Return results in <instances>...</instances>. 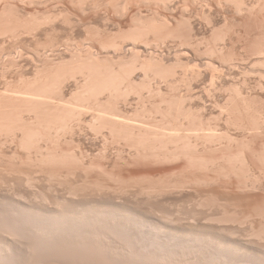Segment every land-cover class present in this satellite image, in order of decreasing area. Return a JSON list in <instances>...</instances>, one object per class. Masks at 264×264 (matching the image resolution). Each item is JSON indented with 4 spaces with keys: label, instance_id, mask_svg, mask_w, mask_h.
<instances>
[{
    "label": "rangeland",
    "instance_id": "1",
    "mask_svg": "<svg viewBox=\"0 0 264 264\" xmlns=\"http://www.w3.org/2000/svg\"><path fill=\"white\" fill-rule=\"evenodd\" d=\"M30 1H32V2H29V0H20V2L18 1V0H0V26H2L0 29H2L3 28V31H6V33H10V30L9 29H12L13 27H16L18 24L19 25H21V27L25 30V27H24V24H23V26H22V23L24 22H26V21H28V24H27V22H26V24H25V26H28L29 27V25H33V23H34V25L37 23V21H39V19H41L37 24H36V26L38 27L39 25H40V27H41V25H43V27H39V28H37V27H31L30 26V28L28 29V30H26V31H24L22 28H20V30H19V27L20 26H17L16 28L17 29H12L13 31L15 30V32H18L17 30H19V32L18 33H15V34H17V35H15L14 33L12 34V36H11V33H12V30H11V33L9 34H6L7 35V37L5 36V35H1V34H3L4 32L2 31V30H0L1 32H0V79L2 80V81H0V94L1 93H3V95L5 96L6 94L4 93V92H9V93H11V92H13V94L15 93L16 95V97H21L20 95H23L21 98H23V97H26V95L25 94H21V93H23V91L26 89V86H28V84L30 85V83L32 82V81H35L37 78H39V76L40 75H42V73H44L43 74V76L44 75H46V73L45 72H43V70L44 71H46L47 72V74L48 73H50L51 72V70L53 69L52 67H53V65L55 66L54 67V69L52 70V72L50 73V74H53V73H55V70L57 71L58 69H60L61 70V68L63 69V67H65L66 66V63L68 64L69 62L71 63V62H73V61H76V60H82V61H86L87 59L88 60H90L92 57H94L93 59H97L96 60V63H102V65L103 64H105V65H113L114 67H115V65H116V69H119V66H123V65H125V67H129V66H131L132 65V67H133V70H135L136 69V71H135V74H133V76H135V77H133V76H131L132 77V79H130L131 77H129V79L130 80H132V82H134L135 80L136 81H141V80H143V82H144V79L146 78V74L144 73V75H143V72L145 71L146 72V68H144L145 70L143 71V66H142V64H144V62H145V64H148V62L150 63V61H152V63H151V65H153L154 66V64H156V62H157V64H156V66H154V69H152V67L153 66H151V69L152 70H150V68H148L150 71H148L149 73V78H146L145 79V81L147 82V85H141L140 83L142 82H136V84H133L132 86H133V90L134 89H136V87L139 89L140 87V89L142 90V91H140V90H138V89H136V92H137V94H136V92H135V90L133 91L132 89H130V91H127V92H129V94H131V91H133L132 92V95H130V97H128L129 95H125V97L127 96L128 98H125V97H122L124 100H121L122 98H120V95H119V99L116 101L115 100V96L116 95H113V96H111V98H106V95L107 96H109L107 93H105V95L104 94H101L100 96H99V100H101L100 101V103L101 104H103L102 105V108H103V106H109L110 104H112V106H113V104H114V102L115 103H117L116 104V107L117 106H119L120 104V106L122 107H118L120 110L122 109L123 111L124 110H126V112L124 111H122L123 112V114H125L124 116H126V118L128 119H130V118H132V119H128V122H130V121H132V120H134L135 122H133V124L135 123V125H136V127L138 126V125H141V126H138V128L139 129H141V127L143 126L144 127V125H142V124H147V125H149V123H150V126L152 125L154 128H157V130H158V127H159V125H158V123H160V125L161 124H163L164 123V125L162 126V127H164L165 125H167L166 127H169L170 126V124H169V126H168V123H169V121L171 120V121H174L175 120V122H173V123H177V125L176 124H174L173 126L176 128V126H179V127H177L179 130H181L182 131V127L184 126H186V128L187 129H189V127L191 126H193L192 128L193 129H196L197 128V126H198V128L199 129H204L206 132H207V134L208 133H210L211 131H213V134H215V132L217 133L218 132V134H215V136H214V138H212L213 136H211V133H210V138H212L211 140H210V138H209V140H210V142L208 141V138H207V136H205V131H203L202 130V133H201V131H200V133H198L199 131H189L190 133H192L191 135H190V133L188 134L189 135V138H191L193 141H191V139L189 140V141H191L192 143H193V145H194V148L191 150L192 152L194 151V153H196L197 152V150L195 149V143H197L196 144V147H197V149L198 150H200V151H198L199 152V154H198V152L196 153V155H204L205 157H209V155H210V157H211V159L212 160H216V162L217 163H215V162H213V163H215V165H212L213 163H210V157H209V163H210V165H212V166H208L209 168L207 169L206 167L207 166H205L206 165V163H203V164H205L204 166L205 167H203V168H205V169H202L201 167H202V165L203 164H201V163H198V161H196L197 163H198V165L200 164V166L201 167H199L198 168V166L195 164V162H193L195 165H196V167L194 166H192V163L190 164L191 166H188L189 164V161H188V159H185V156L183 157V160H187L188 162H186V161H183L182 160V156H178L179 157V159H178V157H177V159H173L172 158V160H173V162H172V160L170 161V159H167L168 161H165V160H160V162H157L156 160L157 159H154L153 157V160L152 159H149L150 157H148V160L147 159H145V161H144V158H147V157H145V156H139L138 155V157L136 156L137 154H135V153H133V155H132V152H134L133 150L131 151V149L128 147V145H125L126 144V142H127V140L125 141V144H124V141H121L120 140V145H119V143H118V141L117 140H119V139H117L116 141L114 140L115 138H113V137H111L110 136V133H109V131L107 130V129H105V128H103L102 130L103 131H101L100 129L99 130H94V129H91L90 128V126H91V122H93L92 121V119L90 118V117H92L91 115H93V113H94V111L93 110H91V109H88V108H86V110H91V111H93L92 113L90 112H88V111H85V109H84V111H85V114H84V112H81V115L80 116H78V118H75L74 120H72L71 119V121H73V123H75L74 125L72 124V126L74 127V128H72V129H70V130H68V129H64V131H69V132H67V133H65L64 131H63V129H61V130H53V134H55V135H50V136H48V139H43L41 142H39V144H41V145H38V147H39V149H40V146H41V148L42 147H46V145H47V147L46 148H48L49 146V148L48 149H51L50 151L52 152V150H54V148H56L54 151L56 152V151H63L64 153H68L69 151L70 152H72V153H75V154H77L76 156H78V158L79 159H82L83 160V156H82V158H80L79 157V155H78V153H80V151L83 153V155H85L86 153H88V155L86 154L85 156V158H89L87 161H88V163L89 162H92V164L93 165H90V163L88 164L90 167H91V169H94V170H92V171H90L91 169L89 168V166L87 167L88 169H90V170H88L87 168H86V164H85V168H83L82 169V166H83V164L81 163V162H79V159L78 160H75L74 159V162L72 161V159L70 160V161H67V160H65V163H64V161H62V162H60L59 163V166L60 167H56V165L58 166V162H57V164L55 163V167L56 168H54V163H52L51 161L50 162H45V163H43V162H40L39 161V159H38V161L40 162V163H38V161L37 160H35L36 159V157H35V155L34 154H36L35 153V151H37V149H35V147L37 146H35L33 149L31 148L30 150H28L27 148H24V150H22L23 148H20L19 147V141H18V136H16V140L13 138L14 136L13 135H10V137H8V139H6L7 137V135L5 136V137H3L5 134H3V135H0V136H2V137H0V145H2L5 141H7L6 143H5V146L4 145H2V146H4V147H1L0 146V150H3V152L1 151L0 152V159H2V157H3V160L1 161L2 163V165L3 166H0V178L1 179H3L2 181H0V184H1V186H0V189H1V192H0V202H1V200H2V202L0 203V214L1 215H3V216H5L4 218H2V217H0V252L2 253V252H4L3 254H5L6 252H7V254L9 255H7V257L6 258H8L9 260L11 259H13L11 262L12 263H14V264H25V263H28V264H38L39 262H40V259H41V263L40 264H68V263H70V258H72V263H70V264H95L94 262L92 263V261L90 262V263H88L90 260L89 259H86V258H80L79 256H74L73 255V257L71 256L72 254H70L69 252H68V254H66V255H68V256H66V255H63V256H65L64 257V259H61L60 258V260H59V257L57 258L55 255L53 256V255H51L50 256V254L49 255H47L46 253L47 252H49L50 250H52V249H56V245H50L49 247H51V248H48L49 249V251L47 250V248H46V246L47 245H49V244H47V245H40L41 247H38L39 245H37L35 242L33 243V239H35V238H37L36 236L38 235V238H40L41 237V235H39V233L37 234L36 232H34V229L36 228L35 226H39V224L41 225V222L42 223H44V222H47V220L44 218L45 216H42V217H38V216H36V217H38V218H36L34 215H29V214H27L26 212H24L23 210H21V209H19V206H21V207H24L23 205H25L27 202H31L32 203V207L34 206L33 204H35V211H43L44 213H50L49 215H51V214H53V213H55V214H53V215H56L57 213H60V212H70L71 210L73 211V210H77L78 212L79 211H81L82 213H84L85 215H89L91 212H95V209H98V208H100V209H103V207H104V209H106V208H108V209H110V208H112V207H114V206H111L113 203H112V200H110V198L112 199V196H114L113 198H114V203H116V205L117 204H120L121 202H123L122 204H120L119 206L122 208V206H123V204H124V206L127 208V209H129L128 207H130V206H132V207H134V208H137V209H140V210H142L141 212H145L146 213V217L145 216H143V215H140L142 218H144V219H146V220H150L151 221V219H152V221L154 220L155 222H158V221H165L164 223H166V220L168 221V223H166L167 225L168 224H170V222L169 221H171V223H172V220H173V222H175L174 220H176L177 222H175V224L173 225V223L172 224H170V226H175L178 222H179V220H177L178 218H180L181 220H180V223H178V225H176L177 227L176 228H180V229H182V227H184V229L187 227L186 226V224L189 222V219L188 218H190V217H204V216H202V212L203 211H205L206 209H202L201 208V205H203L204 204V202H206L207 204H208V202L210 203V205L211 204H213V205H211V206H213V209L215 208V206L218 208H215L214 209V213L217 215H215V218L216 217H219L220 216V218H221V215H222V218H221V221L225 218L226 219V221L224 220V222L225 223H227V224H229V226H231V223H232V227L230 228V227H228V225L227 224H225V223H223V230L221 229V228H215V225L217 224V223H219V222H216L215 221V219L212 221V223L213 224H215L214 225V227H213V225H211L214 229H212V227H210L209 226V224H212V223H209L210 221L207 219L208 217L207 216H209V215H211L210 213H209V210L212 212L213 211V209L211 210V209H209L210 207H208L207 206V211L206 212H203V214L204 215H206V217H205V219L206 220H203V221H209V222H206V224L207 225H205V222L201 225V221H200V219L201 218H199V219H196V220H199V222L197 221L196 222V220H195V222L197 223V225H198V229H203L205 226L207 227V226H209L208 228H210L211 230H214V231H218L217 229H220V231H222V232H224L225 231V229H226V227L228 228L227 230H228V232H227V230H226V232H224V233H221V234H228V235H230V234H233L234 233V235H232V236H235V235H238L239 236V234L241 235L242 234V232L243 231H241V230H245V231H247L248 229H249V227H252V230H249V231H247V232H253V233H251V234H255L254 236H252L251 238H254L256 235H259L258 233L259 232H257L260 228V230L262 231V229L264 228V218H259V217H264V207L262 206V204L264 203V200L262 201V199H264V176L262 177V175H264V164L263 163H261V162H263V160H264V122L262 123V121H264V113H262L263 114V116L261 115V113L260 112H264V106H263V104H264V78H263V80H262V78L259 76L260 74H258V73H261V75L263 76L264 74V65H262V66H260L261 65V63H264L263 61H264V54H262V53H264V9H262V8H264V0L262 1V0H258V2H257V0L255 1V0H236V1H233V0H197V1H195V0H169V2H170V5H169V2H168V0H167V5H169V6H165V2H166V0L164 1V0H148L149 2H147V0H144V2H143V0H129V2L127 1V0H122L121 2H120V4L119 3H117V1L116 0H114V3L112 2L111 3V0H110V2H108L109 0H107V1H104V0H100V2H99V0H83L85 3H82V4H80L81 2H82V0H81V2L79 1V3H78V1L77 0H71V3H70V0H30ZM34 1H36V2H34ZM91 1H93V2H95V4H97V5H95L93 2L91 3ZM113 1V0H112ZM138 1H141V2H138ZM147 3H146V2ZM152 3H151V2ZM154 1H155V3H154ZM162 1V2H161ZM172 1V2H171ZM181 1V2H180ZM185 1V2H184ZM216 1V2H215ZM220 1V2H219ZM261 1V2H260ZM43 4H42V3ZM47 2V3H46ZM75 2H77V3H75ZM104 2V4H102V3ZM105 2H106V4H105ZM123 2H124V4H123ZM132 2V3H131ZM134 2H135V4H134ZM143 2V3H142ZM174 2V3H173ZM194 2V3H193ZM196 2V3H195ZM215 2V3H214ZM226 2V3H225ZM228 2V3H227ZM238 2H245V4H241V3H238ZM247 2V3H246ZM257 2V3H256ZM6 3V4H5ZM8 3H10V4H8ZM74 3V4H73ZM91 4V6H90V4ZM102 4L103 5V7H101L102 5H99V4ZM113 4L112 6L111 5H109V4ZM117 3V4H116ZM137 3H139V4H137ZM151 3V4H150ZM159 3V5H157ZM174 4V5H171V4ZM187 3V4H186ZM202 3V4H201ZM208 3V4H207ZM224 3V4H223ZM236 3L239 5V7L237 8L236 7ZM253 3H255V5L257 6H255ZM39 4V5H38ZM41 4V5H40ZM44 4H46V5H44ZM76 4L78 5V7L76 6ZM85 4V5H84ZM87 4V5H86ZM114 4L115 5H120V8H119V6H118V8H117V6H115L114 8L116 9H114L113 8V6H114ZM126 4V5H125ZM138 6H137V5ZM146 4V5H145ZM150 4V5H149ZM176 4H177V6H176ZM193 4V5H192ZM221 4H223V5H221ZM227 4V5H226ZM235 4V5H234ZM241 4V5H240ZM249 4V5H248ZM260 4V5H259ZM12 5H13V7H14V9L13 8H11L10 9V7H12ZM30 5V6H29ZM65 5V6H64ZM70 5V6H69ZM74 5V6H73ZM84 5V7H82ZM92 5H94V6H96L95 8H94V6H92ZM107 5H108V7H107ZM196 5V6H195ZM201 7H200V6ZM203 5V6H202ZM228 5H230L229 7H228ZM232 5V6H231ZM247 5V6H246ZM251 5H253V6H251ZM263 5V6H262ZM81 6V7H80ZM86 6V7H85ZM100 6V7H99ZM111 7V9H110V7ZM121 6H124V7H122L123 9H121ZM125 6H127V7H125ZM132 6V7H131ZM136 6V7H135ZM139 6H140V8H139ZM159 6V7H158ZM164 8H163V7ZM175 6V7H174ZM182 6V7H181ZM184 6H185V8H184ZM195 6V7H194ZM206 6V7H205ZM219 6V7H218ZM222 6V7H221ZM235 6V7H234ZM242 6L244 7L245 6V8H242ZM251 8H250V7ZM91 7H93V8H91ZM129 7V8H128ZM165 7H167V8H165ZM171 7V8H170ZM172 7L174 8V9H172ZM176 7H177V9H176ZM209 7V8H208ZM236 9L237 8V12H236V10L234 9V8ZM241 7V12H242V14L240 15L239 13V8ZM247 7V8H246ZM250 9H249V8ZM253 7V8H252ZM261 7V8H260ZM24 8V9H23ZM78 8V9H77ZM80 8V9H79ZM87 8V9H86ZM98 10H97V9ZM182 8V9H181ZM202 10H201V9ZM206 8V9H205ZM221 8V9H220ZM225 8V9H224ZM228 8V9H227ZM230 8V9H229ZM255 8V9H254ZM5 9V10H4ZM7 9H10L9 11L7 10ZM16 9V10H15ZM49 9V10H48ZM69 9V10H68ZM83 10V12L82 11H80V10ZM91 9H93V10H91ZM100 9V10H99ZM114 9V10H113ZM120 9V10H119ZM125 9V10H124ZM131 9V10H130ZM138 9V10H137ZM144 9V10H143ZM165 9V10H164ZM168 9H170V10H168ZM173 11H172V10ZM184 9V10H183ZM209 9H210V11H209ZM223 9V10H222ZM246 9V10H245ZM248 9V10H247ZM251 9H252V11H254V12H252L251 11ZM3 10H4V12H3ZM11 10H13V11H15V12H11ZM23 10V11H22ZM46 10V11H45ZM62 10V11H61ZM66 10V11H65ZM119 10V11H118ZM126 10H128V11H126ZM157 10V11H156ZM186 10V11H185ZM227 10V11H226ZM235 10V11H234ZM3 12V14H2V12ZM6 11H8V12H10V13H6ZM25 11V12H24ZM86 13H85V12ZM101 11H102V13H101ZM109 11V12H108ZM123 12V13H121V12ZM130 11V12H129ZM137 11V12H136ZM139 11V12H138ZM142 13H141V12ZM170 11V12H169ZM182 11H185V12H182ZM201 11V12H200ZM248 11L250 12L249 14H247L248 13ZM255 11H256V13H255ZM30 12H32V13H30ZM46 12V14H43V13H45ZM48 12V13H47ZM50 12V13H49ZM67 12V13H66ZM79 12H81V13H79ZM98 12V13H97ZM100 12V13H99ZM106 13V15H105V13ZM114 12V13H113ZM118 12V13H117ZM126 12V13H125ZM152 12V13H151ZM157 12V13H156ZM189 12H190V14H189ZM214 12V13H213ZM227 12V13H226ZM236 12V13H235ZM262 12V14H260V13ZM24 13H25V16H24ZM53 13H55V14H53ZM62 15H61V14ZM82 13H85V14H83L82 15ZM104 13V14H103ZM117 13V14H116ZM138 14V18H137V14ZM144 13V14H143ZM151 13V14H150ZM155 15H154V14ZM253 13V14H252ZM6 14V15H5ZM27 14V15H26ZM47 14H49L50 16L48 17L47 16ZM59 14V15H58ZM68 14H70V15H68ZM72 14V15H71ZM76 14V15H75ZM99 14V15H98ZM102 14V15H101ZM119 14V15H118ZM121 14H123V15H125V16H123V15H121ZM136 14V15H135ZM142 14H143V16H142ZM159 14V15H158ZM182 14V15H181ZM187 14H189V15H187ZM192 14V15H191ZM210 14V15H209ZM239 14V15H238ZM3 16V18H2V16ZM31 15H34V16H31ZM42 15V16H41ZM43 15L45 16V18L43 17ZM52 15V16H51ZM55 15V16H54ZM84 15H85V17H84ZM96 15V16H95ZM145 15V16H144ZM146 15H147V18H149V19H147L146 18ZM156 15H158V16H156ZM219 15V16H218ZM228 17H227V16ZM236 15V16H235ZM251 15H254V16H251ZM260 15V16H259ZM9 16V17H8ZM37 16H39V17H37ZM41 16V17H40ZM60 16H62V17H60ZM72 18H71V17ZM100 16H102V18L100 17ZM120 16V17H119ZM122 16V17H121ZM136 16V17H135ZM149 16V17H148ZM152 16V18H150ZM153 16H155L154 18H153ZM161 16V17H160ZM173 16V17H172ZM179 16H180V18H179ZM197 16V17H196ZM203 16H204V18H203ZM206 16H207V18H206ZM210 16V17H209ZM235 16V17H234ZM244 16V17H243ZM246 16V17H245ZM250 18H248V17ZM11 17V18H10ZM13 17H15L16 19H14ZM26 18L25 19V21H24V18ZM32 17V18H31ZM46 17H48V18H46ZM56 17H57V19H56ZM66 17H68L67 19H64L63 20V18H66ZM105 17V18H104ZM124 17V18H123ZM141 17L144 19V22H140V21H142L143 19H141ZM159 17V18H158ZM176 17V18H175ZM184 17H186V19L184 18ZM212 17V18H211ZM256 17H257V19H256ZM3 20H2V19ZM13 18V19H12ZM18 18H22V19H18ZM28 18H30V20L28 19ZM37 18H38V20H37ZM51 18H53V19H51ZM75 18V19H74ZM77 18H78V20H77ZM83 20H82V19ZM94 18V19H93ZM96 18V19H95ZM121 18V19H120ZM139 18L141 19L140 21H139ZM171 18V19H170ZM173 18V19H172ZM183 18V19H182ZM189 18H193L192 20L190 19L189 20ZM202 18V19H201ZM215 18V19H214ZM262 18H263V20H262ZM28 19V20H27ZM34 19V20H33ZM35 19L37 20V21H35ZM42 19H44L43 21H42ZM48 19H50V20H48ZM56 19V20H55ZM92 19L94 20L93 22H92ZM105 20L106 21V24H105V22L104 21H102V20ZM132 19H133V21H136L137 20V22L138 23H140L139 25L140 26H142V27H140L141 29H139V26H138V23L137 24H135L134 25V23H136V22H133L132 21ZM155 21H154V20ZM160 19V20H159ZM174 19H178V20H174ZM195 19V20H194ZM204 19V20H203ZM212 19V20H211ZM10 20V21H9ZM13 20H17L16 22H14ZM32 20H33V23H32ZM52 20H54V21H52ZM64 22H63V21ZM70 20H72V21H74V20H77L75 23L74 22H72V21H70ZM90 20V21H89ZM146 20H148V21H146ZM153 21L152 22V24L150 25V23H151V21ZM166 20H167V22H166ZM172 20V21H171ZM205 20H206V22H205ZM210 20V21H209ZM216 20V21H215ZM232 20V21H231ZM238 20V21H237ZM5 23H4V22ZM9 21V22H8ZM20 23H19V22ZM30 21V22H29ZM42 21V22H41ZM45 21V22H44ZM47 21H48V23H50V24H48L47 23ZM62 21V22H61ZM66 21H68V22H66ZM83 21V22H82ZM87 21V22H86ZM107 21H111V22H107ZM146 21V22H145ZM164 21V22H163ZM177 21V22H176ZM203 21V22H202ZM254 21V22H253ZM36 22V23H35ZM40 22H41V24H40ZM55 22H57V23H55ZM61 24H60V23ZM67 24H66V23ZM73 24H72V23ZM91 22V23H90ZM150 22V23H149ZM156 22V23H155ZM162 22V23H161ZM172 22H173V24H172ZM176 22V23H175ZM190 22H192V23H190ZM211 22H213V24L211 23ZM216 22V23H215ZM226 22V23H225ZM11 23H13V25H7V26H9V29L8 28H6V26H4V25H6V24H11ZM29 23H31V24H29ZM44 23V24H43ZM54 23V24H53ZM79 23H81L80 25H79ZM88 23H90L89 25H87ZM94 23V24H93ZM110 23V24H109ZM115 23V24H114ZM132 23V24H131ZM146 23V27L145 26H143L144 24ZM149 23V24H148ZM166 24V26L167 27H165V24ZM189 23V25H187ZM199 23V24H198ZM209 23V24H208ZM230 23V24H229ZM241 23V24H240ZM259 23V24H258ZM45 24H47V25H49V26H47L46 27V25ZM51 24H53V26L51 25ZM63 24L64 25H66V26H63ZM70 24V25H69ZM85 24H86V26H85ZM93 24V25H92ZM109 24V25H108ZM113 24V25H112ZM118 24V26H117V28L116 27H114V26H116ZM155 24H157V25H160V26H157V25H155ZM164 24V25H163ZM181 24V25H180ZM185 24V25H184ZM191 24H193V26L191 25ZM215 24V25H214ZM225 26H224V25ZM227 24V25H226ZM237 24V25H236ZM45 25V26H44ZM60 25V26H59ZM73 25V26H72ZM76 25V26H75ZM108 25V26H107ZM111 25V26H110ZM120 25H121V27H120ZM164 26L165 28H168L170 25V28H171V30L169 29V30H167V29H164V27L162 28V26ZM177 25V26H176ZM210 25V26H209ZM220 25H222V26H220ZM229 25H230V27H229ZM253 25V26H252ZM63 26V27H62ZM70 26V27H69ZM75 26V28H73ZM85 26V27H84ZM105 26H107V27H105ZM138 27V29L136 28V30H135V28L134 27ZM149 26L151 27V28H149ZM152 26H154V27H152ZM157 26V27H156ZM187 26V27H186ZM190 26H191V30L189 29L190 28ZM209 26V27H208ZM214 26V27H213ZM216 26V27H215ZM11 27V28H10ZM45 27V28H44ZM48 27L49 28H51V29H48ZM64 27H66V28H64ZM109 27V28H108ZM111 27H113L112 28V31H111ZM129 27H131V28H129ZM134 29H133V28ZM159 27H161V28H159ZM173 27V28H172ZM189 27V28H188ZM193 27V28H192ZM212 27V28H211ZM224 27V28H223ZM227 27V28H226ZM235 27L237 28V29H235ZM32 28V29H31ZM35 28V29H34ZM36 28L39 30V34L36 32ZM48 30H47V29ZM57 28H59V29H57ZM64 28V29H63ZM69 28H71V29H69ZM143 28L145 29V32L143 31ZM154 28L156 29V30H154ZM188 28V29H187ZM201 28V29H200ZM219 28V29H218ZM229 28V29H228ZM257 28V29H256ZM7 29H8V31H7ZM34 29V30H33ZM41 29L44 31V29H45V31L43 32V31H41ZM54 29L55 30H57L58 32H60L61 30H64V31H62V32H60V34H58V32H56V31H54ZM67 29V30H66ZM75 29V30H74ZM87 29H88V31H87ZM116 29V30H115ZM118 29V30H117ZM127 29V30H126ZM131 29H133V33H132V30ZM148 29H149V31H148ZM157 29H161V30H159V32H158V30ZM177 29H178V31H177ZM182 29V30H181ZM183 29H184V31H183ZM221 29H222V31H221ZM228 29V30H227ZM231 29V30H230ZM29 30H33V32H36L37 33V35H39V36H37V35H34V34H36V33H32L31 31H29ZM37 30V31H38ZM48 32H56L55 34H54V32L52 33V34H50V33H47V31ZM70 30V31H69ZM125 30V31H124ZM130 30H131V32H130ZM154 30V31H153ZM165 30H167L168 32L170 31V33H168L167 31H166V33H165ZM182 31V32H180V31ZM192 30H193V32H192ZM195 30H196V32H195ZM214 30V31H213ZM215 30H217V31H215ZM220 30V31H219ZM237 32H236V31ZM29 31V32H28ZM41 31V32H40ZM94 31H96V32H94ZM118 32L119 31V34L118 33H116L115 34V32ZM121 31L124 33V36H123V34L121 33ZM138 31H143L144 33H146V36H144L145 34L144 33H142V36H143V40L145 39V41L146 40H151V41H147V42H145V43H143V42H141V40H142V36H141V33H140V35H139V37L137 38L136 36L139 34H135V32H138ZM156 31H157V33H156ZM164 32L163 34H161L162 32ZM188 31V32H187ZM200 31V32H199ZM209 31V32H208ZM261 31V32H260ZM65 32V33H64ZM68 33V35H67V33ZM72 32H73V34H72ZM91 32V33H90ZM92 32L95 34H93L92 35ZM114 32V33H113ZM130 32V33H129ZM148 32V33H147ZM149 32H154V33H156V35H153L154 33H150V36H149ZM177 32H179V33H177ZM213 32V33H212ZM220 32V33H219ZM227 32H228V34H227ZM230 32V33H229ZM23 35L22 37H20L21 36V34ZM25 33H27V34H24ZM29 33H32V34H30L29 35ZM40 33H41V35H40ZM45 33H47V34H45ZM75 33V34H74ZM88 34V35H86V34ZM132 33V34H131ZM168 33V34H167ZM171 33H172V35H171ZM216 33V34H215ZM222 33H226L225 35L224 34H222ZM239 33V34H238ZM19 34V35H18ZM44 34V35H43ZM57 34V35H56ZM77 34V35H76ZM98 34V35H97ZM115 34V35H114ZM127 34V35H126ZM133 34H135V36L133 35ZM144 34V35H143ZM178 34V35H177ZM194 34H196V35H194ZM212 34H214V35H212ZM230 34V35H229ZM246 34V35H245ZM27 35V36H26ZM32 35H34V38L32 37ZM50 35V36H49ZM59 35H61V36H59ZM74 37H73V36ZM79 35V36H78ZM153 35V36H152ZM158 35V36H157ZM160 35V36H159ZM161 35H167V36H169V35H171L170 37H171V39H170V37H167L166 36V38L164 37V39H165V41L163 40V37H161ZM173 35H174V37H173ZM176 35L177 36H179V39L181 38V41L178 39L177 40V38H176ZM183 35H185V37L183 36ZM201 35V36H200ZM217 35H219V36H217ZM243 35V36H242ZM257 35V36H256ZM3 36L5 37V39L3 38ZM12 38H11V37ZM13 36H14V38H13ZM17 36V37H16ZM19 36V37H18ZM38 37V38H36V37ZM44 36V37H43ZM58 36H59V38H58ZM66 36V37H65ZM91 36V37H90ZM115 36V37H114ZM121 36V37H120ZM127 36V37H126ZM129 36H131V37H133V38H131V37H129ZM141 36V37H140ZM147 36H148V38H147ZM156 36V37H155ZM181 36V37H180ZM191 36H194L193 38H192V40H194V39H198V40H196V41H198V42H196L195 40L194 41H191L190 40V38H191ZM204 36H205V38H204ZM227 36H228V38H227ZM242 36V37H241ZM249 36V37H248ZM255 36H256V38L257 39H255ZM16 37V38H15ZM26 37H28V38H26ZM48 39H47V38ZM56 37V38H55ZM65 37V38H64ZM85 37V38H84ZM94 37V38H93ZM96 37V38H95ZM112 37H114V38H112ZM119 37V38H118ZM123 37V38H122ZM136 37V39H134ZM159 37H161L160 38V42L159 41H155V38L157 39V40H159ZM188 37V38H187ZM197 37V38H196ZM201 39H200V38ZM213 37H215L216 38V40L213 38ZM222 37V38H221ZM224 37V38H223ZM245 37V38H244ZM248 37V38H247ZM259 37H261V38H259ZM7 38H9V39H7ZM21 38V39H20ZM24 38H26V40L24 41ZM32 38V39H31ZM36 38V39H35ZM40 38V39H39ZM45 38H46V40H45ZM70 40H69V39ZM72 38V39H71ZM73 38H74V40H73ZM91 38V39H90ZM93 38V39H92ZM109 38V39H108ZM111 38V39H110ZM154 38V39H153ZM172 38H173V40H172ZM184 38H186L187 40L189 39L190 41H187L186 39H184ZM230 38V39H229ZM15 39L18 41V43H17V41H15ZM51 39V40H50ZM54 39V40H53ZM56 39V40H55ZM65 39H66V42H64L65 41ZM67 39L69 40V41H67ZM95 39V40H94ZM114 39H116V40H114ZM117 39H119V41L117 40ZM124 39H127V40H124ZM140 41H139V40ZM161 39L164 41H161ZM211 39H213V40H211ZM241 39V40H240ZM262 40V41H260V40ZM13 42H12V41ZM19 40H21V41H19ZM40 41V42H38V41ZM43 40H45V41H42ZM47 40H49L48 41V43L50 44V46H49V44L47 43ZM59 40V41H58ZM82 40V41H81ZM85 42H84V41ZM90 40V41H89ZM120 40H122V41H120ZM131 40V41H130ZM137 41L136 43H135V41ZM142 40V41H143ZM153 40H154V42H153ZM169 40H171V41H169ZM176 40V41H175ZM208 42H207V41ZM212 42H211V41ZM214 40H215V42H214ZM217 40H219L218 41V43L216 42ZM222 40V41H221ZM258 40V41H257ZM3 41V42H2ZM5 41V42H4ZM11 41V42H10ZM62 41V42H61ZM72 41H75L74 43L72 42ZM81 41V42H80ZM105 43H104V42ZM111 41H113V42H111ZM117 41V42H116ZM129 41V42H128ZM167 41V42H166ZM177 43L178 42V44H176L175 42ZM201 41H203V42H200ZM224 41V42H223ZM231 41V42H230ZM238 41V42H237ZM246 41V42H245ZM23 42V43H22ZM70 42V43H69ZM79 42H80V44H79ZM91 42H94L93 44L91 43ZM96 42V43H95ZM113 43V45H114V42H115V46H113V45H111V43ZM118 42L120 43V44H123V45H119L118 44ZM122 42V43H121ZM124 42V43H123ZM127 42V43H126ZM132 42L134 43V44H132ZM139 42H141V43H139ZM155 42H159V43H155ZM174 42V43H173ZM179 42H180V44H179ZM182 42H184V43H182ZM188 42V43H187ZM205 42V43H204ZM209 44H207V43ZM210 42V43H209ZM220 42V43H219ZM236 42V43H235ZM259 42H260V44H259ZM14 45H16V46H14ZM21 43L23 44L22 46H21ZM24 43H25V45H24ZM40 43L42 44V45H40ZM60 43V44H59ZM66 44V46H65V44ZM70 45H69V44ZM76 43H78V44H76ZM147 43V44H146ZM151 43V44H150ZM154 43V44H153ZM195 43V44H194ZM204 43V44H203ZM221 43H223V44H221ZM246 43V44H245ZM262 43V44H261ZM29 46H27V45ZM35 44V45H34ZM36 44H37V46H36ZM48 45V47H45L46 49H42V48H44V46L45 45ZM51 44H53L54 46L55 45H58V46H56V47H53ZM63 44V45H62ZM101 44V45H100ZM143 44V45H142ZM149 44V46L147 47V45ZM153 44V45H152ZM158 45V46H155V45ZM161 44V45H160ZM183 44V45H182ZM192 44V45H191ZM212 44V45H211ZM236 44V45H235ZM12 45V46H11ZM19 45V46H18ZM41 47H40V46ZM46 45V46H47ZM62 45V46H61ZM72 45H74V46H72ZM93 45V46H92ZM104 46V48H103V46ZM111 45V46H110ZM120 47V49H119V47ZM142 45V46H141ZM180 45H182V46H180ZM188 45V47H189V45H191L189 48H187L186 46ZM194 45H196V46H194ZM198 45V46H197ZM216 45V46H215ZM219 45V46H218ZM238 45V46H237ZM245 45V46H244ZM247 45V46H246ZM259 47V48H256L257 46ZM262 47H261V46ZM1 46H3V47H1ZM34 46V47H33ZM39 46V47H38ZM80 46V47H79ZM83 46V47H82ZM86 46V47H85ZM101 46V47H100ZM107 46H109V47H107ZM127 46V48L125 49V47ZM130 46V47H129ZM133 46V47H132ZM137 46V47H136ZM139 46V47H138ZM160 46V47H159ZM163 48H162V47ZM164 46H166V48H164ZM185 46V47H184ZM209 48H208V47ZM221 46V47H220ZM222 46H223V49H222ZM248 46H250V47H248ZM8 48L7 50H6V48ZM11 47H13V48H11ZM23 49H22V48ZM51 47H53V49H55V50H53V49H50ZM73 49H72V48ZM89 47V50L88 49H86V48H88ZM91 47V48H90ZM113 47H116L115 49L113 48ZM118 47V48H117ZM151 47V48H150ZM196 47V48H195ZM198 47V48H197ZM199 47H200V49H199ZM220 47V48H219ZM5 49L4 51H3V49ZM10 48V49H9ZM17 48V49H16ZM32 48H34V49H32ZM37 48V49H36ZM60 48V49H59ZM107 48V49H106ZM110 48V49H109ZM130 48V49H129ZM132 48V49H131ZM169 48H170V50H169ZM173 50H172V49ZM196 50H195V49ZM216 48V49H215ZM218 48V49H217ZM241 48H242V50H241ZM2 49V50H1ZM15 49V50H14ZM20 49V50H19ZM32 51H31V50ZM49 49L52 51H49ZM67 49H68V51H71V52H68L67 51ZM74 49H75V51L76 52H78V54H77V57H75V55L76 54H73V52H75L74 51ZM92 49V50H91ZM98 49V50H97ZM122 49V50H121ZM123 49H124V52H123ZM139 49V50H138ZM148 49V50H147ZM178 49V50H177ZM191 49H192V51H191ZM197 49L199 50V51H197ZM204 49H205V51H204ZM208 49V50H207ZM235 49V50H234ZM12 51V52H9V51ZM34 50V51H33ZM37 50H38V52H39V55H41L42 53V55H41V57H39V55H37L36 54V52H37ZM57 50V51H56ZM64 50V51H63ZM79 50V51H78ZM82 50V51H81ZM116 50V51H115ZM123 52H121V51ZM127 50H128V54H127ZM130 50V51H129ZM135 50V51H134ZM147 50V51H146ZM150 50V52H148ZM164 50V51H163ZM176 50V51H175ZM194 50V51H193ZM221 50V51H220ZM249 50V51H248ZM262 50V51H261ZM6 51V52H5ZM17 51V52H16ZM46 51V52H45ZM88 53H87V52ZM97 51V53H95ZM103 51V52H102ZM120 51V52H119ZM133 51V52H132ZM143 51H146V52H143ZM171 53H170V52ZM184 51V52H183ZM197 51V52H196ZM207 51V52H206ZM225 51H227V52H225ZM241 51V52H240ZM257 51V52H256ZM259 51H260V53H259ZM3 52V53H2ZM22 52H24V53H22ZM34 52V53H33ZM42 52V53H41ZM48 52H50L51 54H53L52 56H51V54L50 53H48ZM57 54H59V53H61V55L59 54V55H57ZM62 52H63V54H62ZM75 52V53H76ZM80 52V53H79ZM93 52H94V55H93ZM99 52V53H98ZM116 52V53H115ZM130 52V53H129ZM159 52V53H158ZM161 52V53H160ZM166 54H165V53ZM168 52V53H167ZM199 52V53H198ZM214 52H215V54H214ZM220 52V54H218ZM249 52V53H248ZM9 53V54H8ZM16 53V54H15ZM17 53H18V56H17ZM20 53H22L21 55H23V56H21L20 55ZM47 53H48V56H46L47 55ZM65 53V54H64ZM69 53V54H68ZM122 53V54H121ZM135 55H134V54ZM136 53L138 54V55H136ZM176 53V54H175ZM185 53V54H184ZM197 53V54H196ZM211 53V54H210ZM221 53H222V55H221ZM256 53V54H255ZM3 54H6V55H3ZM34 54H36L35 56H34ZM45 54V55H44ZM54 54H55V56H54ZM66 54H67V56H66ZM72 54H73V56H72ZM82 54V55H81ZM87 54L88 55H90V57L88 56L87 57ZM117 54V55H116ZM124 54V55H123ZM126 54H127V56H126ZM155 54H156V56H155ZM160 54V55H159ZM180 54V55H179ZM195 54V55H194ZM200 54H202V55H200ZM208 54V55H207ZM214 54V55H213ZM234 54V55H233ZM254 54V55H253ZM260 54H262V55H260ZM11 55V56H10ZM24 55H27L26 57L24 56ZM30 55V56H29ZM33 55V56H32ZM50 55V56H49ZM83 56L84 58H82L81 56ZM114 57H113V56ZM128 55H133L134 56V58H133V56H128ZM154 55V56H153ZM180 56V57H178V56ZM197 55V56H196ZM213 55V57L211 58V56ZM218 55V56H217ZM231 55V56H230ZM6 56V57H5ZM9 56V57H8ZM16 56V57H15ZM45 56V57H44ZM57 56H58V58H57ZM62 56V57H61ZM66 56V57H65ZM108 56V57H107ZM111 56V57H110ZM122 56H123V58H122ZM125 56V57H124ZM137 56H139L138 58H136ZM152 56V57H151ZM176 56H177V58H176ZM201 56V57H200ZM207 56V57H206ZM209 56H210V58H209ZM224 56V57H223ZM233 56V57H232ZM18 57V58H17ZM37 57H39V58H37ZM47 57V58H46ZM49 57H50V59H49ZM59 57H61V58H59ZM73 58V60H72V58ZM75 57V58H74ZM81 57V58H80ZM85 57H87V58H85ZM127 57V58H126ZM130 57V58H129ZM154 57V58H153ZM171 57V58H170ZM181 57H183V58H181ZM195 57V58H194ZM217 57V58H216ZM222 57V58H221ZM232 57V58H231ZM244 57V58H243ZM247 57H248V59H247ZM262 57V58H261ZM15 58H17V59H15ZM41 58V59H40ZM54 58V59H53ZM56 58V59H55ZM103 58V60H101ZM109 58V59H108ZM112 58V59H111ZM118 58V59H117ZM120 58H122V59H124V62H123V60H121ZM141 58H142V60H141ZM151 58V59H150ZM156 58V59H155ZM158 58V59H157ZM160 58V59H159ZM180 58V59H179ZM237 58V59H236ZM240 58V59H239ZM4 59H5V61H4ZM10 59H11V61H10ZM13 59V60H12ZM15 59V60H14ZM49 59V60H48ZM52 59H53V61H52ZM59 59L61 60L60 62H62L63 64H61L60 62H59ZM63 59H65V61H66V59H67V61L65 62ZM98 59H99V61H98ZM107 61H106V60ZM114 59V60H113ZM119 59H120V61H119ZM129 59V61L128 62H130V63H128L127 62V60ZM132 59H135V60H132ZM138 59V60H137ZM141 61H140V60ZM143 59H144V62H142L143 61ZM148 59H150V61H148ZM153 59H155L154 61H153ZM176 59H179V60H176ZM182 59V60H181ZM202 61H201V60ZM228 59H230V60H228ZM244 59V60H243ZM245 59H246V62H245ZM45 60V61H44ZM57 60V61H56ZM71 60V61H70ZM101 60V61H100ZM115 60H116V62H118V63H116L115 62ZM126 60V61H125ZM161 60V61H160ZM167 61V62H164V61ZM176 60V61H175ZM199 60V61H198ZM207 60V61H206ZM224 60L226 61V62H224ZM232 60V61H231ZM14 61H16V64H15V62ZM36 61V62H35ZM44 61V63L43 64H41L42 62ZM55 61V62H54ZM98 61V62H97ZM136 61V63L134 64V62ZM137 61H139L138 63H137ZM146 61H148L147 63H146ZM172 61V62H171ZM176 63H175V62ZM178 61V62H177ZM179 61H184L183 63H186L187 62V65L186 64H183V63H180ZM189 61V62H188ZM191 61V62H190ZM221 61V62H220ZM228 61H230V62H228ZM237 61V62H236ZM244 61V62H243ZM249 61V62H248ZM256 61V62H255ZM259 61H261V62H259ZM8 62V63H7ZM48 62V63H47ZM53 62L55 63V64H53ZM57 62H59V63H57ZM103 62H105V63H103ZM114 62V63H113ZM171 62V63H170ZM208 62V63H207ZM228 62V63H227ZM240 62V63H239ZM259 62V63H258ZM11 63H12V65H11ZM14 63V64H13ZM18 63V64H17ZM112 63V64H111ZM121 63V64H120ZM164 63V64H163ZM168 63V64H167ZM174 63V65H169V64H173ZM179 63H180V65H179ZM188 63H189V65H188ZM193 63H194V65L195 66H197V67H195L194 68V65H193ZM204 63V64H203ZM213 63H215V64H213ZM225 63V64H224ZM226 63L227 64H229L228 66L226 65ZM232 63V64H231ZM234 63V64H233ZM254 63V64H253ZM45 64V65H44ZM58 64H61V67H59L60 65H58ZM65 64V65H64ZM120 64V65H119ZM164 66V67H160V66H162V65ZM175 64H177V65H175ZM182 64V65H181ZM218 64V65H217ZM258 64V65H257ZM3 65V66H2ZM34 65H36V66H34ZM51 65V66H50ZM58 65V67H56ZM62 65H64L63 67H62ZM127 65V66H126ZM137 65V66H136ZM140 65L142 66L141 68H140ZM149 65V64H148ZM147 65V66H148ZM166 65V66H165ZM167 65L170 67H172V66H175V69L176 70H174V68H172L173 70H174V72L176 73V74H171V72H170V70L169 69H171V68H165V67H167ZM187 67H186V66ZM192 65V67L190 68V69H192V70H190L189 69V66H191ZM205 65H206V67H205ZM210 65H212L213 67H214V71H217V72H214L213 70H212V66H210ZM231 65V66H230ZM3 68H2V67ZM39 66V67H38ZM112 66V67H113ZM157 66H159V67H157ZM178 66H179V68H178ZM180 66H181V68H183L184 66H185V68H183V69H181L180 68ZM208 66H210V67H208ZM217 66V67H216ZM225 66V67H224ZM227 66V67H226ZM232 66H235V68L234 67H232ZM238 66V67H237ZM241 66V67H240ZM246 66V67H245ZM252 66H253V68H252ZM13 67V68H12ZM35 67H37V68H39V69H34ZM43 67H45V68H43ZM48 67V68H47ZM136 67H138V68H136ZM149 67V66H148ZM157 67V68H156ZM200 67V68H199ZM208 67V68H207ZM233 69H232V68ZM259 67H260V69H259ZM261 67H263V68H261ZM10 68H11V70H10ZM50 68V69H49ZM158 69V70H160V71H162V74H164V73H166L167 71H166V69L167 70H169L166 74H164V75H160L159 77H158V74H156L155 75V73L154 72H151V71H156V69ZM197 68V69H196ZM203 68H205L204 70H203ZM238 70H237V69ZM251 68H252V70H251ZM19 69V70H18ZM43 69V70H42ZM49 71H47V70ZM138 69V70H137ZM141 69V70H140ZM162 69H164V70H162ZM171 69V70H172ZM179 69V70H178ZM187 69H189V71L187 70ZM208 69V70H207ZM219 69H221L220 71H219ZM223 69V70H222ZM228 69V70H227ZM232 69V70H231ZM10 70V71H9ZM39 70V71H38ZM40 70H41V74H40ZM173 70H172V72H173ZM185 70H187L186 72H185ZM243 70V71H242ZM246 70V71H245ZM260 72H259V71ZM5 71V72H4ZM20 71V72H19ZM33 71V72H32ZM54 71V72H53ZM141 73H140V72ZM166 71V72H165ZM177 71V72H176ZM196 71H198V73H196ZM206 71V72H205ZM240 73H239V72ZM5 73V76H4V73ZM8 72V73H7ZM18 72V73H17ZM24 72V73H23ZM25 72H27V73H25ZM31 72V73H30ZM35 72L37 73V74H35ZM39 72V73H38ZM134 72V71H133ZM173 72V73H174ZM188 72V73H187ZM191 72V73H190ZM221 74H220V73ZM223 72V73H222ZM247 73V74H245V75H243L244 73ZM252 72V74L251 75H248V74H250ZM131 73V72H130ZM154 73V74H153ZM177 73H181V75H178ZM210 73L212 74L211 75V77H212V79H211V77H210ZM214 73H215V77H214ZM226 73V74H225ZM255 73V74H254ZM3 74V77L4 78H7V79H4V78H1L2 75ZM7 74V75H6ZM18 74L20 75L19 77H17L18 76ZM24 74V75H23ZM30 74V75H29ZM168 74H170V76L171 77H173V81H172V78L170 77V76H166V75H168ZM184 74V76H182ZM196 74H197V76H196ZM200 74V75H199ZM219 74H220V76H219ZM242 74V75H241ZM257 74V75H256ZM26 75H28V76H30V77H28V76H26ZM36 75H37V78H36ZM130 75V74H129ZM132 75V74H131ZM141 75V76H140ZM153 75V76H152ZM226 75H228V76H226ZM230 75V76H229ZM233 75H235V76H233ZM238 75H239V77H238ZM12 76V77H11ZM26 76V77H25ZM34 76V77H33ZM147 76V77H148ZM156 76V77H155ZM162 76H163V79L165 80L166 78H168L169 80H163L162 79ZM176 76H178V77H176ZM187 76H189V77H187ZM190 76H192V77H190ZM199 76V77H198ZM225 76V77H224ZM238 77V79H237V77ZM246 76V77H245ZM252 76V77H251ZM41 77V76H40ZM143 77H145V78H142ZM151 77V78H150ZM153 77V78H152ZM159 79H158V78ZM161 77V78H160ZM166 77V78H165ZM210 77V78H209ZM217 77V78H216ZM229 77V78H228ZM244 77V78H243ZM264 77V76H263ZM10 78H12V79H10ZM26 78V79H25ZM28 78V79H27ZM29 78H30V80H29ZM34 78H36V79H34ZM154 78H156V79H154ZM186 78V79H185ZM189 78V79H188ZM195 78V79H194ZM198 78V79H197ZM199 78H201V79H199ZM215 78V79H214ZM222 78V79H221ZM228 78V79H227ZM234 78V79H233ZM241 78V79H240ZM260 78V79H259ZM9 79V80H8ZM16 79V80H15ZM19 79V81H17ZM34 79V80H33ZM129 79H128V81H126L125 83H129L130 81H129ZM141 79V80H140ZM148 79V80H147ZM149 79H151V80H149ZM153 79V80H152ZM175 79V80H174ZM177 79V80H176ZM181 79H183V81L181 80ZM191 79V80H190ZM218 79H219V81H218ZM254 79V80H253ZM258 81H257V80ZM5 80V81H4ZM11 80V81H10ZM20 80H21V82H20ZM22 80L24 81L23 82V84H22ZM27 80H29V81H27ZM161 82H160V81ZM187 81V83H189V84H187L186 83V81ZM201 80V81H200ZM203 80V81H202ZM211 80V81H210ZM215 80V81H214ZM234 80V81H233ZM235 80H238V81H235ZM242 80H244L243 82H242ZM246 80V81H245ZM250 80V81H249ZM12 81H13V83H12ZM14 81H16L15 82V84L17 85V87L19 88H17L16 87V85L14 84ZM70 81V82H69ZM151 81H152V83L153 84H151ZM168 81V82H167ZM170 81V82H169ZM174 81H176V82H174ZM207 81V82H206ZM210 81V82H209ZM214 81V83H212L213 85H214V87L212 86V84H211V82H213ZM240 81L243 83H240ZM254 81H256V82H254ZM261 81V82H260ZM4 82V83H3ZM9 82V83H8ZM18 82H20L21 84H22V88H24L23 90H22V88L20 87L21 86V84L20 83H18ZM77 82V81H76ZM76 82H75V80L72 78V80L70 79V80H68L66 83H64V85H63V87H64V89L66 90H63V92L61 93V94H63V95H65V97L66 98H64L63 99V97L64 96H62L61 95V97H62V99H61V97H59L58 99L56 98V97H58V96H60V94L57 96L56 94H55V99H54V97L53 98H51V99H54V100H50V105L51 104H55L56 102H57V105L59 104V102H63V100L65 101V99H70V95H72L71 94V92L73 91V89H76ZM132 82H131V84H132ZM146 82H144V83H146ZM150 84H149V83ZM158 82V84L160 85H158L157 84V86H159V87H162V88H159V87H157V86H155L156 85V83ZM165 82V83H164ZM177 82L179 83V84H177ZM193 82H194V84H193ZM198 82V83H197ZM205 84H203V83ZM221 82V83H220ZM229 82V83H228ZM232 82V83H231ZM238 82V83H237ZM247 82V83H246ZM28 83V84H27ZM124 83V84H125ZM165 84V85H163L162 86V84ZM169 83H170V85H169ZM182 83H183V85H182ZM192 83V84H191ZM197 83V84H196ZM210 83V84H209ZM227 83V84H226ZM231 83V84H230ZM234 83V84H233ZM236 83V84H235ZM263 83V84H262ZM8 84V85H7ZM14 84V86H12ZM25 84V85H24ZM27 84V85H26ZM66 84H67V86H66ZM131 84L129 85V84H127L128 86H127V88L126 87H123L122 85H121V87H123V89L124 88H126V89H128V87L130 86L131 87ZM140 84V85H139ZM150 85V87L151 88H153V90L152 89H148V88H150V87H147V86H149ZM226 84V85H225ZM233 84V85H232ZM243 85V87H242V85ZM250 84V85H249ZM252 84V85H251ZM256 84V85H255ZM262 84V85H261ZM2 85H3V87H2ZM12 87H11V86ZM24 85V86H23ZM134 85H135V87H134ZM137 85V86H136ZM151 85H153V87L151 86ZM172 85H174V86H176L177 88H174V86L173 87H171ZM178 85V86H177ZM180 85V86H179ZM193 86V87H190V86ZM210 85H211V87H210ZM224 87H223V86ZM233 86V89H232V87H230V86ZM240 86V87H238V86ZM256 86L257 87V89H256V87H254V86ZM126 86V85H125ZM143 86H145V89H144V87ZM166 86H169V87H166ZM187 86H189V87H187ZM201 86V87H200ZM218 86V87H217ZM222 86V88L221 89H219V87H221ZM226 86H228L227 87V90H225L224 88L226 87ZM261 86H262V88H261ZM9 87H10V89H9ZM16 89H15V88ZM69 87V89L67 90V88ZM164 87H166V88H164ZM187 87V88H186ZM203 87V88H202ZM230 87V90L228 89ZM235 87V88H234ZM237 87H238V91H240L239 93H238V91H236V90H234V89H237ZM258 87H259V89H258ZM28 88V87H27ZM71 88V89H70ZM132 88V87H131ZM172 88H174L175 90H173ZM192 88V89H191ZM202 88V89H201ZM206 88H209V89H206ZM217 88V89H216ZM255 88V89H254ZM9 89V90H8ZM13 89V90H12ZM155 89H157V91L155 90ZM158 89L160 90V91H162L161 92V97H160V91L158 92ZM161 89H164V90H161ZM172 90V91H174L175 92V94H176V92L178 93V94H176V96H184V97H187V95H189V97L186 99V98H184V99H186V100H181V97L179 96L178 98L175 96V94H174V92H172V91H170V90ZM180 89V90H179ZM185 89V90H184ZM232 89V90H231ZM250 89H254V90H250ZM3 90H6V91H3ZM22 90V91H21ZM72 90V91H71ZM144 90V91H143ZM178 90V91H177ZM187 90V91H186ZM190 90H192V93H191V91ZM197 90V91H196ZM216 90V91H215ZM218 90H221V91H218ZM222 90H224V91H222ZM246 90V91H245ZM259 90V91H258ZM21 91V92H20ZM25 91H29V88H28V90H25ZM124 91H125V89H124ZM139 91H140V94L138 95V93H139ZM150 91V92H149ZM152 91H153V93H155L156 94V96L153 94L152 95ZM157 93H156V92ZM163 91H164V93H163ZM180 91V92H179ZM182 91L183 92H185V93H182ZM188 91L190 92V93H188ZM201 91H202V94H201ZM205 91V92H204ZM208 91H212V95H211V93L209 94V92ZM230 93L231 91V93L229 94L228 92ZM250 91H253V92H251L250 93ZM17 92V93H16ZM74 92V91H73ZM149 92V93H148ZM167 92V93H166ZM197 94H196V93ZM213 92H214V94L216 95V97H214V94H213ZM216 92V93H215ZM225 92H226V94H225ZM238 93V95L240 96H238V97H236L237 96V93ZM256 92H258V93H256ZM7 94L9 97H10V94ZM126 93V92H125ZM141 93H143V94H141ZM159 93V94H158ZM173 95H172V94ZM259 93H261V94H259ZM20 94V95H19ZM116 94V93H115ZM126 94H128V93H126ZM149 94V95H148ZM165 95V97L167 96V98H169V100L167 99V101L166 100H164L165 98L163 97L164 95ZM182 94V95H181ZM186 94V95H185ZM200 94H201V96H200ZM204 94V95H203ZM206 94V95H205ZM208 94L210 95V96H208ZM236 94V95H235ZM244 94H246V95H244ZM249 94H250V97H249ZM254 94H255V96L257 97H255L254 96ZM2 95V94H1ZM6 95V96H7ZM19 95V96H18ZM25 95V96H24ZM103 95V96H102ZM118 95V94H117ZM135 95H137V96H135ZM159 95V96H158ZM169 95H171V96H169ZM198 96V98H199V96H200V98L199 99H197L196 97ZM232 96V97H230V96ZM244 95V96H243ZM259 95V96H258ZM263 95V96H262ZM3 96V97H4ZM7 96V97H8ZM14 96V95H13ZM69 96V97H68ZM139 96H141V97H139ZM149 96H150V98H149ZM153 98H152V97ZM169 96V97H168ZM173 96H175L177 99H175L176 101H178L177 103H176V101L173 99L174 97ZM194 96V97H193ZM230 98H229V97ZM235 96V97H234ZM242 96V97H241ZM103 97V98H102ZM110 97V96H109ZM113 97V98H112ZM117 97H116V99H117ZM145 97H147V99L149 100L150 99V101L148 102V100L146 99H142V98H145ZM163 97V98H162ZM203 97V98H202ZM211 99H210V98ZM229 98V101H228V99H226V98ZM247 97H248V99H249V101H248V99H247ZM253 99H252V98ZM258 97H262L261 99L260 98H258ZM6 98V97H5ZM50 98V97H49ZM138 98V99H137ZM141 98V99H140ZM155 98H156V100H155ZM163 99V100H161L160 102H159V100L158 99ZM171 98V99H170ZM191 98V99H190ZM192 98H194L195 99V101H194V99H192ZM234 98H236L235 100H234ZM238 98V99H237ZM245 98V99H244ZM255 98V99H254ZM1 99H2V97H1ZM0 99V101H2ZM8 99L9 98H7V100L6 99H4V100H6V101H8ZM103 99V100H102ZM109 99H113L112 101L111 100H109ZM130 99H132V100H130ZM173 99V100H172ZM202 99H204V101L206 102H204ZM215 99V100H214ZM223 99V100H222ZM3 100V101H4ZM58 100V101H57ZM59 100H61V101H59ZM104 100H105V102H104ZM106 100L107 101H109V102H106ZM128 102H127V101ZM129 100L131 101V102H129ZM134 100V101H133ZM135 100H136V102H135ZM137 100H138V102H137ZM139 100L141 101H143L147 106H145V104H143V102L141 103V102H139ZM153 100V101H152ZM202 100V101H201ZM212 100V101H211ZM214 100V101H213ZM227 100V101H226ZM232 100H234V102L232 101ZM242 100L243 101V103L245 104H243L242 103V101L240 102V101ZM246 100V101H245ZM254 100H256V101H254ZM97 101V100H96ZM103 101V102H102ZM133 101V102H132ZM146 101V102H145ZM155 101H158V102H155ZM168 103H166V102ZM170 103H169V102ZM180 101H183L182 103L180 102ZM184 101L185 102H187V103H184ZM190 101V102H189ZM192 101V102H191ZM194 101V102H193ZM200 101H201V103H200ZM231 101V102H230ZM240 102V103H238V102ZM248 101V102H247ZM250 101H251V103H250ZM256 103V106H254L255 105V103ZM52 102V103H51ZM111 102V103H110ZM120 102V103H119ZM127 104H126V103ZM152 102H154V103H152ZM162 102H164L163 104H162ZM173 104H172V103ZM180 102V103H179ZM203 102V103H202ZM217 102V103H216ZM225 102H229V103H231V105L229 104V103H225ZM237 102V103H236ZM259 102V103H258ZM8 103H10L9 101H8ZM48 103H49V101H47V107H49V108H53V106H55V105H51L52 107H50L49 105H48ZM64 103H67L66 101L65 102H63V104ZM107 103H110L109 105H107ZM124 103V104H123ZM131 103V104H130ZM139 103V104H138ZM141 103V104H140ZM158 103L159 104H162L161 106H162V108L163 107H165L166 108V110L168 109V108H173V106L174 105H176V106H174V109L177 107V105H179V109L181 108V109H183V107L186 105V104H188V105H186L185 106V108H187V109H183V110H181V112H180V114L182 113L183 114V116H182V114L180 115V114H178V116L179 117H177L176 116V114L177 113H179V112H176V113H174L175 111L173 110V112H171L170 114H171V116H170V114H169V117L168 118H165V117H167V112H165L166 110H165V108H164V113H166V114H164L163 113V111H162V109H161V106L160 105H158ZM176 103V104H175ZM190 103V104H189ZM192 103V104H191ZM205 103V104H204ZM261 103V104H260ZM45 104L43 103V105H44V107H46L45 106ZM96 104H97V102H96ZM106 104V105H105ZM123 104V105H122ZM158 106H157V105ZM164 104H166V105H164ZM171 104V105H170ZM199 104V105H198ZM212 104V105H211ZM217 104H219V105H217ZM221 104H224V105H226V106H224V105H221ZM229 104V105H228ZM234 104V105H233ZM243 104V105H242ZM249 104H252V106L254 107V110H253V107L251 106V105H249ZM259 104L260 105H262V106H259ZM65 105V104H64ZM126 105V106H125ZM131 106V107H128V106ZM139 106V108H138V106ZM142 105V106H141ZM155 106V108H157V109H155L153 106ZM173 105V106H172ZM191 105V107H189ZM193 105V106H192ZM213 105H215V106H213ZM238 105H240L239 107H238ZM59 106H61V103H60V105ZM63 106V105H62ZM135 106V107H134ZM145 106V107H144ZM166 106H168V107H166ZM169 106H172V107H169ZM194 106L196 107V108H194ZM203 106V107H202ZM205 106V107H204ZM207 106V107H206ZM210 106V107H209ZM212 106V107H211ZM232 106V107H231ZM234 106V107H233ZM236 106V107H235ZM258 106V107H257ZM43 107V106H42ZM56 107V106H55ZM98 107V106H97ZM133 107V108H132ZM144 107V109H149L150 110V107L152 108L150 111L149 110H147L148 112H150V113H148L147 111V113L148 114H150V115H148L145 111H143V110H141L140 108H143ZM148 107V108H147ZM190 109H192L193 108V110H191V111H189V108ZM209 107V108H208ZM213 107H215L214 108V110H216V111H214L213 110ZM219 109V111H218V109ZM222 107H224L223 109H225L224 111L223 110H220ZM246 107V108H245ZM248 107V108H247ZM255 107H257V108H255ZM131 108H132V110H131ZM138 108V109H137ZM178 108H176V111H179V109ZM200 108V109H199ZM204 109V110H202V109ZM231 110H230V109ZM252 108V110H250V109ZM259 108H261V111H260V109ZM20 109V108H19ZM99 109H100V107H99ZM135 109V110H134ZM160 110V112H159V110ZM206 109V110H205ZM226 109H228V110H226ZM234 109L236 110L237 109V111H234ZM239 109V110H238ZM247 109V110H246ZM138 110H140V111H138ZM157 110H158V112H157ZM196 110V111H195ZM200 110H202V112L200 111ZM240 110H241V112H243V114H241V112H240ZM244 110H245V114H244ZM250 110V112H248ZM263 110V111H262ZM47 111V110H46ZM53 111V110H52ZM130 112V114H128L129 112ZM132 111V112H131ZM133 111H134V113H133ZM143 111V112H142ZM155 113H157V115L155 114L154 115V112ZM172 111V110H171ZM183 111V112H182ZM184 111L187 113L188 111H189V113L191 114V116H190V114L189 113H184ZM195 111V112H194ZM199 111V115L200 116H198V112ZM212 111V112H211ZM221 111L222 112H225L224 114L223 113H221ZM230 111V112H229ZM234 111V112H233ZM253 111H255L256 113H254ZM49 112V111H48ZM137 112H139V113H137ZM152 112V113H151ZM204 112V113H203ZM208 112V113H207ZM223 114V116L220 114ZM232 112V113H231ZM133 113V114H132ZM141 113H143V116H139L138 114H140V115H142ZM161 113V114H160ZM172 113H174L175 114V116L177 117V119L176 118H172ZM197 115H196V114ZM201 113V114H200ZM213 113V114H212ZM220 115H219V114ZM237 114V113H239L242 117H240L239 116V114H237V115H235V114ZM248 113H250V114H248ZM251 113H253V115H256L257 114V116H259L258 118L259 119H257V116H253ZM25 114V113H24ZM23 114V115H24ZM87 114V115H86ZM133 116H132V115ZM153 114V115H152ZM215 114H216V117H215ZM229 114H232V115H229ZM247 114L248 115H251V116H247ZM30 115H32V117L35 115H33V112L32 113H26L25 115H24V117H30ZM43 115V114H42ZM127 115H129L130 117H128ZM137 115V116H136ZM159 115V116H158ZM161 115V116H160ZM166 115V116H165ZM184 115H185V117H184ZM189 117H187V116ZM212 115H213V117H215L214 119L217 121H214V119H213V117H212ZM233 115H235V116H233ZM135 116V117H134ZM140 118H139V117ZM148 116V117H147ZM180 116H182V117H180ZM192 116H194V117H192ZM204 116V117H203ZM219 116V117H218ZM225 116V117H224ZM243 116H244V118H243ZM263 118H262V117ZM26 117V118H27ZM80 117V118H79ZM143 117V118H142ZM144 117L145 118H147V119H144ZM150 117H151V119H150ZM155 119L153 122L151 121V120H153V118ZM157 117H159V120H161L162 122H160L159 120H158V118ZM162 117V118H161ZM164 117V118H163ZM171 117V118H170ZM186 117H187V120H186ZM197 117V119L195 120L194 118H196ZM249 117H251V118H249ZM256 117V118H255ZM262 119H261V118ZM137 120H136V119ZM157 118V119H156ZM161 118V119H160ZM182 118V119H181ZM200 118V119H199ZM205 118V119H204ZM207 118V119H206ZM209 118H211L212 120H210ZM218 118V119H217ZM221 118V122H220V124L218 123ZM223 118V119H222ZM226 118H228V120L226 121L225 119ZM230 118V119H229ZM240 118H243L242 120H244V122H245V124H243L244 122H241L242 124H240V121H242V120H240V121H238V119ZM248 118V119H247ZM138 119H140V120H138ZM169 121H168V120ZM174 119V120H173ZM179 119H181V120H179ZM191 119L193 120L192 122H190L191 121ZM235 119V120H234ZM237 119V120H236ZM251 119H252V121H253V119H254V123L251 121ZM79 120H82V122H80ZM84 120V121H83ZM87 120H90L89 122L87 121ZM143 120V121H142ZM146 122H145V121ZM159 122H158V121ZM177 120H179V121H177ZM205 122H208V124L206 123H204V121ZM219 120V121H218ZM225 120V121H224ZM232 120V121H231ZM247 120H249V122H247ZM28 121V120H27ZM29 121H31L30 119H29ZM75 121V122H74ZM78 121V122H77ZM90 124V126L88 125H86V124H88L87 122ZM149 121V122H148ZM157 121V122H156ZM177 121V122H176ZM183 123H182V122ZM199 121V122H198ZM203 121V122H202ZM212 121H214V122H212ZM222 121H224V123L222 122ZM228 121H230L229 123H228ZM235 121V124L233 123ZM237 121H238V123H237ZM261 122V123H259V122ZM79 122L80 123H82V124H79ZM84 122V123H83ZM86 122V123H85ZM137 122V123H136ZM138 122H140V123H138ZM168 122V123H167ZM178 122H179V124H178ZM198 124H197V123ZM257 122V123H256ZM132 123V122H131ZM155 123L157 124V127H155L156 125H155ZM188 123H189V126H188ZM190 123H191V125H190ZM194 123V124H193ZM200 123V124H199ZM205 125H204V124ZM209 123H211V125H209ZM218 124V129H217V124ZM232 123H233V125H232ZM236 123H237V125H239L238 127H237V125H236ZM252 123L254 124V125H252ZM258 123H259V126H258ZM181 124V125H180ZM182 124H184L183 126H182ZM204 125V126H206V127H201V125ZM214 124H216L215 126H214ZM227 124V125H226ZM250 124V125H249ZM257 124V125H256ZM147 125H145L146 126V129H145V127H144V130L147 132V130H149L150 131V126H148L147 127ZM197 125V126H196ZM202 125V126H203ZM208 125L209 126H213V127H208ZM220 125V126H219ZM222 125H223V127H222ZM229 125H231L230 127H229ZM235 125V126H234ZM260 125H262V126H260ZM80 126V128L82 129H80L79 128V130L77 129L78 127ZM182 126V127H181ZM188 126V127H187ZM233 126H234V128L236 129H234L233 128ZM243 126H245V127H242ZM248 126V127H247ZM257 126V130L256 129H254L255 127ZM84 127V128H83ZM92 127V126H91ZM142 127V128H143ZM153 127L151 128V132L152 131H155L154 129H153ZM162 127H159V129L160 128H162ZM219 127H220V129H219ZM259 127L262 129H259ZM87 128V129H86ZM89 128H90V131H89ZM137 128V129H138ZM148 128V129H147ZM185 128V129H186ZM207 130H206V129ZM213 128H215V129H213ZM241 128V129H240ZM245 128V129H244ZM247 128H249V129H247ZM105 129V130H104ZM134 129H136V128H134ZM138 129V130H139ZM186 129V130H187ZM191 129V128H190ZM212 129V130H211ZM217 129V131H215L214 132V130H216ZM226 129L228 130V131H226ZM238 129V130H237ZM244 129V130H243ZM247 129V130H246ZM78 130V131H77ZM87 130V131H86ZM138 130H134L136 133H138V132H142L143 131V129L141 130V131H138ZM210 130V131H209ZM221 132H220V131ZM229 130H230V132H229ZM243 130V131H242ZM59 131V132H58ZM64 133H63V132ZM72 131V132H71ZM76 133H74V132ZM82 131H84V132H86V133H84L83 132V134L85 135H83L82 134ZM92 131V132H91ZM99 131V132H98ZM133 131V130H132ZM145 131H143V132H145ZM180 131V132H181ZM209 131V132H208ZM234 131V132H233ZM56 132L58 133V134H60L61 132V134L60 135H58V134H56ZM81 132V133H80ZM187 132H188V130H187ZM196 132V133H195ZM242 132H243V134H242ZM258 132V133H257ZM262 132V133H261ZM101 133V134H100ZM105 134V136L107 137H105V136H103L104 134ZM148 133V132H147ZM183 133H184V131H182V135H183ZM185 133H186V131H185ZM184 133V134H185ZM198 133V134H197ZM222 133V135H221V137L220 136H218V135H220V134ZM228 134V135H225V134ZM233 133V134H232ZM236 133H237V135H236ZM65 134H66V137H65ZM94 134V135H93ZM197 135L198 137H202V135H203V137L201 138V139H199L198 141H197V136H194V135ZM201 136H200V135ZM83 135V136H82ZM209 135V134H208ZM232 136V138H231V136ZM8 136H9V134H8ZM13 136V137H12ZM19 136H21L20 135V133H19ZM54 136H56V137H54ZM59 136V137H58ZM61 136V137H60ZM62 136H64V137H62ZM81 136V137H80ZM87 136H88V138H89V140L91 139V138H93V139H91V143L93 144H91V143H87ZM101 136H103L102 137V139H101ZM110 136V137H109ZM191 136V137H190ZM205 136V137H204ZM218 138H217V137ZM223 136H224V138H223ZM226 136V137H225ZM18 137V138H17ZM50 137V138H49ZM51 137L53 138V139H51ZM58 137V141L56 140V138ZM71 139H70V138ZM74 137V138H73ZM99 137V138H98ZM195 137V140H196V142H195V140L193 139ZM209 137V136H208ZM234 137V138H233ZM238 139H237V138ZM247 137V138H246ZM1 138H3V139H5V141L4 140H2ZM13 139L12 141L10 140V139ZM60 138V139H59ZM61 138H62V140H61ZM67 138V139H66ZM72 138L74 139V140H72ZM79 138V139H78ZM84 138V139H83ZM87 138V139H86ZM188 138V139H189ZM205 138V139H204ZM219 138H221V140L219 139ZM223 138V139H222ZM228 138V139H227ZM242 138V140H240V139ZM245 138V139H244ZM51 139V140H50ZM55 139V140H54ZM65 139V141H67L68 139V141L70 142V146L67 144V142H64L63 140ZM77 139V140H76ZM100 141H99V140ZM107 139V140H106ZM181 139V138H180ZM182 139H184L183 140V142H186L187 140H185V138H182ZM181 139V140H182ZM187 139V138H186ZM203 139L206 141V139H207V141L205 142H203ZM213 139H217L218 140V142L215 140H213ZM231 141H230V140ZM234 139H235V141H234ZM239 140V142H236L237 140ZM15 140V141H14ZM45 140H47V142L45 141ZM55 141L54 143H56L55 145L57 146H55L52 142H50L49 143V141ZM61 140V141H60ZM73 142H72V141ZM79 140V141H78ZM86 140V141H85ZM93 140V141H92ZM110 140V141H109ZM180 140V142L182 143V141ZM213 140V141H212ZM222 140L224 141V142H222ZM233 140V141H232ZM249 140V141H248ZM3 141V142H2ZM13 142V143H11V142ZM60 141V142H59ZM77 141V142H76ZM84 141V142H83ZM109 141V143H107L106 144V142H108ZM118 143L117 145H116V143ZM211 141H212V143H211ZM243 141V142H242ZM251 141H252V143H251ZM9 142V143H8ZM59 142V143H58ZM68 142V143H69ZM80 144H79V143ZM179 142V143H180ZM204 144H203V143ZM231 142V143H230ZM246 142H249V143H246ZM254 142V143H253ZM10 143H11V145H13V146H11L10 145ZM48 143V144H47ZM53 145H52V144ZM57 143H58V145H57ZM64 143V144H63ZM65 143L67 144V145H65ZM74 143V144H73ZM76 143V144H75ZM103 143V144H102ZM176 143H178V140H177V142ZM179 143H178V146H180L179 145ZM180 143V144H181ZM201 144L200 146H199V148H198V145L199 144ZM206 143H208V145H212V144H214V145H212V146H214V147H212L211 145L210 146H206ZM218 143V144H217ZM229 145H227V144ZM235 143H239V144H237L238 146H237V148H236V144ZM244 143V144H243ZM251 143V144H250ZM17 144V145H16ZM49 144H51V145H49ZM77 144H78V146H77ZM84 144V145H83ZM98 144V145H97ZM102 144V145H101ZM113 144V145H112ZM173 146L175 145H177V144H174V143H171ZM183 144V143H182ZM181 144V145H182ZM216 144H217V146H216ZM226 145V146H222V145ZM232 144V145H231ZM245 144L246 145H251L250 147H252V148H250V147H247V146H245ZM253 144V145H252ZM9 145V146H8ZM62 147H61V146ZM103 145L105 146V147H103ZM122 145V146H121ZM172 145H170L169 144V146L171 147ZM204 145H205V147H204ZM240 145H242V147L240 146ZM243 145L246 147L245 148V150H243L244 149V147H243ZM260 145V146H259ZM53 146H55V147H53ZM68 146V147H67ZM101 146V147H100ZM113 148H112V147ZM124 146V147H123ZM172 146V147H173ZM174 146V147H175ZM204 147V149H202L203 147ZM231 146H233V147H231ZM261 146H263V147H261ZM8 147V148H7ZM16 149H15V148ZM59 147H61L60 149H58ZM70 147V148H69ZM76 147H78L77 149H76ZM90 147H91V149H90ZM119 147V148H118ZM123 147V148H122ZM126 147V148H125ZM193 147V146H192ZM211 147V148H210ZM219 147H220V149H219ZM241 147V148H240ZM5 148V149H4ZM12 149L13 148V150H10V149ZM44 148H43V153H47L49 150L48 149H45L47 152H45V150H44ZM72 148V149H71ZM86 148V149H85ZM93 148V149H92ZM99 148H101L100 150H99ZM106 148V149H105ZM112 148V149H111ZM117 150H116V149ZM127 148H129V149H127ZM212 150V152H211V150ZM212 148H215V149H217V150H219V151H217V150H215L216 152H219V153H213V149ZM229 148H231V149H229ZM234 148V149H233ZM248 148L250 149L249 150V152L247 151L248 150ZM8 149V150H7ZM20 149V150H19ZM28 150L27 152L25 151V150ZM81 149V150H80ZM90 149V150H89ZM119 149H120V151L121 150H123V151H121L120 153H119ZM125 149V150H124ZM196 150V152H195V150ZM209 151H208V150ZM227 149H229L230 151H232V152H230L229 150H227ZM233 149V150H232ZM247 149V150H246ZM262 149V150H261ZM22 150V151H21ZM31 150H33V151H31ZM67 150H68V152H67ZM85 150V151H84ZM104 151V153L102 154L101 152H103ZM106 150H108V151H106ZM128 150L130 151V152H128ZM202 150V151H201ZM207 150V151H206ZM237 150V151H236ZM240 150H241V152L243 153H245V154H243V155H247V153H248V155L247 156H241V152H240ZM253 150H254V153L252 154V152H253ZM7 152V154H6V152ZM11 151V152H10ZM21 151V152H20ZM60 151L58 152V153H60ZM87 151V152H86ZM89 151H90V153H89ZM96 151H98L97 153H96ZM101 151V152H100ZM117 151H118V155H117ZM129 153V156L127 155L128 153ZM234 151V152H233ZM240 153H239V152ZM246 151H247V153H246ZM252 151V152H251ZM255 151L257 152V151H261V152H259V154L258 153H256L255 154ZM14 152H15V154L17 153L18 155H20L19 157L20 158H22V159H19V157H18V155H17V157L14 155ZM41 151H38L37 153H39V157H40V154L42 153ZM93 152V153H92ZM105 152H107V153H105ZM111 152V153H110ZM125 152V153H124ZM201 152H204L203 154L201 153ZM227 152H230L229 154L227 153ZM240 154V158L241 157H243V159L242 160H244L245 159V157H247V158H250V159H247L246 161H243V162H246V164H248V163H250V165H249V168H245V163H241V162H237V163H234V161L236 162V161H240V160H238L239 158L238 157H236V155L235 154H233V153H236V154H238V153ZM1 153H2V155H1ZM28 153V155L26 156V154ZM31 153V155L30 156H32V154H33V156H32V158L31 159H34L32 162H35L34 164H32V162L30 161V160H27L26 158H25V156L26 157H28L29 156V154ZM43 153H42V155H43ZM62 153V152H61ZM81 153V154H82ZM85 153V154H84ZM102 155H101V154ZM116 153V154H115ZM127 153V154H126ZM211 153H213V154H211ZM223 154V156H225V158L227 157V155H235L234 157H236V158H238V159H236V158H234V159H232V158H230V159H232V161H233V163L236 165V168L237 167H239V164H240V169L238 168V169H236V171H234L233 170V168H232V164L233 163H231V160L229 161V163L228 164H230L231 163V165H228V164H226L225 165V162L229 159H223L224 157L222 156V154ZM224 153H225V155H224ZM227 153V154H226ZM7 155V157L6 156H4V155ZM11 154H13V156H15V157H13L12 158V155L10 156ZM25 154V155H24ZM81 154H80V156H81ZM91 154V155H90ZM106 154V155H105ZM124 154V155H123ZM206 154V155H205ZM257 154H258V157H257ZM261 154H263V156H261ZM10 157H9V156ZM42 155H41V157H42ZM70 155H73V157H75L74 156V154H70ZM109 155V156H108ZM114 155V156H113ZM219 155H221V156H219ZM252 155H254V156H252ZM2 156V157H1ZM23 156V157H22ZM37 156V155H36ZM38 156H37V158H38ZM88 156V157H87ZM91 156V157H90ZM116 156V157H115ZM121 156V157H120ZM131 156H132V158L135 160H133V159H131ZM238 156V155H237ZM249 156V157H248ZM260 156V157H259ZM34 157V158H33ZM93 157V158H92ZM128 157V158H127ZM135 157L137 158V159H135ZM144 157V158H143ZM181 157V158H180ZM213 157V158H212ZM218 157H222L221 159H219ZM231 157V156H230ZM254 157V158H253ZM8 159L9 160V158H10V160L12 161V162H10V167H8L9 168V170H8V168H6L7 166H6V164L7 165H9V163H8V161H4V160H6V159ZM15 158V159H14ZM16 158H18L17 160H16ZM95 158V161H96V167L94 166L95 164H94V161H90L91 159H94ZM103 158V159H102ZM106 158H111V159H109V161L106 159ZM122 158V159H121ZM126 159V160H124V159ZM143 158V159H142ZM256 158V159H255ZM15 160L14 162H13V160ZM70 159V158H69ZM105 159V160H104ZM121 161H120V160ZM181 159V160H180ZM259 159V160H258ZM262 159V160H261ZM19 160H21V161H24L23 163H25V164H21L22 162L20 161V164H19ZM41 160V159H40ZM110 160H111V162H110ZM122 160H124L123 162H122ZM132 160H133V162H132ZM138 160H140V161H138ZM152 160V161H151ZM155 160V161H154ZM174 160H179V161H174ZM212 160H211V162H212ZM220 160V161H219ZM16 161H17V165H16ZM26 161V162H25ZM28 161H30V164H29V162ZM67 161V162H66ZM71 161L73 162V163H71ZM77 161V162H76ZM85 162H86V159L84 160ZM83 161V163H85ZM105 161V162H104ZM126 161V162H125ZM159 161V160H158ZM162 161V162H161ZM165 161V162H164ZM218 161H219V163H218ZM224 161V162H223ZM249 161V162H248ZM260 163H259V162ZM3 162H5V164L3 163ZM75 162L77 163V166H76V164H75ZM137 162V163H136ZM155 162H157V163H155ZM228 162V161H227ZM226 162V163H227ZM11 163H12V165H11ZM38 163V164H37ZM48 163V165H50V167L49 168H47L48 167V165L47 166H44L45 164H47ZM50 163V164H49ZM78 163H80V165H82V166H79V164ZM123 163V165H121ZM125 163V164H124ZM133 163H136L135 165L133 164ZM164 163V164H163ZM221 163V164H220ZM239 163V164H238ZM19 164V165H18ZM28 164V166H29V168H28V166H27V170L26 169H23V171H20L21 173H23V172H25V174H27V175H25L24 173L21 175V176H19V177H22L23 175L25 176V177H22V179H24L25 181H26V183H27V180H28V178H26V177H29V172H30V176L33 178V180L34 179H37V180H34V181H32V178H30V182L32 181V183H28V185L29 184H33V183H36L34 186L35 187H33V185L31 186V185H29V187H28V185H25L26 183L24 182V180H22L23 182H19L20 181V178L17 176V174L18 175H20L21 173L19 172V170H20V168H25L26 167V165ZM41 164H43V165H41ZM62 164H65L66 165V167H65V165L63 166ZM68 164V165H67ZM71 164V165H70ZM73 164V165H72ZM104 164V165H103ZM106 164H108V166L106 165ZM127 164H128V166H127ZM129 164H130V166H129ZM186 164H187V167H186ZM218 164L221 166L222 164H224V166H229V168L231 167L232 168V172L230 171V173H234L235 172V174H233V176L234 175H236V176H238L239 177V173L240 172H242L243 171V173H240V177L239 178H241V177H245V178H241V179H239V178H237L236 176H234L233 177V180H235V181H237V179L242 183V185L243 184H245V185H247L248 183L250 184L253 180H255L256 181V183L255 182H253L251 185H249L248 184V186L250 187H254V188H252V190H254V191H249L250 189H251V187L249 188V189H247L248 188V186L246 187L245 185L244 186H238V184H237V182H239V181H237V182H235V181H233V180H231V182L233 183V182H235V185H234V187H236L237 188V186L240 188H238V190H240L242 193H240V191H238L236 188H234V187H230V185L228 186V184L230 183V181H229V179L227 178V180H226V176L227 175H225L226 173V171L223 169V168H220V167H218ZM241 164H243L244 166H243V168H245L244 170H246V171H244V170H242L243 168H242V166H241ZM261 164H263V166L261 165ZM16 165V166H15ZM22 165V166H21ZM33 167H32V166ZM43 167V169L45 170V172L46 173H44L43 172V170L41 169L40 171L41 172H39V170H38V172L41 174V173H43L46 177H47V175H48V178H46L43 174L42 175H40V177H39V174L37 173V176H34V175H36V171H37V169H39L41 166ZM51 165L53 166L52 168H51ZM121 165V166H120ZM234 165V166H235ZM248 165H246V167L248 166ZM253 165V166H252ZM19 166H21L19 169H18V167ZM38 166H40V167H37ZM63 166V167H62ZM73 166L75 167V170L73 169ZM13 167H15V168H13ZM31 167V168H30ZM34 167H36L35 168V170L34 169H32V168H34ZM41 167V168H42ZM45 167V168H44ZM68 167V168H67ZM70 167H72V169H73V173H72V169H69ZM77 167V168H76ZM79 167H81V171H80V168ZM98 167H100V168H98ZM109 169H108V168ZM191 167H192V170H191ZM218 167V168H217ZM221 167H223V165L221 166ZM256 167V168H255ZM2 168V169H1ZM3 168H5L4 170H3ZM16 168H17V171H14V173H15V176H17L18 177V179H16L17 177H12V175L11 174H13V171L11 172L10 171V169H15L16 170ZM49 169V170H47V169ZM50 168H51V170H50ZM62 170H61V169ZM67 170V173L69 174V170H71L70 171V174L69 175H71V177L69 176V177H67L68 176V174L66 173V170ZM96 168V169H95ZM115 168H116V170H115ZM185 168V169H184ZM189 168L190 170H187V169ZM212 170H211V169ZM224 168H227V167H224ZM228 168V170H230ZM235 168V167H234ZM6 169H7V173H6ZM29 169H31V170H29ZM53 169V170H52ZM59 169V170H58ZM79 170L80 171V173L77 171V170ZM85 169H86V171L88 172V174H85V173H87V172H85ZM102 169V170H101ZM103 169H104V171H103ZM114 171H113V170ZM185 170V171H183V170ZM198 170V169H200L199 170V172H195V170ZM215 171H214V170ZM217 169H218V171H217ZM248 169H250L249 171L251 172V170H252V173L250 174L249 173V171H248ZM260 169V170H259ZM22 170V169H21ZM25 170V171H24ZM47 170V171H46ZM61 170V171H60ZM63 170H65V171H63ZM97 170V171H96ZM101 170V171H100ZM180 170L183 172H180ZM188 172H187V171ZM207 172L206 173V175H205V178L206 179H204L205 181L204 182H207L208 180H207V175L208 176H210V179L211 178H213V180L215 179L214 177L215 176H217L219 173H220V171L219 170H223V172H221L220 174H224L225 176H223V175H220L219 174V176H218V178H219V180H221V183H220V181L217 179V177H216V179H217V181L215 182L214 181V183L213 182H210V179H209V181H208V183H211L210 185L212 186H208L209 184H207V183H205V184H207L206 186H208V189L207 188H205L206 186L203 184L202 186V188H201V182L203 181L202 179L204 178H202V176H204V174H203V172H205V171ZM210 170V173L208 172V171ZM238 170H240L239 172H238ZM255 170H256V172H255ZM3 171V172H2ZM4 171H5V173L7 174H5L4 173ZM31 171H33V173L31 172ZM55 171V172H54ZM58 171V172H57ZM63 171V172H62ZM77 173H76V172ZM101 173V174H103L104 173V175H96L95 173ZM108 171V172H107ZM125 171L127 172V173H125ZM191 171V172H190ZM213 171L215 172L214 173V177H213V174H211V173H213ZM225 171V172H224ZM2 172V173H1ZM9 172V173H8ZM50 172H51V174H50ZM54 172V173H53ZM106 172V173H105ZM116 172H118V173H116ZM173 172V173H172ZM179 172V173H178ZM194 172V173H193ZM218 172V173H217ZM237 172V173H236ZM248 172V173H247ZM20 173V174H19ZM35 173V174H34ZM53 173V174H52ZM60 173V174H59ZM63 173H65V174H67V176L65 177V176H62V175H64ZM76 173V174H75ZM84 173V174H83ZM91 173H93V174H91ZM120 173V174H119ZM169 173H172L171 175H168ZM180 173H182V174H180ZM186 173V174H185ZM191 173V174H190ZM193 173V174H192ZM202 173V174H201ZM216 173H217V175H216ZM230 173H229V171H228V176L227 177H229V176H231L230 175ZM3 174H5L4 176H3ZM9 174H10V176H11V178L13 179V181L11 180V178H9L8 176H9ZM50 174V175H49ZM55 174H57V177L58 178H56V175ZM74 174H75V176H74ZM111 175V176H107V175ZM115 174V175H114ZM119 175V177H121V178H117L116 180H113V179H115V178H113L114 176L116 177L117 175ZM156 174V175H155ZM165 174H166V176H165ZM174 174H176L174 177H172ZM191 175L190 176V179H188V178H186V176L187 175ZM196 174V175H195ZM199 174V175H198ZM201 174V175H200ZM249 174L250 175H255V176H253L252 175V177L250 176L249 177ZM14 175V174H13ZM33 175V176H32ZM51 175H52V177H53V179H54V181H56L57 183H55V185L53 184L54 182L53 181H51V183L54 185H52L51 183H50V180H52L51 179ZM54 175V176H53ZM76 175H78V176H76ZM80 175V176H79ZM89 175V176H88ZM161 175V176H160ZM178 175H180L181 177H179ZM186 175V176H185ZM188 175V176H189ZM193 175V176H192ZM199 177H198V176ZM245 175V176H244ZM246 175H247V177H246ZM257 175H258V177H257ZM41 176H43V177H41ZM59 176H61L60 177V179H59ZM97 176V177H96ZM99 176V177H98ZM104 176V177H103ZM139 176H140V178H139ZM144 178H143V177ZM149 178H148V177ZM151 176V177H150ZM153 176V177H152ZM156 176H158V177H156ZM165 176V177H164ZM176 176H177V179H175L176 178ZM187 176V177H188ZM220 176H221V178L223 177V179H221L220 178ZM36 177V178H35ZM64 177H65V179H64ZM72 177H75L76 178V180L80 183V182H82L83 180H85V181H83L82 183H74L73 181H75L76 182V180L74 179V178H72ZM78 177H80V178H78ZM84 177V178H83ZM86 177H90V178H86ZM101 177V178H100ZM102 177L104 178V180L102 179ZM106 177H108V178H106ZM112 177V178H111ZM135 178L134 179V181H133V179H128V180H130V181H128V180H124L125 181V183L122 181L123 180V178ZM141 177H142V179H141ZM163 177V178H162ZM193 177H194V179H193ZM195 177L197 178L198 177V179L201 177L202 179H200V180H198L197 181V179H195ZM224 177H225V180H226V182H225V180H224ZM255 177V178H254ZM260 177V178H259ZM5 178V179H4ZM27 180H26V179ZM41 178H44V179H41ZM79 180H78V179ZM100 178V180H98L97 181V179H99ZM146 178V179H145ZM158 178V179H157ZM173 179V180H167V179ZM182 178V179H181ZM184 178V179H183ZM185 178H186V180L188 179L189 180V182L187 183V181L185 180ZM191 178L194 180V183L192 182L193 180H191ZM237 178V179H236ZM250 178H253V180H251ZM0 179V180H1ZM10 179V180H9ZM45 179H47V180H45ZM57 179V180H56ZM65 180V182L63 181V180ZM82 181H81V180ZM88 179V180H87ZM106 179V180H105ZM147 180L146 182H144V185L145 184H147L148 186H147V188H146V186H143V181L144 180ZM155 179H157V180H155ZM162 179V180H161ZM176 181H175V180ZM215 179V180H216ZM231 179V178H230ZM249 179V180H248ZM257 179V180H256ZM15 180V181H14ZM17 180H18V182H17ZM42 180H44V181H42ZM60 180V181H59ZM71 181V180H73V181H71V182H69V181ZM107 180L109 181V182H107ZM111 180H112V182H111ZM122 182H121V181ZM136 180H137V182H136ZM138 180L140 181V180H142L141 182H139L138 183ZM164 180V181H163ZM166 180V181H165ZM179 182H184V181H186V182H182V185L184 184V186H186L187 187V185L188 184H190V180H191V185H192V187H191V185L189 186L188 185V187H189V189H188V187L187 188H183V189H187V190H189L190 191V194L192 193L193 195H195V189L197 190L198 188L200 189H204L203 191L201 190H197L199 193L197 194L196 193V196H194V198H192L191 200H190V198L191 197H193V195L191 194V196L189 195V194H187L188 196H187V198H188V200L186 199V196L185 197H180L182 194H180V196H178L179 195V192H180V188L181 187H177L176 185L175 186H172L174 183L172 182V181H174V182H177L178 183V181ZM181 180V181H180ZM197 181V186H198V188H196L195 186H196V181ZM222 180H223V182H224V184L223 185H221L223 182H222ZM247 180H248V182H247ZM263 180V181H262ZM4 181V182H3ZM5 181H6V185L4 184L5 183ZM13 183L12 185H11V182ZM36 181V182H35ZM38 181V182H37ZM39 181H42V182H44V183H40ZM49 182V185H52L53 187V189H55L54 190V192L55 191H57V195H56V192L54 193V192H51L53 189H50V191L48 190L49 188H51V187H49L48 186V182ZM66 183L65 184V186L66 187H69V191H68V188H65V186H64V183ZM86 181H90L89 182V184H87V186H86V183H88V182H86ZM97 181V182H96ZM102 181H104V183L102 182ZM119 181V182H118ZM126 181H128V182H126ZM157 181V182H156ZM163 183H162V182ZM169 183H168V182ZM212 181V180H211ZM227 181L229 182V183H227ZM3 182V183H2ZM16 182V184L18 185V189H17V185L16 184H14ZM47 182V183H46ZM63 183V185H61L62 183ZM92 182H95L94 184L92 183ZM98 182H100V185H102V187L99 185V183ZM114 182H115V184H114ZM129 182H130V184H129ZM133 182V183H132ZM150 182V185L152 186V188H151V186H150V188H149V184L148 183ZM153 182V183H152ZM156 182V183H155ZM159 182V183H158ZM164 182H165V184H164ZM166 182L168 183V184H166ZM172 182V183H171ZM203 182V183H204ZM219 184H218V183ZM240 182H239V184H240ZM245 182V183H244ZM246 182H247V184H246ZM8 183H10V185H11V187H9L10 185L8 184ZM39 183V184H38ZM46 183V184H45ZM98 183V184H97ZM101 183H103V184H101ZM111 183V184H110ZM118 183H124V184H126L127 186H129L128 187V190L130 191V190H132L133 188V190L132 191H130V192H128V190H127V186L126 185H121V184H118ZM138 183V184H137ZM140 183L142 184L141 186H139L140 185ZM158 183V184H157ZM186 183H187V185H186ZM200 183V184H199ZM227 183V187H226V184ZM258 184L259 186L260 185H262V187L260 186V188H261V190H260V188H258L259 186L257 185V187H256V185L254 186L253 184ZM5 186H4V185ZM23 184V185H22ZM44 184H45V187H44ZM61 186H59V185ZM79 184V185H78ZM90 184L92 185H94V186H100V187H98V188H101V189H99V190H97L98 188H95L94 186H90ZM96 184V185H95ZM107 184V186H105L104 187V185H106ZM114 184V185H113ZM133 186H132V185ZM134 184H136V186L134 185ZM157 184V185H156ZM161 184V185H160ZM172 184V185H171ZM176 184V183H175ZM179 185L178 186H181V184L180 183H178ZM193 184H195V186L193 185ZM199 184V185H198ZM231 184V183H230ZM234 184V183H233ZM233 184H231L232 186H233ZM24 185H25V187H24ZM47 185V186H46ZM57 185V186H56ZM71 185H73L72 186V188L70 187ZM78 185V186H77ZM111 186V187H108V186ZM153 185H155V186H153ZM160 185V186H159ZM163 185H165L166 186V189H165V186L163 187ZM168 185H170V187H167ZM237 185V186H236ZM3 186V187H2ZM16 187V188H14V187ZM23 186V187H22ZM57 187V189H59L60 191H61V193H60V191L58 192V190L56 189V187ZM62 186H64L63 188H62ZM74 186H77L76 187V189H75V187ZM80 186H81V188H80ZM113 186H114V188H113ZM116 186H118L117 188L119 189V190H121L120 188V186H123L122 188H123V191L121 190V192L119 191V190H116L117 188H115ZM124 186H126V191H125V187ZM138 186V187H137ZM157 186H159L158 187V189H161V192H160V190H159V192H157L156 191V193H154V189L153 188H155L156 190H158L157 189ZM215 186V187H214ZM217 186L219 187L218 189H220L221 188V186H222V190L224 191L225 189H226V191H224V193L221 191V189L220 190H218L217 189ZM225 186V187H224ZM7 187L9 188V189H7ZM30 187H32V188H36L35 190L34 189H29ZM40 187H42V188H40ZM48 187V191L46 192V188ZM59 187V188H58ZM85 187H87L86 189H85ZM89 187H91V188H89ZM131 187H132V189H131ZM140 187V188H139ZM142 187H144L145 189H147L148 191L147 192H144L145 191V189L144 188H142ZM171 187H174V188H176V192H177V190L179 191V192H177L176 194L174 193H172V192H175L173 189H171ZM191 187V188H190ZM230 187V188H229ZM242 187H246L245 189H242ZM6 188V189H5ZM19 188H23V190L21 189V190H19ZM37 188H38V190H37ZM40 188V189H39ZM64 189V190H62V189ZM78 188V189H77ZM81 190H80V189ZM85 189V191H84V189ZM94 188V189H93ZM106 188V189H105ZM109 188H112V192H111V190H110V192H106ZM143 190H142V189ZM214 188H216V189H214ZM225 188V189H224ZM227 188L228 189H230L229 191H231V192H234V194L233 195H231V192L229 193V191L227 190ZM255 188H257V189H255ZM263 188V189H262ZM11 189V190H10ZM12 189H13V191H14V189H17L16 191H12ZM28 190V192H27V190ZM67 189V191L69 192V193H65V192H67V191H65ZM83 189V190H82ZM138 189V190H137ZM139 189H141L142 191H143V193H142V191H140ZM153 189V190H152ZM163 189H164V191H163ZM171 189V190H170ZM182 189V188H181ZM193 190V191H191V190ZM214 189V190H213ZM233 189V190H232ZM8 190V191H7ZM26 190V191H25ZM30 190H31V192H30ZM37 190V191H36ZM45 190V191H44ZM72 190V191H71ZM77 190H79V191H77ZM88 190H89V192H88ZM104 190V191H103ZM106 190V191H105ZM169 190V191H168ZM187 190L185 191V193L184 194H186V193H189V192H187ZM211 190V191H210ZM11 193H10V192ZM24 191V192H23ZM38 191H40L39 193H41V194H39L38 193ZM63 191V192H62ZM65 191V192H64ZM74 191V193L75 194H73L72 192ZM100 191V192H99ZM109 191V190H108ZM117 191V192H116ZM135 191H139L142 195H143V197H138L139 196V194L137 193V192H135ZM165 193L166 191H168L169 193H167V197H166V193L164 194L163 192ZM208 191V192H207ZM218 191H220L219 193H223V194H225L224 195V197L226 198V199H222L223 198V194H222V196H220V194H217V195H219L220 197H222V198H220L219 196H217L216 195V192L218 193ZM246 191V192H245ZM257 191V192H256ZM5 192V193H4ZM9 194H8V193ZM32 192H34L33 194H30V193H32ZM43 192L44 193H47V194H45L46 195V197L44 198V194H43ZM51 192V193H50ZM72 193V195H75V196H72L71 195V193ZM79 192V193H78ZM83 192V193H82ZM85 192L87 193L86 195H85ZM93 192V193H92ZM115 192L116 193H121L120 195H122V196H120V195H117V194H115ZM122 192H124L125 194L123 195L122 194ZM126 192H128L129 194H131V195H129L128 193H126ZM148 192H151V193H153L154 194V196H153V194H152V197L151 196H149V194L150 193H148ZM203 192H206V193H204V195H203V197H206V200L203 198V197H199V199L202 201V199H204L202 202H200V200L198 199L197 200V198H198V195H200V196H202L201 194L203 193ZM213 193L214 194V192H215V197L214 198H212V196H213V194H212V196H210L211 194H209V195H207L208 193ZM244 192V193H243ZM21 194V196H23L22 198H20L21 196H20V194ZM22 193H23V195H22ZM26 193V194H25ZM53 193V194H52ZM59 193V194H58ZM65 193V194H64ZM78 193V194H77ZM99 193V197L97 196V194ZM102 195H101V194ZM114 193V194H113ZM133 193H136V194H134L133 195ZM145 193V194H144ZM201 193V194H200ZM237 193H238V196H239V194H240V196H239V198H238V196H235L236 197V200H235V198H231V196L232 197H234V195L236 194L237 195ZM253 193V194H252ZM13 194H16V195H18V197H16L15 195H13ZM25 194V195H24ZM29 196H28V195ZM34 194H36V196L34 195ZM37 194H39L40 195V197H39V195H37ZM51 194V196H49ZM70 194V195H69ZM79 194H81V196L83 197H81ZM90 194H92V195H90ZM95 194V195H94ZM110 194V195H109ZM113 194V195H112ZM126 194H127V196H126ZM140 194V195H141ZM146 194H148L147 196H144V195H146ZM155 194H156V196H155ZM159 194H161L162 196H164V198H165V200H164V198L161 196V197H159ZM164 194V195H163ZM168 194L169 195H171V194H173V195H171V197L170 196H168ZM210 196V198L211 199H213V200H211V199H209V198H207V196ZM230 194V195H229ZM242 194H244V196H246V197H244ZM247 194L248 195H251L250 197L249 196H247ZM3 195H5V196H3ZM8 195V196H7ZM27 195V196H26ZM52 195H55V196H57L56 198L54 197L53 198V196ZM58 195H59V197L61 198H59L58 197ZM71 196V197H69V196ZM76 195H77V197H76ZM101 195V196H100ZM116 195V196H115ZM141 195V196H142ZM151 195V194H150ZM226 195H227V197H226ZM255 195V196H254ZM4 198H3V197ZM31 196H33V197H31ZM67 196V197H66ZM89 196V197H88ZM91 196V197H90ZM93 196H95L94 198H92ZM102 196H104V199L105 200H103V197ZM125 196V197H124ZM129 196V197H128ZM135 196V197H134ZM136 196H137V198H136ZM263 196V197H262ZM15 197L16 198H18L17 200L15 199ZM24 197H26V198H24ZM37 197V198H36ZM50 199H52V200H50ZM65 197H66V199L68 200H66L65 199ZM75 197V198H74ZM109 197V198H108ZM119 197V198H118ZM121 197V198H120ZM127 197H128V199H127ZM148 199H147V198ZM154 197V198H153ZM157 199H156V198ZM173 197H175V199L178 197V199H181L180 201H181V203L183 202V204H181V203H179V204H181L182 206H179V208H180V210H181V214H183V215H181L180 214V210H179V208H178V205H177V203H178V201L176 202V204H175V206H173L174 207V209H173V207L171 206V205H174V203H169V202H167V204L165 203L167 200L166 199H168V200H171L170 198H173ZM196 197V198H195ZM241 197H242V199L243 200H241ZM251 197H252V199H251ZM259 197V198H258ZM9 198V199H8ZM21 199V201H22V199L24 198L25 199V201H27L26 203H24L25 201L23 200L22 202V204H20L21 203V201H20V199ZM32 198V199H31ZM43 198L45 199V200H43ZM46 198H48L47 200H46ZM73 198V199H72ZM116 198H117V201L119 202H116ZM126 198V199H125ZM144 198L145 199H147L148 201H146V200H144ZM202 198V199H201ZM217 198L219 199V201H221L220 202V204H219V202H218V200H217ZM227 198L229 199V198H231V199H233V200H230V202H229V211H226V209H228L227 207H228V202L224 205L223 203V201H225V200H227ZM245 198H246V200H245ZM8 199V200H7ZM35 199L37 200V201H35ZM40 199V200H39ZM65 199V201H63ZM70 199V200H69ZM77 199V200H76ZM81 199H82V201H81ZM85 199V200H84ZM98 199V200H97ZM107 199V200H106ZM120 199H122V200H120ZM137 201H136V200ZM139 199H141V201H143V202H145V203H143V202H141ZM149 199H150V201H149ZM155 199V200H154ZM158 199H160V200H158ZM184 199H186L188 202H191V204L190 203H187L186 202V205H185V201L186 200H184ZM197 200L196 202H195V200ZM207 199H209L208 200V202H207ZM214 199H215V201H214ZM223 201H222V200ZM239 199L241 200V201H239ZM249 199H250V201H249ZM260 199V200H259ZM4 200V201H3ZM33 200V201H32ZM48 200H50V201H48ZM54 200H57V201H54ZM62 200V201H61ZM78 200H80V201H78ZM92 200H93V202L94 203H92ZM127 200V201H126ZM154 200V201H153ZM184 200V201H183ZM7 201V202H6ZM20 201V202H19ZM84 201H87V202H84ZM90 201V202H89ZM108 201L109 202H111V203H108ZM125 201L128 203H125ZM165 201V202H164ZM179 201V202H180ZM212 201V202H211ZM233 201H235V203H233ZM244 201H246V202H244ZM5 202H6V204H5ZM16 202V203H15ZM19 202V203H18ZM46 204H45V203ZM50 202V203H49ZM55 202V203H54ZM57 202V203H56ZM62 202V203H61ZM66 202V203H65ZM72 202V203H71ZM75 202H76V204H75ZM106 202V203H105ZM149 202H150V204H149ZM152 202H153V204H152ZM157 202V203H156ZM193 202V203H192ZM197 202H199L197 205H196V203ZM214 202H215V206H214ZM223 202V203H222ZM240 202V204H242V206L241 205H237V203H239ZM243 202V203H242ZM39 203V204H38ZM42 205H41V204ZM49 203V204H48ZM61 203V204H60ZM69 203V204H68ZM100 204V205H98V207H97V204ZM147 203V204H146ZM154 203H155V205H154ZM160 203V204H159ZM200 203H202V204H200ZM205 203V205H207ZM218 203V204H217ZM250 204V206L248 205V207H253L252 209H250V208H246L247 207V205L246 204ZM8 204V205H7ZM15 206H14V205ZM20 204V205H19ZM51 204V205H50ZM57 204V205H56ZM59 204H60V207H59ZM81 204V205H80ZM101 204L103 205V204H107L106 206H101ZM110 206H109V205ZM137 204V205H136ZM149 204V205H148ZM152 204V205H151ZM158 206H157V205ZM166 204V205H165ZM2 205V206H1ZM17 205V206H16ZM62 205V206H61ZM83 205H87L86 207H85V209H84V206ZM92 205H93V208H92ZM147 205V206H146ZM162 205V206H161ZM168 205V206H167ZM177 205V206H176ZM188 205V206H187ZM192 205V206H191ZM196 205V206H195ZM209 205V204H208ZM219 205V206H218ZM227 206L226 208L225 207H221V206ZM231 205H232V208H231ZM233 205H235V208L236 207H239L240 209H241V207H242V209H241V211H239L240 209L238 208V210L237 209H235L234 207H233ZM257 205H259V206H257ZM7 206V207H6ZM13 206H14V208H13ZM31 207L30 206V204H26V206L25 207ZM100 206V207H99ZM136 206V207H135ZM138 206H140V207H138ZM142 206V207H141ZM151 208H150V207ZM153 206V207H152ZM156 206V207H155ZM166 206H167V208H166ZM185 206V207H184ZM3 207H4V209H3ZM31 207V208H32ZM49 207V208H48ZM50 207H51V209H50ZM67 207V208H66ZM72 207V208H71ZM77 207V208H76ZM79 207H80V209H79ZM91 209H90V208ZM102 207V208H101ZM106 207V208H105ZM125 207H123L124 209H126ZM156 209H155V208ZM157 207H159V209H161V210H159ZM161 207V208H160ZM204 207V206H203ZM206 207V206H205ZM261 209H260V208ZM263 207V208H262ZM11 208V209H10ZM46 208V209H45ZM58 208V209H57ZM75 208V209H74ZM84 210H83V209ZM89 208V209H88ZM172 208V209H171ZM193 208V209H192ZM197 209L196 211L194 210V209ZM212 208V207H211ZM224 209L225 210V214L227 215V213H228V215L230 216L231 215V218L228 216H226V215H224V213H223V210L222 209ZM254 208H256V209H254ZM259 208V209H258ZM8 210V212H6V210ZM48 209V210H47ZM90 210V211H87V210ZM113 209V208H112ZM112 209H110V210H112ZM119 210H122V209H120V208H118ZM123 209V210H124ZM151 210V211H148V210ZM157 210L156 211V213H155V211H153V210ZM189 210V211H187V210ZM200 209H202V210H200ZM220 209L222 210V211H220ZM235 209V210H234ZM246 209H248L249 211H251V210H253L252 212H250V215L252 216L253 215V217H255L256 216V218H253V217H251L249 214H247L249 211L248 210H246ZM50 210V211H49ZM65 210V211H64ZM68 210V211H67ZM99 210V209H98ZM159 210V211H158ZM166 212L167 211V213H165L164 211ZM171 210V211H170ZM177 210V211H176ZM183 210V211H182ZM193 210V211H192ZM200 210V212H198ZM219 210V211H218ZM238 211V212H235V211ZM257 210V211H256ZM260 210V211H259ZM26 211V210H25ZM49 211V212H48ZM76 211V212H77ZM85 211V212H84ZM149 213H148V212ZM153 211V212H152ZM163 211V212H162ZM171 212V214H169L170 212ZM173 211V212H172ZM176 211V212H175ZM191 211V212H190ZM232 212V214H231V212ZM233 211L235 212L234 213V215L235 216H232L233 215ZM246 211H248V212H245ZM255 211V214L253 213ZM1 212H4V213H7L6 215H4V213H1ZM17 212V213H16ZM20 212V213H19ZM22 212V213H21ZM88 212V213H87ZM158 212V213H157ZM159 212H161V213H159ZM178 212V213H177ZM188 212V213H187ZM193 212V213H192ZM196 212V213H195ZM198 212V213H197ZM216 212H219V214L220 215H218ZM221 212V213H220ZM256 212H258V214H256ZM9 213H11V215H9ZM18 213H19V217L20 218H22L23 220H25V218H26V221H27V223H29L30 221V227H33L32 229V232H31V230H26L27 228L26 227H21L22 229L21 230H19L20 232L17 234L16 233V231L14 232V233H12V232H10V235H8L9 234V228H7V224L6 223H11V221H13V218H14V221L13 222H16L17 224L19 223V218L17 219V221H15V217L18 215ZM144 213V214H145ZM164 213V214H163ZM175 213V214H174ZM190 213H192V214H190ZM196 215H195V214ZM236 213H237V216H236ZM242 213H244V214H247V215H249L251 218H253V219H251V220H253L254 221V219L256 220V223H252L253 221H251L250 220V218L249 219H247L246 221H245V223H247V224H250V223H252L251 224V226H247V224H246V227H245V229H243V227L245 226L244 224V221H242V219H244L245 218V216H244V214L242 215ZM259 213H263L262 214V216L261 215H259ZM12 214H13V216H12ZM16 214V215H15ZM24 214V215H23ZM92 214V213H91ZM90 214V215H91ZM161 216H160V215ZM168 214H169V216H168ZM212 214H213V212H212ZM0 215V216H1ZM22 215V216H21ZM154 215V216H153ZM157 215V216H156ZM176 215V216H175ZM179 215L181 216V217H179ZM187 215V217L188 216H190V217H185V216ZM194 215V216H193ZM214 215V214H213ZM255 215V216H254ZM259 215V216H258ZM7 216H8V218H7ZM29 216V217H28ZM160 216V217H159ZM172 216H173V218H172ZM240 216H242V219H241V223L243 222V224H241V226H237L236 227V225L238 224L239 225V223H240V221L237 223V221H234V220H238V218L240 219L241 217ZM243 216H244V218H243ZM249 216H246V218H248ZM13 217V218H12ZM31 217V218H30ZM33 217V218H32ZM152 217V218H151ZM155 217V218H154ZM157 217V218H156ZM166 217V218H165ZM184 217H185V219H188V220H184ZM195 217H194V219H195ZM214 217V216H213ZM12 218V219H11ZM30 218V219H29ZM151 218V219H150ZM159 218V219H158ZM169 218H171V220L169 219ZM177 218V219H176ZM237 218V219H236ZM6 219H10L11 221H8V220H6ZM42 219V220H41ZM161 219V220H160ZM194 219H191L190 218V220H194ZM202 219H204V218H202ZM210 220L211 219H213L212 218V216L209 218ZM218 219V218H217ZM216 219V220H217ZM231 219H232V222H231ZM261 219V220H260ZM1 220H3V223H2V221ZM5 220H6V223H5ZM33 220H35V221H33ZM43 220H45V221H43ZM158 220V221H157ZM182 220H184V221H187V222H184V221H182ZM220 220V219H219ZM218 220V221H219ZM245 220V219H244ZM249 220V221H248ZM41 221V222H40ZM161 221V222H162ZM182 221V222H181ZM250 222V223H248V222ZM261 223H260V222ZM12 222V223H13ZM160 222V223H161ZM191 222V221H190ZM190 222L187 224V225H189L190 224ZM194 222V221H193ZM194 222V223H195ZM223 222V221H222ZM222 222H220V223H222ZM230 222V223H229ZM237 224H236V223ZM8 223V224H9ZM182 223V224H181ZM186 223V224H185ZM196 223H195V225H196ZM219 223V224H220ZM258 223V224H257ZM259 223H260V225H259ZM5 224V225H4ZM31 224H32V226H31ZM33 224H34V226H33ZM98 224L99 223H97L96 224V226H98ZM102 223H100L99 224V226L98 227H100V225H101ZM182 225V227H181V225ZM201 225V227H200V225ZM218 224V225H219ZM236 224V225H235ZM184 225V226H183ZM221 225L220 226H218V227H221ZM227 225V226H226ZM235 225V226H234ZM244 225V226H243ZM257 225V226H256ZM262 225V226H261ZM21 226V225H20ZM104 226V224H102V227ZM109 225H106L105 227H106V229H108L107 231L105 230V227H103V228H101V229H99L98 227L96 228L95 226L93 227V229L95 230V228H96V235H99V236H101L102 234H103V236H101V237H104L105 236V238L107 237V242H108V245H111V243H109L110 242V240L111 239H109V237H113V235H114V233L116 232V229L115 228H113L112 227V229H111V231L109 230L111 227L109 226ZM178 226H180V227H178ZM204 226V227H203ZM253 226H254V231H253ZM260 228H259V227ZM6 227V228H5ZM108 227V228H107ZM200 227V228H199ZM205 227V228H206ZM217 227V226H216ZM240 227H242V229H240ZM258 227V228H257ZM263 227V228H262ZM3 228V229H2ZM24 228V229H23ZM225 228V229H224ZM234 228V229H233ZM246 228H248V229H246ZM7 229V230H6ZM230 229H232V230H230ZM239 229V230H238ZM257 229V230H256ZM3 230V231H2ZM9 230V231H8ZM113 230V231H112ZM114 230H115V232H114ZM235 230V231H234ZM255 230H256V232L257 233H255ZM7 231H8V233H7ZM23 231V232H22ZM25 231V232H24ZM109 231V232H108ZM229 231H232V233H230ZM240 231V232H239ZM244 231V232H245ZM2 232V233H1ZM34 232V233H33ZM111 232V233H110ZM243 232V233H244ZM246 232V233H247ZM23 233V234H22ZM100 233V234H99ZM113 233V235H111ZM220 233V232H219ZM261 233H263V231L261 232ZM260 233V235H262ZM16 234V235H15ZM249 234V233H248ZM7 235V236H6ZM14 235V236H13ZM18 235V236H17ZM29 237H28V236ZM263 235H264V233H263ZM262 235V236H263ZM25 238H24V237ZM31 236H33L32 238H31ZM109 236V237H108ZM231 236V235H230ZM237 236V237H238ZM246 236H248L249 237V235H247V234H242L241 235V238H243L242 240H244V238ZM251 236V235H250ZM15 239H14V238ZM24 239H23V238ZM236 237V236H235ZM257 237L258 236H256V238H254V242H256V244L258 243L260 246L264 243V240H263V243H261L260 244V241H261V239L262 238H264V236L263 237H261V239H260V237L258 238V239H260L258 242H257ZM27 238H28V240H27ZM250 238V239H251ZM8 239V240H7ZM22 239V240H21ZM30 239H31V244H30ZM245 239H247V238H245ZM249 239V238H248ZM33 240V241H32ZM256 240V241H255ZM9 241V242H8ZM14 241V242H13ZM250 242H253V241H251V240H249ZM13 242V243H12ZM262 242V241H261ZM17 243V244H16ZM29 245H28V244ZM8 244V245H7ZM35 244V245H34ZM9 245H11V249H13V250H10V246ZM27 245V246H26ZM31 245V246H30ZM9 246V247H8ZM13 246H14V248H13ZM26 246V247H25ZM38 248H37V247ZM43 246V247H42ZM61 247V249H62V246L63 245H60ZM263 246V245H262ZM261 246V247H262ZM24 247V248H23ZM34 247V248H33ZM46 248V253L44 252L45 251V248ZM58 247V246H57ZM264 247V246H263ZM19 248H21V249H19ZM23 248V249H22ZM42 248H44L43 250H42ZM68 248V247H67ZM66 247H64L63 249H67ZM27 249H28V251H27ZM30 249V250H29ZM34 249H36V250H34ZM40 249V250H39ZM108 249H110V248H108ZM3 250V251H2ZM10 250V253H8V251ZM38 250V251H37ZM12 251V252H11ZM25 251V252H24ZM43 251V252H42ZM108 251V250H107ZM109 251H111V249L109 250ZM24 252V253H23ZM36 252H37V254H36ZM38 252H40V253H38ZM14 253V254H13ZM19 253H22V254H19ZM28 253V254H27ZM29 253H30V255H29ZM35 253V254H34ZM11 254V255H10ZM12 254H13V257H12ZM39 254H40V257H39ZM43 254H44V256H43ZM70 254V255H69ZM6 255V254H5ZM21 257H20V256ZM15 256H17V258L15 257ZM26 256H27V258H26ZM34 256V257H33ZM35 256H37V257H35ZM51 258H50V257ZM63 256H62V258H63ZM70 256V257H69ZM10 257V258H9ZM24 257V258H23ZM28 257L31 259H28ZM48 258V259H45V258ZM55 257V259H53ZM76 257V258H75ZM26 258V259H25ZM35 258V259H34ZM40 258V259H39ZM74 258H75V261H74ZM44 259V263H42V260ZM50 259H52V260H50ZM57 259H58V261H57ZM69 259V260H68ZM82 259V260H81ZM14 260H15V262H14ZM17 260V261H16ZM22 260V261H21ZM38 260H39V262H38ZM55 260V261H54ZM76 260H79V261H76ZM133 260V259H132ZM19 261V262H18ZM31 261V262H30ZM34 261H35V263H34ZM54 261V262H53ZM60 261H61V263H60ZM65 261V262H64ZM67 261H68V263H67ZM82 261V262H81ZM23 262V263H22ZM25 262V263H24ZM37 262V263H36ZM53 262V263H52ZM111 261H107L106 262V264H112V263H110ZM96 264H98L97 263V261H96ZM100 264V263H99ZM104 264V263H103ZM114 264V263H113Z\"/></svg>",
    "mask_w": 264,
    "mask_h": 264
},
{
    "label": "bare ground",
    "instance_id": "2",
    "mask_svg": "<svg viewBox=\"0 0 264 264\" xmlns=\"http://www.w3.org/2000/svg\"><path fill=\"white\" fill-rule=\"evenodd\" d=\"M19 2H20V0H18ZM23 1V0H22ZM38 1V0H37ZM40 1V0H39ZM42 1V0H41ZM73 1V0H72ZM78 1V0H77ZM80 2H81V0H79ZM79 1H78V3H79ZM86 1V0H85ZM88 1V0H87ZM104 1H107V0H104ZM117 1V3H119L120 4V2L122 1V0H116ZM120 1V2H119ZM128 2H129V0H127ZM131 1V0H130ZM133 1V0H132ZM137 1V0H136ZM152 1V0H151ZM150 1V2H151ZM156 1V0H155ZM155 1H154V3H155ZM158 1V0H157ZM160 1V0H159ZM165 1V0H164ZM182 1V0H181ZM180 1V2H181ZM195 1H197V0H195ZM233 1H236V0H233ZM239 1V0H238ZM249 1V0H248ZM256 1V0H255ZM263 1V0H262ZM29 2H32V1H30L29 0ZM34 2H36V1H34ZM89 2V1H88ZM93 1H91V3H92ZM99 2H100V0H99ZM108 2H110V0L108 1ZM114 3V0L112 1L111 0V3ZM138 2H141V1H138ZM143 2H144V0H143ZM142 2V3H143ZM146 2V1H145ZM147 2H149L148 0H147ZM146 2V3H147ZM153 2V1H152ZM151 2V3H152ZM162 2V1H161ZM168 2H169V0H168ZM167 0H166V4H165V6L167 5ZM172 2V1H171ZM185 2V1H184ZM198 2V1H197ZM216 2V1H215ZM214 2V3H215ZM220 2V1H219ZM250 2V1H249ZM257 2H258V0H257ZM256 2V3H257ZM261 2V1H260ZM21 3V2H20ZM33 3V2H32ZM42 3V2H41ZM44 3V2H43ZM42 3V4H43ZM47 3V2H46ZM70 3H71V0H70ZM75 3H77V2H75ZM82 3H85L83 0H82V2L80 3V4H82ZM94 4H95V2H93ZM102 3V2H101ZM99 4V5H102V4H104V2L102 3V4ZM116 3V4H117ZM132 3V2H131ZM150 3V4H151ZM174 3V2H173ZM171 4V5H174V4ZM194 3V2H193ZM196 3V2H195ZM226 3V2H225ZM228 3V2H227ZM238 3H241V2H238ZM243 3V2H242ZM241 3V4H242ZM247 3V2H246ZM6 4V3H5ZM8 4H10V3H8ZM74 4V3H73ZM90 4V3H89ZM105 4H106V2H105ZM109 4V3H108ZM115 5L114 4V6H113V8L115 7V6H117V8H118V6H119V8H120V5ZM123 4H124V2H123ZM134 4H135V2H134ZM137 4H139V3H137ZM136 4V5H137ZM149 4V5H150ZM156 4V3H155ZM187 4V3H186ZM202 4V3H201ZM208 4V3H207ZM224 4V3H223ZM223 4H221V5H223ZM240 4V5H241ZM243 4H245V2L243 3ZM254 5H255V3H253ZM11 5V4H10ZM39 5V4H38ZM41 5V4H40ZM44 5H46V4H44ZM79 5V4H78ZM78 5L76 4V6L78 7ZM85 5V4H84ZM84 5L82 6V7H84ZM87 5V4H86ZM95 5H97V4H95ZM109 5H113V4H109ZM126 5V4H125ZM146 5V4H145ZM157 5H159V3L157 4ZM169 5H170V2H169ZM169 5H167V6H169ZM193 5V4H192ZM227 5V4H226ZM235 5V4H234ZM249 5V4H248ZM260 5V4H259ZM30 6V5H29ZM65 6V5H64ZM70 6V5H69ZM74 6V5H73ZM90 6H91V4H90ZM92 6H94V5H92ZM138 6V5H137ZM176 6H177V4H176ZM196 6V5H195ZM194 6V7H195ZM200 6V5H199ZM203 6V5H202ZM230 5H228V7H229ZM232 6V5H231ZM239 7V5L236 3V7ZM247 6V5H246ZM251 6H253V5H251ZM256 6V5H255ZM263 6V5H262ZM81 7V6H80ZM86 7V6H85ZM96 6H94V8H95ZM100 7V6H99ZM101 7H103V5L101 6ZM107 7H108V5H107ZM110 7V6H109ZM122 7H124V6H121V9H123ZM125 7H127V6H125ZM132 7V6H131ZM136 7V6H135ZM159 7V6H158ZM163 7V6H162ZM175 7V6H174ZM182 7V6H181ZM201 7V6H200ZM206 7V6H205ZM219 7V6H218ZM222 7V6H221ZM235 7V6H234ZM233 7V8H234ZM237 7V8H238ZM250 7V6H249ZM248 7V8H249ZM257 7V6H256ZM11 8H13L14 9V7H13V5H12V7H10V9ZM91 8H93V7H91ZM104 8V7H103ZM116 8V7H115ZM114 8V9H115ZM129 8V7H128ZM139 8H140V6H139ZM164 8V7H163ZM165 8H167V7H165ZM171 8V7H170ZM184 8H185V6H184ZM209 8V7H208ZM237 8L235 9L236 10V12H237ZM242 8H245V6L243 7L242 6ZM247 8V7H246ZM251 8V7H250ZM249 8V9H250ZM253 8V7H252ZM261 8V7H260ZM10 9H7L8 11L10 10ZM24 9V8H23ZM78 9V8H77ZM80 9V8H79ZM87 9V8H86ZM97 9V8H96ZM110 9H111V7H110ZM113 9V10H114ZM172 9H174L173 7H172ZM171 9V10H172ZM176 9H177V7H176ZM182 9V8H181ZM201 9V8H200ZM206 9V8H205ZM221 9V8H220ZM225 9V8H224ZM228 9V8H227ZM230 9V8H229ZM241 7L239 8V14L241 15L242 14V12H241ZM255 9V8H254ZM262 9H264V8H262ZM5 10V9H4ZM4 10H3V12H4ZM16 10V9H15ZM49 10V9H48ZM69 10V9H68ZM84 10V9H83ZM83 10L81 9L80 11H82L83 12ZM91 10H93V9H91ZM98 10V9H97ZM100 10V9H99ZM116 10V9H115ZM120 10V9H119ZM118 10V11H119ZM125 10V9H124ZM131 10V9H130ZM138 10V9H137ZM144 10V9H143ZM165 10V9H164ZM168 10H170V9H168ZM184 10V9H183ZM202 10V9H201ZM223 10V9H222ZM234 10V11H235ZM246 10V9H245ZM248 10V9H247ZM8 11H6V13L8 14V13H10V12H8ZM23 11V10H22ZM46 11V10H45ZM62 11V10H61ZM66 11V10H65ZM126 11H128V10H126ZM157 11V10H156ZM173 11V10H172ZM186 11V10H185ZM185 11H182V12H185ZM209 11H210V9H209ZM227 11V10H226ZM251 11H252V9H251ZM2 12V11H1ZM3 12H2V14H3ZM11 12H15V11H13V10H11ZM25 12V11H24ZM85 12V11H84ZM109 12V11H108ZM121 12V11H120ZM130 12V11H129ZM137 12V11H136ZM139 12V11H138ZM141 12V11H140ZM170 12V11H169ZM201 12V11H200ZM235 12V13H236ZM252 12H254V11H252ZM264 12V11H263ZM5 13V12H4ZM30 13H32V12H30ZM48 13V12H47ZM50 13V12H49ZM67 13V12H66ZM79 13H81V12H79ZM86 13V12H85ZM85 13H82V15L83 14H85ZM98 13V12H97ZM100 13V12H99ZM101 13H102V11H101ZM105 13V12H104ZM103 13V14H104ZM114 13V12H113ZM118 13V12H117ZM116 13V14H117ZM121 13H123V12H121ZM126 13V12H125ZM142 13V12H141ZM152 13V12H151ZM150 13V14H151ZM157 13V12H156ZM214 13V12H213ZM227 13V12H226ZM238 13V12H237ZM250 12L248 11V13L247 14H249ZM255 13H256V11H255ZM260 13V12H259ZM43 14H46V12L45 13H43ZM53 14H55V13H53ZM61 14V13H60ZM137 14V13H136ZM135 14V15H136ZM144 14V13H143ZM143 14H142V16H143ZM154 14V13H153ZM189 14H190V12H189ZM189 14H187V15H189ZM238 14V15H239ZM253 14V13H252ZM260 14H262V12L260 13ZM6 15V14H5ZM27 15V14H26ZM59 15V14H58ZM62 15V14H61ZM68 15H70V14H68ZM72 15V14H71ZM76 15V14H75ZM99 15V14H98ZM102 15V14H101ZM105 15H106V13H105ZM119 15V14H118ZM121 15H123V14H121ZM155 15V14H154ZM159 15V14H158ZM158 15H156V16H158ZM182 15V14H181ZM192 15V14H191ZM210 15V14H209ZM2 16V15H1ZM24 16H25V13H24ZM31 16H34V15H31ZM42 16V15H41ZM40 16V17H41ZM46 16V15H45ZM45 16L43 15V17L45 18ZM47 16L49 17L50 15L49 14H47ZM52 16V15H51ZM55 16V15H54ZM96 16V15H95ZM123 16H125V15H123ZM145 16V15H144ZM219 16V15H218ZM227 16V15H226ZM236 16V15H235ZM234 16V17H235ZM251 16H254V15H251ZM260 16V15H259ZM264 16V15H263ZM9 17V16H8ZM37 17H39V16H37ZM48 17H46V18H48ZM60 17H62V16H60ZM71 17V16H70ZM84 17H85V15H84ZM101 18H102V16H100ZM120 17V16H119ZM122 17V16H121ZM136 17V16H135ZM149 17V16H148ZM155 16H153V18H154ZM161 17V16H160ZM173 17V16H172ZM197 17V16H196ZM210 17V16H209ZM228 17V16H227ZM244 17V16H243ZM246 17V16H245ZM248 17V16H247ZM2 18H3V16H2ZM1 18V19H2ZM11 18V17H10ZM14 19H16L15 17H13ZM12 18V19H13ZM24 18V17H23ZM32 18V17H31ZM68 17H66V18H63V20L64 19H67ZM72 18V17H71ZM105 18V17H104ZM124 18V17H123ZM137 18H138V14H137ZM146 18H147V15H146ZM150 18H152V16L150 17ZM159 18V17H158ZM176 18V17H175ZM179 18H180V16H179ZM185 19H186V17H184ZM203 18H204V16H203ZM206 18H207V16H206ZM212 18V17H211ZM249 18V17H248ZM264 18V17H263ZM263 18H262V20H263ZM18 19H22V18H18ZM25 19L26 18H24V21H25ZM29 20H30V18H28ZM27 19V20H28ZM51 19H53V18H51ZM56 19H57V17H56ZM55 19V20H56ZM75 19V18H74ZM82 19V18H81ZM94 19V18H93ZM92 19V22L94 21ZM96 19V18H95ZM121 19V18H120ZM141 19H143L142 17H141ZM140 18H139V21L141 20ZM147 19H149V18H147ZM171 19V18H170ZM173 19V18H172ZM183 19V18H182ZM192 20L193 18H189V20ZM202 19V18H201ZM215 19V18H214ZM250 19V18H249ZM256 19H257V17H256ZM3 20V19H2ZM34 20V19H33ZM33 20H32V23H33ZM37 20H38V18H37ZM36 19H35V21H37ZM41 19H39V21H40ZM44 19H42V21H43ZM48 20H50V19H48ZM58 20V19H57ZM62 20V21H63ZM77 20H78V18H77ZM77 20H74V21H72V20H70V21H72V22H76ZM83 20V19H82ZM154 20V19H153ZM156 20V19H155ZM154 20V21H155ZM160 20V19H159ZM174 20H178V19H174ZM195 20V19H194ZM204 20V19H203ZM212 20V19H211ZM10 21V20H9ZM8 21V22H9ZM14 22H16L15 20H13ZM39 21H37V23L39 22ZM41 21V22H42ZM52 21H54V20H52ZM61 21V22H62ZM79 21V20H78ZM90 21V20H89ZM102 21H104L105 22V24H106V21L103 19ZM132 21H133V19H132ZM146 21H148V20H146ZM145 21V22H146ZM151 21V20H150ZM172 21V20H171ZM179 21V20H178ZM193 21V20H192ZM210 21V20H209ZM216 21V20H215ZM232 21V20H231ZM238 21V20H237ZM4 22V21H3ZM19 22V21H18ZM27 22V24H28V21H26ZM26 22L24 23H22V26H23V24H24V27H25V30L21 27V25H17V26H20L19 27V30H20V28H22L24 31H26V30H28L29 28H30V26L31 25H29V27L28 26H25V24H26ZM30 22V21H29ZM41 22H40V24H41ZM45 22V21H44ZM64 22V21H63ZM66 22H68V21H66ZM65 22V23H66ZM71 22V23H72ZM83 22V21H82ZM87 22V21H86ZM107 22H111V21H107ZM133 22H136V23H134V25L135 24H137L138 22H137V20L136 21H133ZM140 22H144V19L142 20V21H140ZM152 22L153 21H151V23H150V25L152 24ZM164 22V21H163ZM166 22H167V20H166ZM177 22V21H176ZM175 22V23H176ZM203 22V21H202ZM205 22H206V20H205ZM254 22V21H253ZM264 22V21H263ZM5 23V22H4ZM20 23V22H19ZM36 23V22H35ZM36 23V24H37ZM47 23H48V21H47ZM51 23V22H50ZM50 23H48V24H50ZM55 23H57V22H55ZM60 23V22H59ZM91 23V22H90ZM90 23H88L87 25H89ZM148 23V24H149ZM156 23V22H155ZM162 23V22H161ZM190 23H192V22H190ZM212 24H213V22H211ZM216 23V22H215ZM226 23V22H225ZM29 24H31V23H29ZM36 24L34 25V23H33V27H37L36 26ZM44 24V23H43ZM54 24V23H53ZM53 24H51L52 26H53ZM61 24V23H60ZM67 24V23H66ZM73 24V23H72ZM81 23H79V25H80ZM94 24V23H93ZM92 24V25H93ZM110 24V23H109ZM108 24V25H109ZM115 24V23H114ZM132 24V23H131ZM140 23H138V26H139V29H141L140 27H142V26H140L139 25ZM144 24V23H143ZM165 24V23H164ZM163 24V25H164ZM172 24H173V22H172ZM199 24V23H198ZM209 24V23H208ZM230 24V23H229ZM241 24V23H240ZM259 24V23H258ZM7 25H13V23H11V24H6V25H4V26H6V28H8L9 29V26H7ZM46 25V27L47 26H49V25H47V24H45ZM44 25V26H45ZM70 25V24H69ZM82 25V24H81ZM80 25V26H81ZM91 25V24H90ZM107 25V26H108ZM113 25V24H112ZM146 25V23L143 25V26H145ZM155 25H157V24H155ZM181 25V24H180ZM185 25V24H184ZM187 25H189V23L187 24ZM192 26H193V24H191ZM215 25V24H214ZM224 25V24H223ZM227 25V24H226ZM237 25V24H236ZM16 26V27H17ZM31 26V27H32ZM60 26V25H59ZM63 26H66V25H64L63 24ZM62 26V27H63ZM73 26V25H72ZM76 26V25H75ZM75 26L73 27V28H75ZM85 26H86V24H85ZM84 26V27H85ZM107 26H105V27H107ZM111 26V25H110ZM117 26H118V24L116 25V26H114V27H116L117 28ZM157 26H160V25H157ZM156 26V27H157ZM162 26V25H161ZM168 26V25H167ZM166 26V24H165V27H167ZM171 26V25H170ZM170 26L168 27V28H165L164 26H162V28L164 27V29H167V30H171V28H170ZM177 26V25H176ZM210 26V25H209ZM208 26V27H209ZM220 26H222V25H220ZM225 26V25H224ZM253 26V25H252ZM2 26H0V28H1ZM16 27H13L12 29H17ZM32 27V28H33ZM40 27V25L37 27V28H39ZM41 27H43V25H41ZM40 27V28H41ZM54 27V26H53ZM70 27V26H69ZM120 27H121V25H120ZM134 27V26H133ZM132 27V28H133ZM146 27V26H145ZM152 27H154V26H152ZM187 27V26H186ZM214 27V26H213ZM216 27V26H215ZM229 27H230V25H229ZM11 28V27H10ZM31 28V29H32ZM36 28V32L38 33L39 32V30ZM45 28V27H44ZM52 28V27H51ZM51 28H49L48 27V29H51ZM64 28H66V27H64ZM63 28V29H64ZM109 28V27H108ZM112 28L113 27H111V31H112ZM129 28H131V27H129ZM135 28V30H136V28L138 29V27H134ZM133 28V29H134ZM147 28V27H146ZM149 28H151L150 26H149ZM159 28H161V27H159ZM161 28V29H162ZM173 28V27H172ZM189 28V27H188ZM187 28V29H188ZM193 28V27H192ZM212 28V27H211ZM224 28V27H223ZM227 28V27H226ZM8 29H7V31H8ZM12 29H9L10 30V33H11V30ZM35 29V28H34ZM33 29V30H34ZM47 29V28H46ZM47 29V30H48ZM57 29H59V28H57ZM69 29H71V28H69ZM133 29H131L132 30V33H133ZM161 29H157L158 30V32H159V30H161ZM190 30H191V26H190V28H189ZM201 29V28H200ZM219 29V28H218ZM229 29V28H228ZM227 29V30H228ZM235 29H237L236 27H235ZM257 29V28H256ZM0 30H2L3 31V28L2 29H0ZM19 30H17L18 32H19ZM33 30L31 31V30H29V31H31L32 33H36V32H33ZM38 30V31H37ZM46 30V31H47ZM52 30V29H51ZM67 30V29H66ZM75 30V29H74ZM116 30V29H115ZM118 30V29H117ZM127 30V29H126ZM131 30H130V32H131ZM154 30H156L155 28H154ZM153 30V31H154ZM167 30H165V33H166V31ZM182 30V29H181ZM231 30V29H230ZM28 31V32H29ZM41 31H43L42 29H41ZM40 31V32H41ZM44 31H45V29H44ZM43 31V32H44ZM54 31H56V32H58L57 30H55L54 29ZM53 31V32H54ZM62 31H64V30H61L60 32H62ZM70 31V30H69ZM87 31H88V29H87ZM125 31V30H124ZM137 31V30H136ZM143 31L145 32V29L143 28ZM141 32V31H138V32H135V34L137 35L139 32L141 33V36H142V33H144V32ZM148 31H149V29H148ZM172 31V30H171ZM177 31H178V29H177ZM180 31V30H179ZM183 31H184V29H183ZM214 31V30H213ZM215 31H217V30H215ZM220 31V30H219ZM221 31H222V29H221ZM236 31V30H235ZM1 32V31H0ZM4 33L3 34H1V35H5L6 37H7V35L6 34H8V33H6V31H3ZM15 32V30L13 31L12 30V33H11V36H12V34ZM18 32H15V33H18ZM27 32V31H26ZM53 32H48L47 31V33H50V34H52ZM56 32H54V34L56 33ZM60 32H58V34H60ZM94 32H96V31H94ZM115 32V31H114ZM113 32V33H114ZM129 32V33H130ZM162 32V31H161ZM168 32V31H167ZM180 32H182V31H180ZM185 32V31H184ZM188 32V31H187ZM192 32H193V30H192ZM195 32H196V30H195ZM200 32V31H199ZM209 32V31H208ZM223 32V31H222ZM237 32V31H236ZM261 32V31H260ZM9 33V34H10ZM14 33V34H15ZM32 33H29V35L30 34H32ZM37 33L36 34H34V35H37ZM47 33H45V34H47ZM65 33V32H64ZM67 33V32H66ZM91 33V32H90ZM116 33H118L119 34V31L118 32H115V34ZM121 33L123 34V36H124V33L121 31ZM131 33V34H132ZM140 33L136 36L137 38L139 37V35H140ZM148 33V32H147ZM150 33L151 32H149V36H150ZM152 33H154V32H152ZM151 33V34H152ZM156 33H157V31H156ZM156 33H154L153 35H156ZM164 32H162L161 34H163ZM164 33V34H165ZM168 33H170V31L168 32ZM167 33V34H168ZM177 33H179V32H177ZM183 33V32H182ZM194 33V32H193ZM213 33V32H212ZM220 33V32H219ZM230 33V32H229ZM21 34V33H20ZM24 34V33H23ZM25 34H27V33H25ZM24 34V35H25ZM39 34V33H38ZM72 34H73V32H72ZM75 34V33H74ZM86 34V33H85ZM94 33L92 32V35H93ZM114 34V35H115ZM135 34H133L134 36H135ZM145 34V35H144ZM143 35L144 36H146V33H144ZM158 34V33H157ZM216 34V33H215ZM222 34H224V33H222ZM226 34V33H225ZM224 34V35H225ZM227 34H228V32H227ZM239 34V33H238ZM15 35H17V34H15ZM19 35V34H18ZM28 35V34H27ZM26 35V36H27ZM34 35H32V37L34 38ZM40 35H41V33H40ZM44 35V34H43ZM57 35V34H56ZM67 35H68V33H67ZM77 35V34H76ZM86 35H88V34H86ZM95 35V34H94ZM98 35V34H97ZM127 35V34H126ZM152 35V36H153ZM171 35H172V33H171ZM171 35H169V36H167V37H170ZM178 35V34H177ZM176 35V38H177V40L179 39V36H177ZM194 35H196V34H194ZM212 35H214V34H212ZM230 35V34H229ZM246 35V34H245ZM10 36V37H11ZM23 35L21 34V36L20 37H22ZM37 36H39V35H37ZM50 36V35H49ZM59 36H61V35H59ZM59 36H58V38H59ZM73 36V35H72ZM75 36V35H74ZM73 36V37H74ZM79 36V35H78ZM133 36V37H134ZM140 36V37H141ZM158 36V35H157ZM160 36V35H159ZM166 36L164 35H161V37H163V40L165 41V39H164V37L166 38ZM184 37H185V35H183ZM197 36V35H196ZM201 36V35H200ZM217 36H219V35H217ZM243 36V35H242ZM241 36V37H242ZM257 36V35H256ZM256 36H255V39H257L256 38ZM1 37V36H0ZM17 37V36H16ZM15 37V38H16ZM19 37V36H18ZM36 37V36H35ZM44 37V36H43ZM66 37V36H65ZM64 37V38H65ZM91 37V36H90ZM115 37V36H114ZM114 37H112V38H114ZM121 37V36H120ZM127 37V36H126ZM129 37H131V36H129ZM133 37H131V38H133ZM136 37L134 38V39H136ZM156 37V36H155ZM161 37H159V40H157L156 38H155V41H159L160 42V38ZM173 37H174V35H173ZM181 37V36H180ZM194 36H191V38H190V40L191 41H196V40H198V39H194V40H192V38H193ZM249 37V36H248ZM247 37V38H248ZM3 38L5 39V37L3 36ZM12 38V37H11ZM13 38H14V36H13ZM26 38H28V37H26ZM26 38H24V41L26 40ZM36 38H38V37H36ZM35 38V39H36ZM47 38V37H46ZM46 38H45V40H46ZM56 38V37H55ZM85 38V37H84ZM94 38V37H93ZM92 38V39H93ZM96 38V37H95ZM119 38V37H118ZM123 38V37H122ZM147 38H148V36H147ZM182 38V37H181ZM181 38L179 39L180 41H181ZM188 38V37H187ZM197 38V37H196ZM200 38V37H199ZM204 38H205V36H204ZM215 40H216V38L215 37H213ZM222 38V37H221ZM224 38V37H223ZM227 38H228V36H227ZM245 38V37H244ZM259 38H261V37H259ZM1 39V38H0ZM7 39H9V38H7ZM21 39V38H20ZM32 39V38H31ZM40 39V38H39ZM48 39V38H47ZM69 39V38H68ZM67 39V41H69ZM72 39V38H71ZM91 39V38H90ZM109 39V38H108ZM111 39V38H110ZM154 39V38H153ZM170 39H171V37H170ZM184 39H186V38H184ZM201 39V38H200ZM230 39V38H229ZM45 40H43V41H45ZM51 40V39H50ZM54 40V39H53ZM56 40V39H55ZM73 40H74V38H73ZM95 40V39H94ZM114 40H116V39H114ZM118 41H119V39H117ZM124 40H127V39H124ZM139 40V39H138ZM142 40H143V36H142ZM141 40V42H143V43H145V42H147V41H151V40H146L145 41V39L142 41ZM162 39H161V41H163ZM172 40H173V38H172ZM187 40V39H186ZM189 39L187 40V41H190ZM211 40H213V39H211ZM210 40V41H211ZM215 40H214V42H215ZM241 40V39H240ZM260 40V39H259ZM12 41V40H11ZM10 41V42H11ZM15 41H17L16 39H15ZM19 41H21V40H19ZM38 41V40H37ZM42 41V40H41ZM42 41V42H43ZM48 41L49 40H47V43H48ZM59 41V40H58ZM82 41V40H81ZM80 41V42H81ZM84 41V40H83ZM90 41V40H89ZM120 41H122V40H120ZM131 41V40H130ZM135 41V40H134ZM140 41V40H139ZM163 41V42H164ZM169 41H171V40H169ZM176 41V40H175ZM174 41V42H175ZM207 41V40H206ZM218 41L219 40H217L216 42L218 43ZM222 41V40H221ZM258 41V40H257ZM260 41H262V40H260ZM1 42V41H0ZM3 42V41H2ZM5 42V41H4ZM13 42V41H12ZM38 42H40V41H38ZM62 42V41H61ZM64 42H66V39H65V41ZM73 43L75 42V41H72ZM80 42H79V44H80ZM85 42V41H84ZM104 42V41H103ZM111 42H113V41H111ZM110 42V43H111ZM117 42V41H116ZM129 42V41H128ZM137 41H135V43H136ZM141 42H139V43H141ZM152 42V41H151ZM153 42H154V40H153ZM159 42H155V43H159ZM167 42V41H166ZM173 42V43H174ZM196 42H198V41H196ZM200 42V41H199ZM201 42H203V41H201ZM200 42V43H201ZM208 42V41H207ZM206 42V43H207ZM212 42V41H211ZM224 42V41H223ZM231 42V41H230ZM238 42V41H237ZM246 42V41H245ZM17 43H18V41H17ZM23 43V42H22ZM21 43V46L23 45ZM70 43V42H69ZM68 43V44H69ZM92 44L94 43V42H91ZM96 43V42H95ZM105 43V42H104ZM122 43V42H121ZM124 43V42H123ZM127 43V42H126ZM161 43V42H160ZM176 43V42H175ZM182 43H184V42H182ZM188 43V42H187ZM205 43V42H204ZM203 43V44H204ZM210 43V42H209ZM220 43V42H219ZM236 43V42H235ZM13 44V43H12ZM43 44V43H42ZM41 43H40V45H42ZM49 44V43H48ZM60 44V43H59ZM65 44V43H64ZM67 44V43H66ZM66 44H65V46H66ZM76 44H78V43H76ZM118 44L119 45H123V44H120L119 42H118ZM132 44H134L133 42H132ZM147 44V43H146ZM151 44V43H150ZM154 44V43H153ZM152 44V45H153ZM176 44H178V42L176 43ZM179 44H180V42H179ZM195 44V43H194ZM208 44V43H207ZM221 44H223V43H221ZM246 44V43H245ZM259 44H260V42H259ZM262 44V43H261ZM1 45V44H0ZM14 45V44H13ZM24 45H25V43H24ZM27 45V44H26ZM35 45V44H34ZM39 45V46H40ZM47 45V44H46ZM44 46V48H42V49H46L45 47H48V45L47 46ZM53 47H56V46H58V45H53V44H51ZM63 45V44H62ZM61 45V46H62ZM70 45V44H69ZM101 45V44H100ZM111 45H113V43H111ZM110 45V46H111ZM143 45V44H142ZM141 45V46H142ZM159 45V44H158ZM157 44L155 45V46H158ZM161 45V44H160ZM183 45V44H182ZM182 45H180V46H182ZM192 45V44H191ZM191 45H189V47L191 46ZM209 45V44H208ZM212 45V44H211ZM236 45V44H235ZM12 46V45H11ZM14 46H16V45H14ZM19 46V45H18ZM28 46V45H27ZM36 46H37V44H36ZM38 46V47H39ZM49 46H50V44H49ZM68 46V45H67ZM66 46V47H67ZM72 46H74V45H72ZM93 46V45H92ZM103 46V45H102ZM113 46H115V42H114V45ZM118 46V45H117ZM149 46V44L147 45V47ZM194 46H196V45H194ZM198 46V45H197ZM216 46V45H215ZM219 46V45H218ZM238 46V45H237ZM245 46V45H244ZM247 46V45H246ZM257 46V45H256ZM261 46V45H260ZM1 47H3V46H1ZM29 47V46H28ZM34 47V46H33ZM41 47V46H40ZM53 47H51L50 49H53ZM59 47V46H58ZM80 47V46H79ZM83 47V46H82ZM86 47V46H85ZM101 47V46H100ZM107 47H109V46H107ZM119 47V46H118ZM117 47V48H118ZM130 47V46H129ZM133 47V46H132ZM137 47V46H136ZM139 47V46H138ZM160 47V46H159ZM162 47V46H161ZM183 47V46H182ZM185 47V46H184ZM187 48H189L188 47V45L186 46ZM208 47V46H207ZM221 47V46H220ZM219 47V48H220ZM248 47H250V46H248ZM262 47V46H261ZM6 48V47H5ZM11 48H13V47H11ZM22 48V47H21ZM57 48V47H56ZM55 48V49H56ZM72 48V47H71ZM91 48V47H90ZM103 48H104V46H103ZM114 49L116 48V47H113ZM127 48V46L125 47V49ZM151 48V47H150ZM163 48V47H162ZM164 48H166V46H164ZM191 48V47H190ZM196 48V47H195ZM194 48V49H195ZM198 48V47H197ZM209 48V47H208ZM256 48H259L258 46L256 47ZM3 49V48H2ZM1 49V50H2ZM8 48H6V50H7ZM10 49V48H9ZM17 49V48H16ZM23 49V48H22ZM32 49H34V48H32ZM37 49V48H36ZM49 49V51H51ZM55 49H53V50H55ZM60 49V48H59ZM73 49V48H72ZM86 49H88L89 50V47L88 48H86ZM107 49V48H106ZM110 49V48H109ZM119 49H120V47H119ZM130 49V48H129ZM132 49V48H131ZM172 49V48H171ZM199 49H200V47H199ZM216 49V48H215ZM218 49V48H217ZM222 49H223V46H222ZM5 49H3V51H4ZM15 50V49H14ZM20 50V49H19ZM31 50V49H30ZM52 50V51H53ZM92 50V49H91ZM98 50V49H97ZM122 50V49H121ZM120 50V51H121ZM139 50V49H138ZM148 50V49H147ZM146 50V51H147ZM169 50H170V48H169ZM173 50V49H172ZM178 50V49H177ZM196 50V49H195ZM208 50V49H207ZM235 50V49H234ZM241 50H242V48H241ZM32 51V50H31ZM34 51V50H33ZM51 51V52H52ZM57 51V50H56ZM64 51V50H63ZM67 51H68V49H67ZM74 51H75V49H74ZM79 51V50H78ZM82 51V50H81ZM116 51V50H115ZM119 51V52H120ZM130 51V50H129ZM135 51V50H134ZM146 51H143V52H146ZM164 51V50H163ZM176 51V50H175ZM191 51H192V49H191ZM194 51V50H193ZM197 51H199L198 49H197ZM196 51V52H197ZM204 51H205V49H204ZM221 51V50H220ZM249 51V50H248ZM262 51V50H261ZM6 52V51H5ZM9 52H12L11 50L9 51ZM17 52V51H16ZM46 52V51H45ZM54 52V51H53ZM68 52H71V51H68ZM76 52V51H75ZM73 52V54H76L75 55V57H77V54H78V52ZM87 52V51H86ZM103 52V51H102ZM122 52V51H121ZM123 52H124V49H123ZM122 52V53H123ZM133 52V51H132ZM148 52H150V50L148 51ZM170 52V51H169ZM184 52V51H183ZM207 52V51H206ZM225 52H227V51H225ZM241 52V51H240ZM257 52V51H256ZM3 53V52H2ZM22 53H24V52H22ZM22 53H20V55L22 54ZM34 53V52H33ZM42 53V52H41ZM48 53H50V52H48ZM48 53H47V55L46 56H48ZM56 53V52H55ZM80 53V52H79ZM88 53V52H87ZM95 53H97V51L95 52ZM99 53V52H98ZM116 53V52H115ZM121 53V54H122ZM130 53V52H129ZM159 53V52H158ZM161 53V52H160ZM165 53V52H164ZM168 53V52H167ZM171 53V52H170ZM199 53V52H198ZM249 53V52H248ZM259 53H260V51H259ZM9 54V53H8ZM16 54V53H15ZM36 54L37 55H39V52H38V50H37V52H36ZM36 54H34V56L36 55ZM43 54V53H42ZM41 54V55H42ZM51 54V53H50ZM57 54V53H56ZM60 55H61V53H59ZM59 54H57V55H59ZM62 54H63V52H62ZM65 54V53H64ZM69 54V53H68ZM73 54H72V56H73ZM127 54H128V50H127ZM127 54H126V56H127ZM134 54V53H133ZM166 54V53H165ZM176 54V53H175ZM185 54V53H184ZM197 54V53H196ZM211 54V53H210ZM214 54H215V52H214ZM213 54V55H214ZM218 54H220V52L218 53ZM256 54V53H255ZM262 54H264V53H262ZM262 54H260V55H262ZM3 55H6V54H3ZM41 55H39V57H41ZM45 55V54H44ZM53 54H51V56H52ZM82 55V54H81ZM80 55V56H81ZM93 55H94V52H93ZM117 55V54H116ZM124 55V54H123ZM135 55V54H134ZM136 55H138L137 53H136ZM160 55V54H159ZM180 55V54H179ZM195 55V54H194ZM200 55H202V54H200ZM208 55V54H207ZM213 55L211 56V58L213 57ZM221 55H222V53H221ZM234 55V54H233ZM254 55V54H253ZM11 56V55H10ZM17 56H18V53H17ZM21 56H23V55H21ZM25 57L27 56V55H24ZM30 56V55H29ZM33 56V55H32ZM50 56V55H49ZM54 56H55V54H54ZM66 56H67V54H66ZM65 56V57H66ZM90 57V55H88L87 54V57ZM113 56V55H112ZM128 56H133V55H128ZM154 56V55H153ZM155 56H156V54H155ZM178 56V55H177ZM177 56H176V58H177ZM197 56V55H196ZM210 56H209V58H210ZM218 56V55H217ZM231 56V55H230ZM6 57V56H5ZM9 57V56H8ZM16 57V56H15ZM39 57H37V58H39ZM45 57V56H44ZM62 57V56H61ZM61 57H59V58H61ZM74 57V58H75ZM82 58H84L83 56H81ZM80 57V58H81ZM87 57H85V58H87ZM108 57V56H107ZM111 57V56H110ZM114 57V56H113ZM125 57V56H124ZM139 56H137L136 58H138ZM152 57V56H151ZM178 57H180V56H178ZM201 57V56H200ZM207 57V56H206ZM224 57V56H223ZM233 57V56H232ZM231 57V58H232ZM1 58V57H0ZM18 58V57H17ZM17 58H15V59H17ZM47 58V57H46ZM57 58H58V56H57ZM72 58V57H71ZM78 58V57H77ZM94 57H92L90 60H86V61H82V60H76V61H73V62H69L68 64L66 63V66L65 67H63L64 65H62V67H63V69L61 68V70L60 69H58L57 71L55 70V73H53V74H50L51 72H52V70L54 69V65H53V69L51 70V72L50 73H48L47 74V72L46 71H44L43 69V72H45L46 73V75H44L43 76V74L44 73H42V75H40L39 76V78H37V75H36V78H34V79H36L35 81H32L31 83H30V85L28 84V86H26V89L25 90H28V88H29V91H23V93H21V94H25L26 95V97H23V98H21L23 95H20L21 97H16L15 95V93L13 94V92H11V93H9V92H7L6 90H3V91H6V92H4L5 94L7 93H9L10 94V97L8 96H4L3 95V93H1L0 94V99H1V97H2V101H0V135H3V134H5L3 137H5L6 135V139H8V137H10V135H13L12 137L16 140V136H18L17 138H18V141H19V147L20 148H23L22 150H24V148H29L28 150H30L31 148L33 149L36 145V147H35V149H37V151H35V153L36 154H34L35 155V157H36V159L35 160H37L38 161V159H39V161L40 162H43V163H45V162H52V163H56L57 164V162H58V166L56 165V167H60L59 166V163L60 162H62V161H64V163H65V160H67V161H70L71 159H72V161L74 162V159L75 160H78L79 158H78V156H76L77 154H75V153H72V152H68V150H67V154L66 153H64L63 151H60V153H58L59 151H54L56 148H54V150H52V152L50 151L51 149H48V148H46L47 147V145H46V147L44 148V147H42L41 148V146H40V149H39V147H38V145H41V144H39V142H41L43 139H48V136H50V135H52L53 134V130H61V129H63V131H64V129L66 128V129H68V130H70V129H72V128H74L73 126H72V124L74 125L75 123H73V121H71V119L72 120H74L75 118H78V116H80L81 115V112H84V114H85V111H88L89 113L91 112H93L94 111V113H93V115H91L92 117H90L91 119H92V121L93 122H91L90 124H91V126H90V124L88 123L90 120H87L86 122L88 123V124H86L87 126L89 125L90 126V128L91 129H94L95 131L96 130H101V131H103L102 129L103 128H105V129H107L108 131H109V133H110V136L111 137H113V138H115L114 140L116 141L117 139H119V140H117L118 141V143H119V145L121 144L120 143V140L121 141H126L127 140V142H126V144H125V141H124V144L125 145H128V147L131 149V151L133 150L134 152H132V155H133V153H135V154H137L136 156L138 157V155L141 157V156H145V157H147V158H144V161H145V159H147L148 160V157H150L149 159H152L153 160V158L154 159H157L156 161L157 162H160V160H165V161H168L167 159H170V161L172 160V158L173 159H177V157L178 156H182V160H183V157L185 156V159H188V161H189V165L188 166H191L190 164L192 163V166L194 167H196V165L198 166V168L199 167H201L200 166V164L198 165V163H201V164H203V163H206V165L205 164H203L202 165V169H205V168H203V167H205V166H207L206 168L208 169L209 167V165H210V163H213V162H215V163H217L216 162V160L214 159V160H212L211 159V157H210V155H209V157H210V159H209V157L207 158V157H205L204 155H196V153L198 152V151H200V150H198L197 149V147H196V144L197 143H195V149L197 150V152H196V150H195V152L196 153H194V151L192 152L191 150L194 148V145H193V143L191 142V141H193L191 138V134L193 133L192 131H201V133H202V130L203 131H205L204 129H199L198 128V126H197V128L196 129H193L191 126L189 127V129H187L186 128V126L184 127L183 125L184 124H182V131H184V133H185V131H186V133L184 134L183 133V135L181 134L182 133V131L181 130H179L177 127H179V126H176V128L174 127L175 125L174 124H176L177 125V123H173V122H175V120L174 121H169L168 119V121H169V123H168V126H169V124H170V126L169 127H166L167 125H165L164 127H162L163 125H164V123L163 124H161L160 125V123H158V125H159V127H162V128H160L159 129V127H158V130H157V128H154L152 125L150 126V123H149V125H147V124H142V125H144V127H145V129H146V126L145 125H147V127L148 126H150V131L149 130H147V132L144 130V127L142 128L141 127V129H139L138 128V126H141V125H138L137 127H136V125H135V123L133 124V122H135L134 120H132V121H130V122H128V119L126 118V116H124L125 114H123V112L125 111L126 112V110H120L118 107L121 105H119V106H117L116 107V104L118 103H115L114 102V104H113V106H112V104H110V103H107V105H109V106H103V108H102V105L103 104H101L100 103V101L101 100H99L98 98H99V96L101 95V94H104L105 95V93H107L109 96H107L106 95V98L108 99V98H111V96H113V95H116L114 98H115V100L117 101L119 98V95H120V98H122V97H125V95H129L128 97H130V95H132V92L135 90V92H136V89H138L137 87H136V89H134L133 90V84H136V82H141L140 84L142 85H147V82L145 81V79L146 78H149V72L148 71H150V70H152V69H154V66H156V64H157V62H156V64H154V66L153 65H151V63H152V61H150V59H148V61H150V63L148 62V61H146V63L148 62V64H145V62H144V59H143V61L142 62H144V64H142V66H143V71L145 70L144 68H146V72L144 71L143 72V75H144V73L146 74V78L145 77H143V78H145L144 79V82H146V83H144L143 82V80H141V81H134V82H132V77L131 76H133V74H135V71H136V69L135 70H133V67H132V65L131 66H127V67H125V65H123V66H119V69H116L115 67H116V65H115V67L113 66V65H105V64H103L102 65V63H96V60L97 59H93ZM122 58H123V56H122ZM122 58H120L121 60H123V62H124V59H122ZM127 58V57H126ZM130 58V57H129ZM133 58H134V56H133ZM140 58V57H139ZM154 58V57H153ZM171 58V57H170ZM181 58H183V57H181ZM195 58V57H194ZM217 58V57H216ZM222 58V57H221ZM244 58V57H243ZM262 58V57H261ZM14 59V60H15ZM41 59V58H40ZM49 59H50V57H49ZM48 59V60H49ZM54 59V58H53ZM53 59H52V61H53ZM56 59V58H55ZM62 59V58H61ZM109 59V58H108ZM107 59V60H108ZM112 59V58H111ZM118 59V58H117ZM120 59H119V61H120ZM156 59V58H155ZM155 59H153V61L155 60ZM158 59V58H157ZM160 59V58H159ZM180 59V58H179ZM179 59H176V60H179ZM237 59V58H236ZM240 59V58H239ZM247 59H248V57H247ZM13 60V59H12ZM64 61H65V59H63ZM72 60H73V58H72ZM101 60H103V58L101 59ZM100 60V61H101ZM106 60V59H105ZM106 60V61H107ZM114 60V59H113ZM132 60H135V59H132ZM138 60V59H137ZM140 60V59H139ZM141 60H142V58H141ZM140 60V61H141ZM175 60V61H176ZM182 60V59H181ZM201 60V59H200ZM228 60H230V59H228ZM244 60V59H243ZM4 61H5V59H4ZM10 61H11V59H10ZM45 61V60H44ZM44 61L41 63V64H43L44 63ZM57 61V60H56ZM61 60L59 59V62H60ZM66 61H67V59H66ZM65 61V62H66ZM69 61V60H68ZM67 61V62H68ZM71 61V60H70ZM98 61H99V59H98ZM97 61V62H98ZM126 61V60H125ZM129 61V59L127 60V62ZM161 61V60H160ZM174 61V62H175ZM199 61V60H198ZM202 61V60H201ZM207 61V60H206ZM232 61V60H231ZM15 62V64H16V61H14ZM36 62V61H35ZM55 62V61H54ZM53 62V64H55ZM59 62H57V63H59ZM115 62H116V60H115ZM139 61H137V63H138ZM164 62H167L166 60L164 61ZM172 62V61H171ZM170 62V63H171ZM178 62V61H177ZM180 63H183L182 61H179ZM189 62V61H188ZM191 62V61H190ZM221 62V61H220ZM224 62H226L225 60H224ZM228 62H230V61H228ZM227 62V63H228ZM237 62V61H236ZM244 62V61H243ZM245 62H246V59H245ZM249 62V61H248ZM256 62V61H255ZM259 62H261V61H259ZM258 62V63H259ZM264 62V61H263ZM8 63V62H7ZM48 63V62H47ZM61 64H63L62 62H60ZM103 63H105V62H103ZM114 63V62H113ZM116 63H118V62H116ZM128 63H130V62H128ZM136 63V61L134 62V64ZM140 63V62H139ZM176 63V62H175ZM180 63H179V65H180ZM208 63V62H207ZM226 63V65L228 66L229 64H227ZM240 63V62H239ZM14 64V63H13ZM18 64V63H17ZM61 64H58V65H60L59 67H61ZM112 64V63H111ZM121 64V63H120ZM119 64V65H120ZM141 64V63H140ZM164 64V63H163ZM168 64V63H167ZM183 64H186L187 65V62L186 63H183ZM204 64V63H203ZM213 64H215V63H213ZM225 64V63H224ZM232 64V63H231ZM234 64V63H233ZM254 64V63H253ZM1 65V64H0ZM11 65H12V63H11ZM45 65V64H44ZM58 65L56 66V67H58ZM149 67H148V66ZM153 66L152 67V69H151V66ZM162 65V64H161ZM169 65H174V63L173 64H169ZM175 65H177V64H175ZM182 65V64H181ZM185 65V66H186ZM188 65H189V63H188ZM193 65H194V63H193ZM218 65V64H217ZM258 65V64H257ZM262 65H264V63H261V65L260 66H262ZM3 66V65H2ZM1 66V67H2ZM13 66V65H12ZM34 66H36V65H34ZM51 66V65H50ZM113 66V67H112ZM137 66V65H136ZM141 65H140V68L142 67ZM166 66V65H165ZM185 66L183 67V68H185ZM210 66H212V65H210ZM210 66H208V67H210ZM226 66V67H227ZM231 66V65H230ZM39 67V66H38ZM157 67H159V66H157ZM156 67V68H157ZM161 68L162 67H164L163 65L162 66H160ZM187 67V66H186ZM192 67V65L191 66H189V69ZM195 67H197V66H195L194 65V68ZM205 67H206V65H205ZM207 67V68H208ZM213 67V66H212ZM217 67V66H216ZM225 67V66H224ZM232 67H234L235 68V66H232ZM231 67V68H232ZM238 67V66H237ZM241 67V66H240ZM246 67V66H245ZM3 68V67H2ZM13 68V67H12ZM37 67H35L34 69H36ZM43 68H45V67H43ZM48 68V67H47ZM136 68H138V67H136ZM148 68H150V70L148 69ZM155 68V69H156ZM165 68H174V70H176L175 69V66H168L167 65V67H165ZM178 68H179V66H178ZM180 68H181V66H180ZM183 68H181V69H183ZM200 68V67H199ZM252 68H253V66H252ZM252 68H251V70H252ZM261 68H263V67H261ZM1 69V68H0ZM37 69H39V68H37ZM50 69V68H49ZM159 69V68H158ZM158 69H156V71H151V72H154L155 73V75L156 74H158V77L160 76V75H164V74H166L169 70H170V72H171V74H176L175 72H174V70H173V72H172V70L171 69H169V70H167L166 69V73H164V74H162V71H160V70H158ZM189 69H187L188 71H189ZM193 69V68H192ZM192 69H190V70H192ZM197 69V68H196ZM205 68H203V70H204ZM214 69V67L212 68V70ZM233 69V68H232ZM231 69V70H232ZM237 69V68H236ZM259 69H260V67H259ZM10 70H11V68H10ZM9 70V71H10ZM19 70V69H18ZM47 70V69H46ZM138 70V69H137ZM141 70V69H140ZM162 70H164V69H162ZM179 70V69H178ZM187 70H185V72L187 71ZM208 70V69H207ZM221 69H219V71H220ZM223 70V69H222ZM228 70V69H227ZM238 70V69H237ZM261 70V69H260ZM264 70V69H263ZM39 71V70H38ZM48 71V70H47ZM134 71V72H133ZM214 71V70H213ZM243 71V70H242ZM246 71V70H245ZM259 71V70H258ZM5 72V71H4ZM3 72V73H4ZM20 72V71H19ZM33 72V71H32ZM49 72V71H48ZM54 72V71H53ZM131 72V73H130ZM140 72V71H139ZM177 72V71H176ZM206 72V71H205ZM214 72H217V71H214ZM221 72V71H220ZM219 72V73H220ZM239 72V71H238ZM260 72V71H259ZM8 73V72H7ZM18 73V72H17ZM24 73V72H23ZM25 73H27V72H25ZM31 73V72H30ZM39 73V72H38ZM141 73V72H140ZM153 73V74H154ZM169 73V72H168ZM188 73V72H187ZM191 73V72H190ZM196 73H198V71H196ZM223 73V72H222ZM240 73V72H239ZM244 73V72H243ZM28 74V73H27ZM35 74H37L36 72H35ZM40 74H41V70H40ZM130 74V75H129ZM132 74V75H131ZM178 75H181V73L179 74V73H177ZM221 74V73H220ZM220 74H219V76H220ZM226 74V73H225ZM245 74H247V73H244L243 75H245ZM252 74V72L250 73V74H248V75H251ZM255 74V73H254ZM258 74H260L259 76L262 78V80H263V76L261 75V73H258ZM264 74V73H263ZM7 75V74H6ZM21 75V74H20ZM19 74H18V76L17 77H19L20 76ZM24 75V74H23ZM30 75V74H29ZM149 75V76H148ZM200 75V74H199ZM211 73H210V77H211ZM242 75V74H241ZM257 75V74H256ZM2 77L1 78H4L3 77V74L1 75ZM4 76H5V73H4ZM26 76H28V75H26ZM25 76V77H26ZM141 76V75H140ZM148 76V77H147ZM153 76V75H152ZM167 77L168 76H170V74H168V75H166ZM175 76V75H174ZM173 76V77H174ZM182 76H184V74L182 75ZM196 76H197V74H196ZM226 76H228V75H226ZM230 76V75H229ZM233 76H235V75H233ZM6 77V76H5ZM12 77V76H11ZM28 77H30V76H28ZM34 77V76H33ZM129 77H131L130 79H132V80H130L129 79ZM133 77H135V76H133ZM156 77V76H155ZM157 77V78H158ZM171 77V76H170ZM173 77H171L172 78V81H173ZM176 77H178V76H176ZM185 77V76H184ZM187 77H189V76H187ZM190 77H192V76H190ZM199 77V76H198ZM209 77V78H210ZM214 77H215V73H214ZM225 77V76H224ZM237 77V76H236ZM238 77H239V75H238ZM238 77H237V79H238ZM246 77V76H245ZM252 77V76H251ZM72 78L75 80V82H76V89H73V91L71 92V94L72 95H70L71 97H70V99L68 100V99H65V101L67 102V103H64L63 104V102H65L64 100H63V102L61 101V100H59V101H61V102H59V104L57 105V102L55 103V104H51V105H55V106H53V108H49V107H47V101H49V103H48V105L50 106V107H52L51 105H50V100H54L55 99V94L58 96L59 94H60V96H58V97H56L57 99L59 98V97H61V95L62 96H64L63 97V99L64 98H66L65 97V95H63V94H61L62 92H63V90H65L64 89V87H63V85H64V83H66L68 80H72ZM142 78V77H141ZM142 78V79H143ZM151 78V77H150ZM153 78V77H152ZM161 78V77H160ZM166 78V77H165ZM175 78V77H174ZM179 78V77H178ZM193 78V77H192ZM217 78V77H216ZM229 78V77H228ZM227 78V79H228ZM244 78V77H243ZM4 79H7V78H4ZM10 79H12V78H10ZM26 79V78H25ZM28 79V78H27ZM33 79V80H34ZM128 79H129V83L127 82V83H125L126 81H128ZM154 79H156V78H154ZM159 79V78H158ZM162 79H163V76H162ZM167 80H169L168 78H166ZM165 79V80H166ZM186 79V78H185ZM189 79V78H188ZM195 79V78H194ZM198 79V78H197ZM199 79H201V78H199ZM211 79H212V77H211ZM215 79V78H214ZM222 79V78H221ZM234 79V78H233ZM241 79V78H240ZM260 79V78H259ZM9 80V79H8ZM16 80V79H15ZM29 80H30V78H29ZM29 80H27V81H29ZM148 80V79H147ZM149 80H151V79H149ZM153 80V79H152ZM164 80V79H163ZM164 80V81H165ZM175 80V79H174ZM177 80V79H176ZM182 81H183V79H181ZM191 80V79H190ZM213 80V79H212ZM254 80V79H253ZM257 80V79H256ZM0 81H2L1 79H0ZM5 81V80H4ZM11 81V80H10ZM17 81H19V79L17 80ZM160 81V80H159ZM186 81V80H185ZM201 81V80H200ZM203 81V80H202ZM211 81V80H210ZM209 81V82H210ZM215 81V80H214ZM214 81L213 82H211V84L212 83H214ZM218 81H219V79H218ZM234 81V80H233ZM235 81H238V80H235ZM244 80H242V82H243ZM246 81V80H245ZM250 81V80H249ZM258 81V80H257ZM15 82L16 81H14V84H15ZM20 82H21V80H20ZM20 82H18V83H20ZM23 80H22V84H23ZM70 82V81H69ZM131 82H132V84H131ZM161 82V81H160ZM166 82V81H165ZM164 82V83H165ZM168 82V81H167ZM170 82V81H169ZM174 82H176V81H174ZM207 82V81H206ZM241 81H240V83H242ZM254 82H256V81H254ZM261 82V81H260ZM4 83V82H3ZM9 83V82H8ZM12 83H13V81H12ZM125 83V84H124ZM149 83V82H148ZM186 83H187V81H186ZM198 83V82H197ZM196 83V84H197ZM203 83V82H202ZM205 83V82H204ZM203 83V84H204ZM221 83V82H220ZM229 83V82H228ZM232 83V82H231ZM230 83V84H231ZM238 83V82H237ZM244 83V82H243ZM242 83V84H243ZM247 83V82H246ZM14 84L12 85V86H14ZM21 84V83H20ZM22 84H21V88H22ZM26 84V85H27ZM127 84H131V87L129 86L128 87V89H126L127 88ZM139 84V85H140ZM150 84V83H149ZM148 84V85H149ZM151 84H153L152 83V81H151ZM157 84H158V82L156 83V85L155 86H157ZM162 84V83H161ZM177 84H179L178 82H177ZM187 84H189V83H187ZM192 84V83H191ZM193 84H194V82H193ZM210 84V83H209ZM216 84V83H215ZM214 84V85H215ZM227 84V83H226ZM225 84V85H226ZM234 84V83H233ZM232 84V85H233ZM236 84V83H235ZM241 84V85H242ZM263 84V83H262ZM261 84V85H262ZM8 85V84H7ZM16 85V84H15ZM18 85V84H17ZM17 85H16V87H17ZM25 85V84H24ZM23 85V86H24ZM121 85L123 86V87H126V88H124L125 89V91H124V89H123V87H121ZM126 85V86H125ZM159 85V84H158ZM163 85H165V84H162V86ZM169 85H170V83H169ZM182 85H183V83H182ZM205 85V84H204ZM214 85L212 84V86L214 87ZM217 85V84H216ZM230 86V87H232V89H233V86ZM250 85V84H249ZM252 85V84H251ZM256 85V84H255ZM1 86V85H0ZM11 86V85H10ZM11 86V87H12ZM65 86V85H64ZM66 86H67V84H66ZM137 86V85H136ZM152 87H153V85H151ZM160 86V85H159ZM159 86H157V87H159ZM174 85H172L171 87H173ZM178 86V85H177ZM180 86V85H179ZM184 86V85H183ZM223 86V85H222ZM222 86L221 87H219V89H221L222 88ZM238 86V85H237ZM254 86V85H253ZM2 87H3V85H2ZM19 87V86H18ZM17 87V88H18ZM28 87V88H27ZM134 87H135V85H134ZM144 87V89H145V86H143ZM147 87H150V85L149 86H147ZM166 87H169V86H166ZM166 87H164V88H166ZM187 87H189V86H187ZM186 87V88H187ZM190 87H193L192 85L190 86ZM201 87V86H200ZM210 87H211V85H210ZM218 87V86H217ZM224 87V86H223ZM227 87L228 86H226L224 89L225 90H227ZM230 87L228 88L229 90H230ZM238 87H240V86H238ZM238 87H237V89H234V90H236V91H238L239 89H238ZM242 87H243V85H242ZM254 87H256V86H254ZM15 88V87H14ZM67 88V87H66ZM132 89L133 91H131V94H129V92H127V91H130V89ZM141 88V87H140ZM138 89V90H140V91H142L141 89ZM159 88H162V87H159ZM174 88H177L176 86H174ZM174 88H172L173 90H175ZM194 88V87H193ZM203 88V87H202ZM201 88V89H202ZM235 88V87H234ZM261 88H262V86H261ZM9 89H10V87H9ZM8 89V90H9ZM16 89V88H15ZM19 89V88H18ZM24 88H22V90H23ZM69 89V87L67 88V90ZM71 89V88H70ZM147 89V88H146ZM145 89V90H146ZM148 89H152L153 90V88H148ZM192 89V88H191ZM206 89H209V88H206ZM217 89V88H216ZM231 89V90H232ZM255 89V88H254ZM254 89H250V90H254ZM256 89H257V87H256ZM258 89H259V87H258ZM264 89V88H263ZM13 90V89H12ZM21 90V91H22ZM127 90V91H126ZM156 91H157V89H155ZM161 90H164V89H161ZM170 90V89H169ZM180 90V89H179ZM185 90V89H184ZM20 91V92H21ZM66 91V90H65ZM140 91H139V93H138V95L140 94ZM144 91V90H143ZM154 91V90H153ZM153 91H152V95L154 94L155 96H156V94L155 93H153ZM155 91V92H156ZM160 90L158 89V92H159ZM170 91H172V90H170ZM178 91V90H177ZM187 91V90H186ZM191 91V93H192V90H190ZM197 91V90H196ZM216 91V90H215ZM218 91H221V90H218ZM222 91H224V90H222ZM241 91V90H240ZM240 91H238V93L240 92ZM246 91V90H245ZM259 91V90H258ZM128 93V94H126V93ZM150 92V91H149ZM148 92V93H149ZM161 92L162 91H160V97L162 96L161 95ZM172 92H174V91H172ZM180 92V91H179ZM205 92V91H204ZM209 92V94L211 93V95H212V91L210 92V91H208ZM228 92V91H227ZM232 92V91H231ZM230 92V93H231ZM251 92H253V91H250V93ZM17 93V92H16ZM116 93V94H115ZM134 93V92H133ZM157 93V92H156ZM163 93H164V91H163ZM167 93V92H166ZM182 93H185V92H183L182 91ZM188 93H190L189 91H188ZM196 93V92H195ZM216 93V92H215ZM229 93V92H228ZM229 93V94H230ZM237 93V92H236ZM238 93H237V96L236 97H238L239 95H238ZM241 93V92H240ZM239 93V94H240ZM256 93H258V92H256ZM118 94V95H117ZM125 94V95H124ZM136 94H137V92H136ZM141 94H143V93H141ZM159 94V93H158ZM172 94V93H171ZM174 94H175V92H174ZM176 94H178L177 92H176ZM176 94H175V96H176ZM193 94V93H192ZM197 94V93H196ZM201 94H202V91H201ZM201 94H200V96H201ZM208 94V96H210ZM213 94H214V92H213ZM225 94H226V92H225ZM259 94H261V93H259ZM14 95V96H13ZM18 95V96H19ZM24 95V96H25ZM54 95V96H53ZM149 95V94H148ZM164 95V94H163ZM173 95V94H172ZM182 95V94H181ZM186 95V94H185ZM204 95V94H203ZM206 95V94H205ZM236 95V94H235ZM244 95H246V94H244ZM243 95V96H244ZM4 96V97H3ZM103 96V95H102ZM118 96V97H117ZM135 96H137V95H135ZM159 96V95H158ZM169 96H171V95H169ZM168 96V97H169ZM173 96L174 98V100L175 99H177L179 96ZM197 96V95H196ZM200 96H199V98H200ZM230 96V95H229ZM228 96V97H229ZM247 96V95H246ZM254 96H255V94H254ZM259 96V95H258ZM263 96V95H262ZM6 97V98H5ZM50 97V98H49ZM54 97V99H51V98H53ZM69 97V96H68ZM101 97V96H100ZM116 97H117V99H116ZM127 96L125 97V98H128ZM139 97H141V96H139ZM152 97V96H151ZM165 99L164 100H166L167 101V99L169 100V98H167V96L165 97V95L163 96ZM162 97V98H163ZM172 97V96H171ZM181 97V96H180ZM184 96H182L181 97V100L183 99V100H186L188 97H189V95H187V97H184V98H186V99H184L183 98ZM194 97V96H193ZM214 97H216V95L214 94ZM226 98V99H228V101H229V98L230 97H232V96H230L229 98ZM235 97V96H234ZM240 97V96H239ZM242 97V96H241ZM249 97H250V94H249ZM256 97V96H255ZM7 98H9L8 99V101L10 102V103H8V101H6L7 100ZM103 98V97H102ZM113 98V97H112ZM149 98H150V96H149ZM153 98V97H152ZM167 98V99H166ZM197 99H199L198 98V96L196 97ZM203 98V97H202ZM210 98V97H209ZM252 98V97H251ZM257 98V97H256ZM258 98H262V97H258ZM4 99H6V100H4ZM60 99V98H59ZM61 99H62V97H61ZM129 99V98H128ZM138 99V98H137ZM141 99V98H140ZM142 99H147V97H145V98H142ZM158 99V98H157ZM171 99V98H170ZM172 99V100H173ZM191 99V98H190ZM192 99H194V98H192ZM211 99V98H210ZM236 98H234V100H235ZM238 99V98H237ZM245 99V98H244ZM247 99H248V97H247ZM253 99V98H252ZM255 99V98H254ZM263 99V98H262ZM4 100V101H3ZM97 100V101H96ZM103 100V99H102ZM109 100H111V99H109ZM113 100V99H112ZM111 100V101H112ZM121 100H124L123 98L121 99ZM130 100H132V99H130ZM129 100V102H131ZM148 100V99H147ZM155 100H156V98H155ZM159 100V102L161 101V100H163V99H158ZM188 100V99H187ZM203 101H204V99H202ZM201 100V101H202ZM215 100V99H214ZM213 100V101H214ZM223 100V99H222ZM234 100H232L233 102H234ZM58 101V100H57ZM125 101V100H124ZM127 101V100H126ZM134 101V100H133ZM132 101V102H133ZM150 101V99L148 100V102ZM153 101V100H152ZM165 101V102H166ZM170 101V100H169ZM168 101V102H169ZM176 101V100H175ZM194 101H195V99H194ZM193 101V102H194ZM201 101H200V103H201ZM212 101V100H211ZM227 101V100H226ZM240 101V100H239ZM242 101V100H241ZM240 101V102H241ZM246 101V100H245ZM248 101H249V99H248ZM247 101V102H248ZM254 101H256V100H254ZM253 101V102H254ZM96 102H97V104H96ZM103 102V101H102ZM104 102H105V100H104ZM106 102H109V101H107L106 100ZM128 102V101H127ZM135 102H136V100H135ZM137 102H138V100H137ZM139 102H143L142 100L140 101L139 100ZM146 102V101H145ZM155 102H158V101H155ZM178 101H176V103H177ZM181 103L183 102V101H180ZM179 102V103H180ZM190 102V101H189ZM192 102V101H191ZM205 102V101H204ZM231 102V101H230ZM238 102V101H237ZM236 102V103H237ZM240 102H238V103H240ZM43 103L45 104V106L46 107H44V105H43ZM52 103V102H51ZM60 103H61V106H59L60 105ZM120 103V102H119ZM126 103V102H125ZM140 103V104H141ZM152 103H154V102H152ZM164 102H162V104H163ZM167 103V102H166ZM170 103V102H169ZM172 103V102H171ZM175 103V104H176ZM184 103H187V102H185L184 101ZM203 103V102H202ZM206 103V102H205ZM204 103V104H205ZM217 103V102H216ZM225 103H229V102H225ZM242 103H243V101H242ZM250 103H251V101H250ZM255 103V102H254ZM259 103V102H258ZM124 104V103H123ZM122 104V105H123ZM127 104V103H126ZM131 104V103H130ZM139 104V103H138ZM143 104H145L144 102H143ZM149 104V103H148ZM147 104V105H148ZM155 104V103H154ZM162 104H159L158 103V105H162ZM168 104V103H167ZM173 104V103H172ZM178 104V103H177ZM190 104V103H189ZM192 104V103H191ZM230 105H231V103H229ZM228 104V105H229ZM244 104V103H243ZM242 104V105H243ZM261 104V103H260ZM259 104V106H262V105H260ZM63 105V106H62ZM106 105V104H105ZM146 104H145V106H147ZM150 105V104H149ZM148 105V106H149ZM157 105V104H156ZM157 105V106H158ZM164 105H166V104H164ZM171 105V104H170ZM180 105V104H179ZM179 105H177V107L176 108H178L179 107ZM186 105H188V104H186ZM185 105V106H186ZM199 105V104H198ZM212 105V104H211ZM217 105H219V104H217ZM221 105H224V104H221ZM234 105V104H233ZM245 105V104H244ZM249 105H251L252 106V104H249ZM43 106V107H42ZM98 106V107H97ZM126 106V105H125ZM138 106V105H137ZM142 106V105H141ZM144 106V107H145ZM151 106V105H150ZM153 106V105H152ZM173 106V105H172ZM172 106H169V107H172ZM174 106H176V105H174ZM174 106H173V108L171 109V108H168L167 110H166V108L165 107H163L162 108V106H161V109H162V111L164 110V108H165V112H167L168 114H167V117H165V118H168L169 117V114L171 113V112H173V110L175 111L174 113H176V112H179V113H177L176 114V116L177 117H179L178 116V114H180V112H181V110H185V109H187V108H185V106L183 107V109H179V111H176V108L174 109ZM193 106V105H192ZM213 106H215V105H213ZM224 106H226V105H224ZM240 105H238V107H239ZM254 106H256V103H255V105ZM263 106H264V104H263ZM262 106V107H263ZM99 107H100V109H99ZM121 107V106H120ZM128 107H131L130 105L128 106ZM135 107V106H134ZM144 107L143 108H140L141 110H143L144 109ZM154 108H155V106H153ZM166 107H168V106H166ZM187 107V106H186ZM189 107H191V105L189 106ZM188 107V108H189ZM203 107V106H202ZM205 107V106H204ZM207 107V106H206ZM210 107V106H209ZM208 107V108H209ZM212 107V106H211ZM232 107V106H231ZM234 107V106H233ZM236 107V106H235ZM253 107V106H252ZM258 107V106H257ZM257 107H255V108H257ZM20 108V109H19ZM86 108H88V109H91V110H93V111H91V110H86ZM122 108V107H121ZM133 108V107H132ZM132 108H131V110H132ZM138 108H139V106H138ZM137 108V109H138ZM148 108V107H147ZM194 108H196L195 106H194ZM214 108L215 107H213V110H214ZM217 108V107H216ZM224 107H222L220 110H225V109H223ZM240 108V107H239ZM246 108V107H245ZM248 108V107H247ZM84 109H85V111H84ZM152 108L150 107V110H151ZM155 109H157V108H155ZM200 109V108H199ZM202 109V108H201ZM218 109V108H217ZM230 109V108H229ZM232 109V108H231ZM230 109V110H231ZM250 109V108H249ZM258 109V108H257ZM260 109V111H261V108H259ZM47 110V111H46ZM53 110V111H52ZM135 110V109H134ZM147 110H149V109H147ZM146 109H144L143 111H147ZM149 110V111H150ZM159 110V109H158ZM158 110H157V112H158ZM172 110V111H171ZM191 110H193V108L192 109H190L189 108V111H191ZM202 110H204V109H202ZM202 110H200L201 112H202ZM206 110V109H205ZM226 110H228V109H226ZM239 110V109H238ZM247 110V109H246ZM250 110H252V108L250 109ZM250 110L248 111V112H250ZM253 110H254V107H253ZM264 110V109H263ZM262 110V111H263ZM49 111V112H48ZM123 111V112H122ZM138 111H140V110H138ZM142 111V112H143ZM152 111V110H151ZM186 111V110H185ZM184 111V113H186ZM189 111L187 112V113H189ZM196 111V110H195ZM194 111V112H195ZM214 111H216V110H214ZM218 111H219V109H218ZM234 111H237V109L235 110L234 109ZM233 111V112H234ZM33 112V117H32V115H30V117H24V115L27 113H32ZM129 112V111H128ZM132 112V111H131ZM148 112V111H147ZM146 112V113H147ZM154 112V111H153ZM159 112H160V110H159ZM183 112V111H182ZM212 112V111H211ZM230 112V111H229ZM240 112H241V110H240ZM254 113H256L255 111H253ZM25 113V114H24ZM133 113H134V111H133ZM132 113V114H133ZM137 113H139V112H137ZM148 113H150V112H148ZM147 113V114H148ZM152 113V112H151ZM163 113H164V111H163ZM174 113H172V118H176L177 119V117L175 116V114ZM186 113V114H187ZM198 113V116H200L199 115V111L197 112ZM204 113V112H203ZM208 113V112H207ZM220 113V112H219ZM218 113V114H219ZM221 113H225V112H222L221 111ZM220 113V114H221ZM232 113V112H231ZM261 113V115L263 116V114L262 113H264V112H260ZM24 114V115H23ZM43 114V115H42ZM80 114V115H79ZM128 114H130V112L128 113ZM131 114V115H132ZM135 114V113H134ZM142 115H140V114H138L139 116H143V113H141ZM157 115V113H155L154 112V115ZM161 114V113H160ZM164 114H166V113H164ZM182 114V113H181ZM180 114V115H181ZM190 114V113H189ZM196 114V113H195ZM201 114V113H200ZM213 114V113H212ZM219 114V115H220ZM223 114H221L222 116H223ZM226 114V113H225ZM228 114V113H227ZM226 114V115H227ZM235 114V113H234ZM237 114H239V113H237ZM237 114H235V115H237ZM241 114H243V112H241ZM244 114H245V110H244ZM248 114H250V113H248ZM247 114V116H251V115H248ZM252 115H253V113H251ZM87 115V114H86ZM148 115H150V114H148ZM153 115V114H152ZM197 115V114H196ZM229 115H232V114H229ZM235 115H233V116H235ZM128 117H130L129 115H127ZM133 116V115H132ZM137 116V115H136ZM138 116V117H139ZM151 116V115H150ZM159 116V115H158ZM161 116V115H160ZM166 116V115H165ZM170 116H171V114H170ZM182 116H183V114H182ZM182 116H180V117H182ZM187 116V115H186ZM190 116H191V114H190ZM239 116L240 117H242L240 114H239ZM253 116H257V114L256 115H253ZM261 116V117H262ZM135 117V116H134ZM148 117V116H147ZM184 117H185V115H184ZM188 117V116H187ZM187 117H186V120H187ZM192 117H194V116H192ZM204 117V116H203ZM212 117H213V115H212ZM215 117H216V114H215ZM215 117H213V119L215 118ZM219 117V116H218ZM225 117V116H224ZM259 116H257V119H259L258 118ZM260 117V118H261ZM80 118V117H79ZM133 118V117H132ZM132 118H130V119H132ZM140 118V117H139ZM143 118V117H142ZM153 118V117H152ZM155 118V117H154ZM153 118V120H151L152 122L155 120ZM158 118V120H159V117H157ZM156 118V119H157ZM162 118V117H161ZM160 118V119H161ZM164 118V117H163ZM171 118V117H170ZM189 118V117H188ZM243 118H244V116H243ZM243 118H239L240 120H242ZM249 118H251V117H249ZM256 118V117H255ZM263 118V117H262ZM261 118V119H262ZM29 119L31 120V121H29ZM129 119V120H130ZM136 119V118H135ZM144 119H147V118H145L144 117ZM150 119H151V117H150ZM182 119V118H181ZM181 119H179V120H181ZM195 120L197 119V117L196 118H194ZM200 119V118H199ZM205 119V118H204ZM207 119V118H206ZM210 120H212L211 118H209ZM216 119V118H215ZM214 119V121H216ZM218 119V118H217ZM223 119V118H222ZM230 119V118H229ZM238 119V118H237ZM236 119V120H237ZM238 119V121H240ZM248 119V118H247ZM28 120V121H27ZM137 120V119H136ZM138 120H140V119H138ZM157 120V121H158ZM162 120V119H161ZM161 120H159L160 122H162ZM179 120H177V121H179ZM220 120V121H219ZM218 121V123L220 124V122H221V118L219 119ZM226 121L228 120V118H226L225 119ZM224 120V121H225ZM235 120V119H234ZM80 122H82V120H79ZM84 121V120H83ZM143 121V120H142ZM145 121V120H144ZM147 121V120H146ZM145 121V122H146ZM156 121V122H157ZM158 121V122H159ZM176 121V122H177ZM193 120L191 119V121L190 122H192ZM204 121V120H203ZM202 121V122H203ZM206 121V120H205ZM204 121V123L206 124H208V122H205ZM214 121H212V122H214ZM224 121H222L223 123H224ZM232 121V120H231ZM238 121H237V123H238ZM251 121H252V119H251ZM75 122V121H74ZM78 122V121H77ZM79 122V124H82V123H80ZM85 122V123H86ZM132 122V123H131ZM149 122V121H148ZM182 122V121H181ZM184 122V121H183ZM182 122V123H183ZM199 122V121H198ZM217 122V121H216ZM230 121H228V123H229ZM241 122H244V120H242V121H240V124H242ZM246 122V121H245ZM245 122L243 123V124H245ZM247 122H249V120H247ZM253 123H254V119H253V121H252ZM259 122V121H258ZM264 121H262V123H263ZM84 123V122H83ZM137 123V122H136ZM138 123H140V122H138ZM197 123V122H196ZM203 123V124H204ZM215 123V122H214ZM231 123V122H230ZM234 124H235V121L233 122ZM233 123H232V125H233ZM237 123H236V125H237ZM252 123V125H254ZM257 123V122H256ZM259 123H261V122H259ZM259 123H258V126H259ZM141 124V123H140ZM178 124H179V122H178ZM194 124V123H193ZM198 124V123H197ZM200 124V123H199ZM202 124V125H203ZM204 124V125H205ZM217 124V123H216ZM216 124H214V126L216 125ZM242 124V125H243ZM83 125V124H82ZM155 127H157V124L155 123ZM174 125V126H173ZM181 125V124H180ZM190 125H191V123H190ZM201 125V127H206V126H202ZM209 125H211V123H209ZM208 125V127H213V126H209ZM227 125V124H226ZM250 125V124H249ZM257 125V124H256ZM264 125V124H263ZM188 126H189V123H188ZM187 126V127H188ZM220 126V125H219ZM231 125H229V127H230ZM235 126V125H234ZM234 126H233V128H234ZM239 125H237V127H238ZM260 126H262V125H260ZM72 127V128H71ZM78 127V126H77ZM153 127V129L155 130V131H152L151 132V128ZM222 127H223V125H222ZM240 127V126H239ZM242 127V126H241ZM243 127H245V126H243ZM242 127V128H243ZM248 127V126H247ZM264 127V126H263ZM79 128H80V126L77 128L78 130H79ZM84 128V127H83ZM90 128H89V131H90ZM134 128H136V129H134ZM139 130H138V129ZM188 130V132H187V130ZM191 128V129H190ZM231 128V127H230ZM257 128V126L254 128V129H256ZM262 128V127H261ZM260 127H259V129H261ZM65 129V130H66ZM81 129V128H80ZM87 129V128H86ZM104 129V130H105ZM143 129V131H145V132H138V133H136L134 130H138V131H141ZM148 129V128H147ZM206 129V128H205ZM213 129H215V128H213ZM217 129H218V124H217ZM217 129L216 130H214V132L215 131H217ZM219 129H220V127H219ZM235 129V128H234ZM241 129V128H240ZM245 129V128H244ZM243 129V130H244ZM247 129H249V128H247ZM246 129V130H247ZM263 129V128H262ZM261 129V130H262ZM73 130V129H72ZM77 130V131H78ZM82 130V129H81ZM133 130V131H132ZM207 130V129H206ZM212 130V129H211ZM236 130V129H235ZM238 130V129H237ZM242 130V131H243ZM257 130V129H256ZM62 131V132H63ZM87 131V130H86ZM181 131V132H180ZM189 131H191L192 133H190ZM200 131L198 132V133H200ZM210 131V130H209ZM208 131V132H209ZM220 131V130H219ZM226 131H228L227 129H226ZM258 131V130H257ZM59 132V131H58ZM61 132V133H62ZM65 133H67V132H69V131H64ZM63 132V133H64ZM72 132V131H71ZM74 132V131H73ZM83 132L84 131H82V134H83ZM92 132V131H91ZM99 132V131H98ZM195 132V133H196ZM212 132V133H211ZM210 133H211V136H215V134H218V132L216 133L215 132V134H213V131H211ZM221 132V131H220ZM229 132H230V130H229ZM234 132V131H233ZM19 133H20V135L21 136H19ZM60 133V134H61ZM70 133V132H69ZM75 133V132H74ZM81 133V132H80ZM84 133H86V132H84ZM190 133V137L191 138H189V134ZM197 133V134H198ZM210 133H208L207 134V132L205 131V136H207V138H208V141L210 142V140L212 139V138H214V136L212 137V138H210ZM258 133V132H257ZM262 133V132H261ZM8 134H9V136H8ZM56 134H58L57 132H56ZM60 134H58V135H60ZM68 134V133H67ZM76 134V133H75ZM101 134V133H100ZM104 134V133H103ZM194 134V133H193ZM213 134V135H212ZM220 134V133H219ZM229 134V133H228ZM227 133L225 134V135H228ZM233 134V133H232ZM242 134H243V132H242ZM53 135H55V134H53ZM62 135V134H61ZM84 135V134H83ZM82 135V136H83ZM94 135V134H93ZM200 135V134H199ZM221 135H222V133L220 134V135H218V136H220L221 137ZM236 135H237V133H236ZM85 136V135H84ZM103 136H105V134L103 135ZM103 136H101V139H102V137ZM109 136V137H110ZM194 136H197L196 134L194 135ZM201 136V135H200ZM204 136V137H205ZM209 136V137H208ZM231 136V135H230ZM0 137H2V136H0ZM54 137H56V136H54ZM59 137V136H58ZM58 137L56 138V140L58 141ZM61 137V136H60ZM62 137H64V136H62ZM65 137H66V134H65ZM81 137V136H80ZM106 137V136H105ZM202 137H203V135H202ZM201 137V138H202ZM217 137V136H216ZM226 137V136H225ZM50 138V137H49ZM70 138V137H69ZM74 138V137H73ZM72 138V140H74ZM87 138H88V136H87ZM86 138V139H87ZM99 138V137H98ZM107 138V137H106ZM182 138H185V140H187L186 142H183V140L184 139H181ZM187 138V139H186ZM189 138V139H188ZM201 139L200 137H198L197 136V141L199 140V139ZM209 138H210V140H209ZM218 138V137H217ZM223 138H224V136H223ZM222 138V139H223ZM231 138H232V136H231ZM234 138V137H233ZM237 138V137H236ZM247 138V137H246ZM2 140H4L5 141V139H3V138H1ZM10 139V138H9ZM51 139H53L52 137H51ZM50 139V140H51ZM60 139V138H59ZM67 139V138H66ZM71 139V138H70ZM79 139V138H78ZM84 139V138H83ZM91 139H93V138H91ZM91 139L89 140V138L87 139L88 141H87V143L89 142V143H91L90 141H91ZM191 139V141H189ZM194 140H195V137L193 138ZM205 139V138H204ZM203 139V142L205 141ZM220 140H221V138H219ZM225 139V138H224ZM228 139V138H227ZM238 139V138H237ZM236 139V140H237ZM240 139V138H239ZM245 139V138H244ZM11 141L13 140V139H10ZM14 140V141H15ZM55 140V139H54ZM61 140H62V138H61ZM60 140V141H61ZM69 140V139H68ZM65 141V139L63 140L64 142H67V144L70 146L71 144H70V142L69 141ZM71 140V141H72ZM77 140V139H76ZM94 140V139H93ZM92 140V141H93ZM99 140V139H98ZM107 140V139H106ZM177 140H178V143L180 142V140L182 141V145L179 143V145L180 146H178V143H176L177 142ZM214 141L216 140L217 142H218V140L217 139H213ZM212 140V141H213ZM230 140V139H229ZM240 140H242V138L240 139ZM10 141V142H11ZM46 142H47V140H45ZM49 141V140H48ZM59 141V142H60ZM79 141V140H78ZM86 141V140H85ZM95 141V140H94ZM100 141V140H99ZM110 141V140H109ZM109 141L108 142H106V144L107 143H109ZM114 141V142H115ZM206 141H207V139H206ZM205 141V142H206ZM212 141H211V143H212ZM225 141V140H224ZM223 140H222V142H224ZM231 141V140H230ZM233 141V140H232ZM234 141H235V139H234ZM249 141V140H248ZM3 142V141H2ZM7 141H5L2 145H4L5 146V143H6ZM43 142V141H42ZM50 142H52L54 145L56 144V143H54L53 141H49V143ZM58 142V143H59ZM69 142V143H68ZM73 142V141H72ZM77 142V141H76ZM84 142V141H83ZM195 142H196V140H195ZM199 142V141H198ZM202 142V143H203ZM236 142H239V140H237ZM243 142V141H242ZM9 143V142H8ZM11 143H13V142H11ZM11 143H10V145H11ZM51 143V144H52ZM58 143H57V145H58ZM79 143V142H78ZM116 143V142H115ZM118 143H116V145L118 144ZM171 143H174V144H177L175 147L171 144ZM201 143V144H202ZM231 143V142H230ZM246 143H249V142H246ZM251 143H252V141H251ZM250 143V144H251ZM254 143V142H253ZM1 144V143H0ZM7 144V143H6ZM14 144V143H13ZM48 144V143H47ZM51 144H49V145H51ZM52 144V145H53ZM64 144V143H63ZM66 143H65V145H67ZM74 144V143H73ZM76 144V143H75ZM80 144V143H79ZM92 144V143H91ZM94 144V143H93ZM92 144V145H93ZM103 144V143H102ZM101 144V145H102ZM110 144V143H109ZM169 144L170 145H172L171 147L169 146ZM199 144V143H198ZM201 144H199L198 145V148H199V146L201 145ZM204 144V143H203ZM202 144V145H203ZM218 144V143H217ZM217 144H216V146H217ZM227 144V143H226ZM236 145V148H237V144H239V143H235ZM244 144V143H243ZM2 145H0L1 147H4V146H2ZM15 145V144H14ZM17 145V144H16ZM84 145V144H83ZM95 145V144H94ZM98 145V144H97ZM108 145V144H107ZM113 145V144H112ZM211 145V144H210ZM210 145H208V143H206V146L208 147V146H210ZM212 145H214V144H212ZM211 145V146H212ZM222 145V144H221ZM228 145V144H227ZM230 145V144H229ZM228 145V146H229ZM232 145V144H231ZM253 145V144H252ZM9 146V145H8ZM11 146H13V145H11ZM56 146V145H55ZM55 146H53V147H55ZM59 146V145H58ZM61 146V145H60ZM63 146V145H62ZM61 146V147H62ZM77 146H78V144H77ZM122 146V145H121ZM193 146V147H192ZM223 147L224 146H226V145H222ZM241 147H242V145H240ZM245 146H247V147H250L251 145H246L245 144ZM244 145H243V147H244V149L243 150H245V147ZM260 146V145H259ZM264 146V145H263ZM263 146H261V147H263ZM6 147V146H5ZM57 147V146H56ZM61 147H59L58 149H60ZM68 147V146H67ZM101 147V146H100ZM103 147H105L104 145H103ZM112 147V146H111ZM124 147V146H123ZM122 147V148H123ZM201 147V146H200ZM203 147V146H202ZM204 147H205V145H204ZM204 147L202 148V149H204ZM212 147H214V146H212ZM231 147H233V146H231ZM239 147V146H238ZM240 147V148H241ZM8 148V147H7ZM15 148V147H14ZM17 148V147H16ZM15 148V149H16ZM43 148H44V150L45 149H48L49 151L47 152L46 150H45V152H47V153H43L44 151H43ZM70 148V147H69ZM78 147H76V149H77ZM113 148V147H112ZM111 148V149H112ZM119 148V147H118ZM126 148V147H125ZM129 148H127V149H129ZM206 148V147H205ZM211 148V147H210ZM209 148V149H210ZM250 148H252V147H250ZM1 149V148H0ZM5 149V148H4ZM10 149V148H9ZM25 150L26 152L28 151V150ZM72 149V148H71ZM79 149V148H78ZM86 149V148H85ZM90 149H91V147H90ZM89 149V150H90ZM93 149V148H92ZM101 148H99V150H100ZM106 149V148H105ZM116 149V148H115ZM129 149V150H130ZM213 150L215 149V148H212ZM219 149H220V147H219ZM229 149H231V148H229ZM229 149H227V150H229ZM234 149V148H233ZM232 149V150H233ZM8 150V149H7ZM10 150H13V148L12 149H10ZM20 150V149H19ZM21 150V151H22ZM81 150V149H80ZM117 150V149H116ZM125 150V149H124ZM128 150V152H130ZM208 150V149H207ZM206 150V151H207ZM211 150V149H210ZM215 150H217V149H215ZM213 151V153H215L216 151ZM247 150V149H246ZM249 148H248V152H249ZM262 150V149H261ZM3 152V150H0V152ZM20 151V152H21ZM31 151H33V150H31ZM38 151H43L42 153H43V155H42V153L40 154V157L38 156L39 155V153H37ZM85 151V150H84ZM103 151V150H102ZM105 151V150H104ZM104 151L103 152H101L102 154L104 153ZM106 151H108V150H106ZM121 151H123V150H121ZM120 151V149H119V153L121 152ZM202 151V150H201ZM209 151V150H208ZM217 151H219V150H217ZM230 151V150H229ZM237 151V150H236ZM247 151H246V153H247ZM6 152V151H5ZM11 152V151H10ZM29 152V151H28ZM34 152V151H33ZM62 152V153H61ZM87 152V151H86ZM98 151H96V153H97ZM127 152V151H126ZM127 152V153H128ZM211 152H212V150H211ZM230 152H232V151H230ZM230 152H227L228 154L230 153ZM234 152V151H233ZM239 152V151H238ZM237 152V153H238ZM240 152H241V150H240ZM239 152V153H240ZM252 152V151H251ZM259 152H261V151H255V154L256 153H258L259 154ZM82 152L80 151V153H78V155H79V157L80 158H82V156H83V160L82 159H79V162H81L82 164H83V166L82 165H80V163H78L79 164V166H82V169L83 168H85L84 166H85V164L87 165L86 166V168L89 166L88 164L90 163V165H93L92 164V162H89L88 163V159L87 158H85L86 156V154L88 155V153H84L85 155H83V153L81 154ZM89 153H90V151H89ZM93 153V152H92ZM100 153V154H101ZM105 153H107V152H105ZM111 153V152H110ZM125 153V152H124ZM126 153V154H127ZM202 154L204 153V152H201ZM213 153H211V154H213ZM216 153H219V152H216ZM226 153V154H227ZM236 154V153H233V154H235L236 155V157H238V158H236V157H234L235 155H227V157L225 158V156H223V154H222V156L224 157L223 159H228L226 162H225V165L226 164H228L229 163V161L231 160V163H233V161L235 160L234 158H236V159H238V160H240V161H234V163H237V162H241V163H245L244 165H245V168L247 169V168H249V165H250V163H248V164H246V160L247 159H250V158H247V157H245V159L244 160H242L243 159V157H241L240 158V154ZM242 153V152H241ZM254 153V150H253V152H252V154ZM6 154H7V152H6ZM4 155V156H6L7 157V155ZM70 154H74V156L75 157H73V155H70ZM80 154H81V156H80ZM98 154V153H97ZM101 154V155H102ZM116 154V153H115ZM198 154H199V152H198ZM243 154H245L244 152L241 154V156L243 155ZM258 154H257V157H258ZM1 155H2V153H1ZM10 155V154H9ZM8 155V156H9ZM12 155V158L13 157H17V153L15 154V152H14V155L15 156H13V154H11ZM10 155V156H11ZM21 155V154H20ZM20 155H18V157L20 156ZM25 155V154H24ZM28 155V153L26 154V156ZM31 155V153L29 154V156L28 157H26L25 156V158L27 159V160H34V159H31L32 158V156H33V154H32V156H30ZM38 156V158H37V156ZM41 155H42V157H41ZM91 155V154H90ZM106 155V154H105ZM117 155H118V151H117ZM124 155V154H123ZM128 156H129V153L127 154ZM206 155V154H205ZM224 155H225V153H224ZM238 155V156H237ZM247 155H248V153H247ZM247 155H243V156H247ZM3 156V155H2ZM1 156V157H2ZM9 156V157H10ZM109 156V155H108ZM114 156V155H113ZM219 156H221V155H219ZM231 156V157H230ZM252 156H254V155H252ZM261 156H263V154H261ZM23 157V156H22ZM88 157V156H87ZM91 157V156H90ZM116 157V156H115ZM121 157V156H120ZM153 157V158H152ZM249 157V156H248ZM255 157V156H254ZM253 157V158H254ZM260 157V156H259ZM70 158V159H69ZM93 158V157H92ZM128 158V157H127ZM139 158V157H138ZM142 158V159H143ZM181 158V157H180ZM213 158V157H212ZM219 159H221L222 157H218ZM230 158H232V159H234L233 161H232V159H230ZM247 158V159H246ZM6 159V158H5ZM15 159V158H14ZM18 158H16V160H17ZM19 159H22V158H20L19 157ZM41 159V160H40ZM86 159V162L84 161ZM103 159V158H102ZM108 161H109V159H111V158H106ZM122 159V158H121ZM124 159V158H123ZM131 159H133L132 158V156H131ZM135 159H137L136 157H135ZM178 159H179V157H178ZM210 160V163H209V160ZM256 159V158H255ZM3 160V157H2V159H0V166H3L1 163V161ZM13 160V159H12ZM23 160V159H22ZM105 160V159H104ZM120 160V159H119ZM124 160H126V159H124ZM124 160H122V162L124 161ZM134 160V159H133ZM133 160H132V162H133ZM151 160V161H152ZM159 160V161H158ZM181 160V159H180ZM211 160H212V162H211ZM222 160V159H221ZM251 160V159H250ZM259 160V159H258ZM262 160V159H261ZM4 161H8V163H9V165H7L6 164V168H8V167H10V162H12L11 160H10V158H9V160L8 159H6V160H4ZM15 160H13V162H14ZM20 161L21 160H19V164H20ZM30 161H28L29 162V164H30ZM31 161V162H32ZM38 161V163H40ZM45 161V162H44ZM66 161V162H67ZM71 161V163H73ZM83 161L85 162V163H83ZM90 161H94V164L96 163V161H95V158L94 159H91ZM121 161V160H120ZM135 161V160H134ZM138 161H140V160H138ZM155 161V160H154ZM164 161V162H165ZM174 161H179V160H174ZM183 161H186V162H188L187 160H183ZM196 161H198V163L196 162ZM220 161V160H219ZM219 161H218V163H219ZM243 161H246V162H243ZM22 163V165L23 164H25V163H23L24 161H21ZM26 162V161H25ZM77 162V161H76ZM75 162V164H76V166H77V163ZM105 162V161H104ZM110 162H111V160H110ZM126 162V161H125ZM157 162H155V163H157ZM162 162V161H161ZM172 162H173V160H172ZM191 162V163H190ZM193 162H195V164L193 163ZM224 162V161H223ZM249 162V161H248ZM259 162V161H258ZM261 162V161H260ZM259 162V163H260ZM4 164H5V162H3ZM35 162H32V164H34ZM37 163V164H38ZM55 163H54V168H56L55 167ZM137 163V162H136ZM136 163H133L134 165L136 164ZM215 163H213L212 165H215ZM231 163L230 164H228V165H231ZM232 164V168H233V170L234 171H236V169H238L239 167H240V164H239V167H237L236 168V165L235 164ZM261 163H263L264 164V160H263V162H261ZM18 164V165H19ZM36 164V163H35ZM50 164V163H49ZM97 164V163H96ZM96 164L94 165L95 167H96ZM125 164V163H124ZM164 164V163H163ZM221 164V163H220ZM263 164H261L262 166H263ZM11 165H12V163H11ZM16 165H17V161H16ZM15 165V166H16ZM21 165V166H22ZM41 165H43V164H41ZM40 165V166H41ZM48 165V163L47 164H45L44 166H47ZM63 166L65 165V164H62ZM68 165V164H67ZM71 165V164H70ZM73 165V164H72ZM104 165V164H103ZM107 166H108V164H106ZM121 165H123V163L121 164ZM120 165V166H121ZM205 165V166H204ZM212 165H210V166H212ZM223 165V167H221ZM221 166L218 164V167H220V168H223L225 171V175H229L228 174V171H229V173H230V171L232 170V168L230 169L229 168V166L227 165V166H224V164H222ZM235 165V166H234ZM243 164H241V166H242V168H243V166H244ZM246 165H248L247 167H246ZM21 166H19L18 167V169L21 167ZM27 166H28V164L26 165V167L25 168H20V170H19V172L20 171H23V169H26L27 170ZM32 166V165H31ZM34 166V165H33ZM32 166V167H33ZM40 166H38V167H40ZM52 165H51V168L53 167ZM62 166V167H63ZM127 166H128V164H127ZM129 166H130V164H129ZM253 166V165H252ZM37 167V166H36ZM36 167H34V168H32V169H34L35 170V168ZM37 167V168H38ZM42 167V166H41ZM39 168V169H37V171H36V175H34V176H37V173L39 174V177H40V175H42L43 173H39V172H41L40 170L42 169L43 170V172L44 173H46L45 172V170L43 169V167L42 168ZM50 167V165H48V167L47 168H49ZM65 167H66V165H65ZM78 167V166H77ZM76 167V168H77ZM92 167V166H91ZM91 167L89 166V168L91 169ZM186 167H187V164H186ZM213 167V166H212ZM215 167V166H214ZM213 167V168H214ZM217 167V168H218ZM224 167H227V168H224ZM235 167V168H234ZM13 168H15V167H13ZM28 168H29V166H28ZM31 168V167H30ZM45 168V167H44ZM46 168V169H47ZM51 168H50V170H51ZM68 168V167H67ZM66 168V169H67ZM80 168V171H81V167H79ZM98 168H100V167H98ZM108 168V167H107ZM228 168L230 169V170H228ZM245 168H243L242 170H244ZM256 168V167H255ZM2 169V168H1ZM5 168H3V170H4ZM22 169V170H21ZM61 169V168H60ZM65 169V168H64ZM65 169V170H66ZM69 169H72V167H70ZM73 169L75 170V167L73 166ZM73 169H72V173L74 172L73 171ZM88 169V168H87ZM90 169H88V170H90ZM96 169V168H95ZM109 169V168H108ZM185 169V168H184ZM187 169V168H186ZM211 169V168H210ZM240 169V168H239ZM8 170H9V168H8ZM17 171V168H16V170L15 169H10V171L12 172V171ZM29 170H31V169H29ZM38 170H39V172H38ZM47 170H49V169H47ZM46 170V171H47ZM53 170V169H52ZM59 170V169H58ZM62 170V169H61ZM60 170V171H61ZM65 170H63V171H65ZM77 170V169H76ZM92 170H94V169H91L90 171H92ZM102 170V169H101ZM100 170V171H101ZM113 170V169H112ZM115 170H116V168H115ZM183 170V169H182ZM187 170H190L189 168L187 169ZM186 170V171H187ZM191 170H192V167H191ZM195 170V169H194ZM199 170L200 169H198V170H195V172H199ZM206 170V169H205ZM204 170V171H205ZM212 170V169H211ZM214 170V169H213ZM250 169H248V171H249ZM260 170V169H259ZM14 171H13V174H11L12 175V177L14 176V177H19V176H21L23 173L25 174V172H23V173H19L20 175H18L17 174V176H15V173H14ZM62 171V172H63ZM70 171L71 170H69V174H70ZM79 173H80V171L79 170H77ZM97 171V170H96ZM103 171H104V169H103ZM114 171V170H113ZM183 171H185V170H183ZM201 171V170H200ZM208 171V170H207ZM215 171V170H214ZM213 171V173H211V174H213V177H214V172ZM217 171H218V169H217ZM220 171V173L221 172H223V170L221 171V170H219ZM240 170H238V172H239ZM244 171H246V170H244ZM3 172V171H2ZM1 172V173H2ZM32 173H33V171H31ZM55 172V171H54ZM53 172V173H54ZM58 172V171H57ZM76 172V171H75ZM85 172H87L86 171V169H85ZM89 172V171H88ZM88 172L87 173H85V174H88ZM94 172V171H93ZM108 172V171H107ZM180 172H182L181 170H180ZM188 172V171H187ZM191 172V171H190ZM202 172V171H201ZM209 173H210V170L208 171ZM232 172V171H231ZM255 172H256V170H255ZM4 173H5V171H4ZM6 173H7V169H6ZM5 173V174H6ZM9 173V172H8ZM52 173V174H53ZM66 173H67V170H66ZM77 173V172H76ZM75 173V174H76ZM95 173V172H94ZM106 173V172H105ZM116 173H118V172H116ZM125 173H127L126 171H125ZM173 173V172H172ZM172 173H169L168 175H171ZM179 173V172H178ZM183 173V172H182ZM182 173H180V174H182ZM194 173V172H193ZM192 173V174H193ZM206 171L205 172H203V174H204V176H202V178L200 177L199 179H198V177L196 178L195 177V179H197V181L198 180H200V179H202L203 181L201 182V188L203 187L202 185L204 184L205 186L207 185V184H209L208 186L210 187L211 185V183H208V181H209V179H210V176H208L207 175V177L209 178H207V182H204L205 180L204 179H206L205 178V175H206ZM218 173V172H217ZM217 173H216V175H217ZM219 173V174H220ZM237 173V172H236ZM240 173H243V171L242 172H240ZM240 173H239V177L242 175H240ZM248 173V172H247ZM249 173L251 174L252 173V170H251V172L249 171ZM264 173V172H263ZM5 174H3V176L5 175ZM35 174V173H34ZM50 174H51V172H50ZM49 174V175H50ZM60 174V173H59ZM64 175H62V176H67V174H65V173H63ZM68 174V176L67 177H71V175H69ZM75 174H74V176H75ZM84 174V173H83ZM91 174H93V173H91ZM96 175H100L101 173L99 172L98 174L97 173H95ZM120 174V173H119ZM186 174V173H185ZM191 174V173H190ZM202 174V173H201ZM200 174V175H201ZM219 174L217 175V176H215L214 178L216 179V177H217V179L219 180V178H218V176H219ZM233 174H235V172L233 173ZM233 174L232 173H230V175L231 176H229V177H227L226 176V180H227V178L229 179V181H230V183L231 184H233V186L227 181V183H229L228 184V186L230 185V187H234V185H235V182H237V181H239L237 178H239L238 176H236V175H234V176H236L237 178V181H235V180H233ZM249 174V177L251 176L252 177V175H250ZM2 175V174H1ZM0 175V176H1ZM7 175V174H6ZM5 175V176H6ZM25 175H27V174H25ZM44 175V174H43ZM56 175V178H58L57 177V174H55ZM101 175H104V173L103 174H101ZM107 175V174H106ZM115 175V174H114ZM117 175V174H116ZM156 175V174H155ZM176 174H174L172 177H174ZM189 175V174H188ZM187 175V176H188ZM196 175V174H195ZM220 175H223V176H225L224 174H220ZM33 176V175H32ZM45 176V175H44ZM54 176V175H53ZM76 176H78V175H76ZM80 176V175H79ZM89 176V175H88ZM105 176V175H104ZM103 176V177H104ZM107 176H111V175H107ZM161 176V175H160ZM165 176H166V174H165ZM164 176V177H165ZM179 177H181L180 175H178ZM186 176V175H185ZM186 176V178H188V179H190V176L191 175H189L188 177ZM193 176V175H192ZM245 176V175H244ZM253 176H255V175H253ZM264 175H262V177H263ZM9 178H11V176H10V174H9V176H8ZM18 177L16 178V179H18ZM22 177H25L24 175L22 176ZM22 177H19L20 178V181L19 182H23L22 180H24V179H22ZM41 177H43V176H41ZM46 177V176H45ZM60 177L61 176H59V179H60ZM65 177H64V179H65ZM97 177V176H96ZM99 177V176H98ZM102 177V179L104 180V178ZM143 177V176H142ZM142 177H141V179H142ZM148 177V176H147ZM151 177V176H150ZM153 177V176H152ZM156 177H158V176H156ZM246 177H247V175H246ZM257 177H258V175H257ZM26 178H28V180L26 179ZM25 179L27 180V183H26V181L24 180V182L26 183L25 185H28V183H32V181H34V180H37V179H34L33 180V178L30 176V172H29V177H26ZM30 178H32V181L30 182ZM36 178V177H35ZM46 178H48V175H47V177ZM72 178H74L75 180H76V178L75 177H72ZM78 178H80V177H78ZM77 178V179H78ZM84 178V177H83ZM86 178H90V177H86ZM101 178V177H100ZM100 178L99 179H97V181L98 180H100ZM106 178H108V177H106ZM112 178V177H111ZM113 178H115V179H113V180H116L117 178L119 179V178H121V177H119V175H117L116 177L114 176ZM123 178V177H122ZM139 178H140V176H139ZM144 178V177H143ZM149 178V177H148ZM163 178V177H162ZM186 178H185V180H186ZM220 178H221V176H220ZM231 178V179H230ZM241 178H245V177H241ZM241 178H239V179H241ZM255 178V177H254ZM260 178V177H259ZM1 179V178H0ZM5 179V178H4ZM22 179V180H21ZM41 179H44V178H41ZM51 179L52 180H50V183H51V181H53L52 183L55 185V183H57L56 181H54V179H53V177H52V175H51ZM91 179V178H90ZM128 179H133V181H134V179L135 178H123V182L125 183V181L124 180H128ZM146 179V178H145ZM158 179V178H157ZM157 179H155V180H157ZM175 179H177V176H176V178ZM174 179V180H175ZM182 179V178H181ZM184 179V178H183ZM186 180L187 181V183L189 182V180ZM193 179H194V177H193ZM192 178H191V180H193ZM213 180V178H211L210 179V182H213L214 183V181L216 182L217 181V179L216 180ZM221 179H223V177L221 178ZM251 180H253V178H250ZM3 179H1L0 181H2ZM10 180V179H9ZM11 180L13 181V179L11 178ZM45 180H47V179H45ZM57 180V179H56ZM63 180V179H62ZM79 180V179H78ZM81 180V179H80ZM83 180V179H82ZM81 180V181H82ZM88 180V179H87ZM106 180V179H105ZM144 180V179H143ZM162 180V179H161ZM168 181L169 180H173L172 178L171 179H167ZM191 180H190V184H188L189 186L191 185V183L193 182L194 183V180L191 182ZM212 180V181H211ZM224 180H225V177H224ZM226 180H225V182H226ZM231 180H233V181H235V182H231ZM249 180V179H248ZM248 180H247V182H248ZM257 180V179H256ZM15 181V180H14ZM42 181H44V180H42ZM42 181H39L40 183H44V182H42ZM60 181V180H59ZM64 182H65V180H63ZM62 181V182H63ZM69 181V180H68ZM71 181H73V180H71ZM71 181H69V182H71ZM83 181H85V180H83ZM82 181V182H83ZM96 181V182H97ZM101 181V180H100ZM110 181V180H109ZM108 180H107V182H109ZM121 181V180H120ZM121 181V182H122ZM128 181H130V180H128ZM128 181H126V182H128ZM142 180H138V183L139 182H141ZM147 180H144L143 181V186H146V188H147V184H145L144 185V182H146ZM158 181V180H157ZM156 181V182H157ZM164 181V180H163ZM166 181V180H165ZM167 181V182H168ZM176 181V180H175ZM178 181V180H177ZM181 181V180H180ZM186 181H184V182H186ZM196 181V180H195ZM197 181L195 182L196 183V186H195V184H193L196 188H198V186H197ZM220 181V183H221V180H219ZM263 181V180H262ZM4 182V181H3ZM2 182V183H3ZM11 182V181H10ZM17 182H18V180H17ZM36 182V181H35ZM38 182V181H37ZM48 182V181H47ZM46 182V183H47ZM61 182V183H62ZM63 182V183H64ZM74 183H79L77 180H76V182L75 181H73ZM82 182H80V183H82ZM86 182H88V181H86ZM90 182V181H89ZM89 182L88 183H86V186H87V184H89ZM103 183H104V181H102ZM111 182H112V180H111ZM119 182V181H118ZM136 182H137V180H136ZM155 182V183H156ZM162 182V181H161ZM166 182V184H168ZM174 184L172 185V186H177V187H181L180 188V192L177 190V192H179V195L178 196H180V194H182L180 197H185L186 196V199L188 200V198H187V194H189L190 196H191V194H190V191L189 190H187V192H189V193H186V194H184L185 193V189H183L184 187L185 188H187L188 187V185H187V183H186V185H187V187L186 186H184V184L182 185V182H179L178 181V183H180L181 184V186H178L179 184L177 183V182H174V181H172ZM171 182V183H172ZM183 182V183H184ZM204 182V183H203ZM222 182H223V180H222ZM240 182V181H239ZM239 182H237V184H238V186L240 185V186H244L245 184H243L242 185V183L240 182V184H239ZM247 182H246V184H247ZM253 182H255L256 183V181L255 180H253L249 185H251ZM45 183V184H46ZM51 183V184H52ZM63 183L61 184V185H63ZM79 183V184H80ZM84 183V182H83ZM82 183V184H83ZM91 183V182H90ZM93 184L95 183V182H92ZM99 183V185H100V182H98ZM97 183V184H98ZM103 183H101V184H103ZM124 183H122L123 185H126V184H124ZM133 183V182H132ZM137 183V184H138ZM140 183V185L139 186H141L142 184ZM148 183V182H147ZM153 183V182H152ZM159 183V182H158ZM157 183V184H158ZM163 183V182H162ZM176 183V184H175ZM205 183H207V184H205ZM218 183V182H217ZM227 183L225 184L226 185V187H227ZM245 183V182H244ZM253 184L254 186L256 185V184ZM5 185L7 184L6 183V181H5V183H4ZM3 184V185H4ZM9 185H10V183H8ZM13 183L11 182V185H12ZM14 184H16V182L14 183ZM36 183H33L32 185H33V187H35L34 185H35ZM39 184V183H38ZM45 184H44V187H45ZM52 184V185H53ZM65 184L66 183H64V186H65ZM78 184V185H79ZM91 185L90 184V186L92 187V186H94V185ZM105 184V183H104ZM111 184V183H110ZM114 184H115V182H114ZM113 184V185H114ZM118 184H121V183H118ZM121 184V185H122ZM129 184H130V182H129ZM149 184V188H150V182L148 183ZM156 184V185H157ZM164 184H165V182H164ZM198 184V185H199ZM219 184V183H218ZM224 184V182L221 184V185H223ZM248 184L247 185H245L246 187L248 186ZM4 185V186H5ZM11 185L9 186V187H11ZM17 185V184H16ZM23 185V184H22ZM25 185H24V187H25ZM29 185H31V184H29ZM29 185H28V187H29ZM31 185V186H32ZM52 185H49V182H48V186L49 187H51V188H49L48 189V187L46 188V192L49 190L50 191V189H53L52 187L54 186H52ZM59 185V184H58ZM77 185V186H78ZM96 185V184H95ZM128 185V184H127ZM126 185V186H127ZM132 185V184H131ZM135 186H136V184H134ZM161 185V184H160ZM159 185V186H160ZM258 185V184H257ZM257 185H256V187H257ZM263 185V184H262ZM262 185H260L261 187H262ZM0 186H1V184H0ZM47 186V185H46ZM57 186V185H56ZM55 186V187H56ZM60 186V185H59ZM64 186H62V188L64 187ZM70 186V185H69ZM72 186L73 185H71L70 187L72 188ZM77 186H74L75 187V189H76V187ZM101 187H102V185H100ZM100 186H94L95 188H98V187H100ZM105 186H107V184L106 185H104V187ZM126 186H124L125 187V191H126ZM133 186V185H132ZM153 186H155V185H153ZM159 186H157V189H158V187ZM165 185H163V187H164ZM208 186H206L205 188H207L208 189ZM237 186V185H236ZM237 186V188L236 187H234V188H236L237 190H238V187ZM259 186V185H258ZM260 186L258 187V188H260ZM3 187V186H2ZM14 187V186H13ZM17 187V189H18V185L16 186ZM16 187H14V188H16ZM23 187V186H22ZM61 187V186H60ZM88 187V186H87ZM87 187H85V189L87 188ZM91 187H89V188H91ZM108 187H111L110 185L108 186ZM118 186H116L115 188H117ZM121 188V190L123 191V186H120ZM128 187L129 186H127V190H128ZM138 187V186H137ZM167 187H170V185H168ZM191 187H192V185H191ZM190 187V188H191ZM212 187V186H211ZM210 187V188H211ZM215 187V186H214ZM220 187V186H219ZM218 186H217V189L219 188ZM225 187V186H224ZM229 187V188H230ZM246 187H242V189H245ZM251 187V186H250ZM249 186H248V188L247 189H249L250 188ZM40 188H42V187H40ZM39 188V189H40ZM59 188V187H58ZM61 188V189H62ZM65 188H68V191H69V187H66L65 186ZM80 188H81V186H80ZM79 188V189H80ZM103 188V187H102ZM113 188H114V186H113ZM119 188V187H118ZM116 189V190H119V189ZM130 188V187H129ZM140 188V187H139ZM142 188H144V187H142ZM141 188V189H142ZM151 188H152V186H151ZM197 189V190H202V189ZM221 188H222V186H221ZM220 188V189H221ZM252 188H254V187H251V189L249 190V191H251L252 190ZM6 189V188H5ZM7 189H9L8 187H7ZM17 189H14V191H16ZM23 190V188H19V190ZM29 189H34V188H32V187H30ZM28 189V190H29ZM36 189V188H35ZM34 189V190H35ZM48 189V190H47ZM56 189H57V187H56ZM60 189V188H59ZM59 189H57L58 190V192L60 191ZM78 189V188H77ZM84 189V188H83ZM82 189V190H83ZM85 189H84V191H85ZM94 189V188H93ZM99 189H101V188H98L97 190H99ZM106 189V188H105ZM131 189H132V187H131ZM134 189V188H133ZM132 189V190H133ZM141 189H139L140 191H142ZM145 189V188H144ZM155 191H154V193H156V191L157 192H159V190H160V192H161V189H158V190H156L155 188H153ZM152 189V190H153ZM165 189H166V186H165ZM171 189H175L176 190V188H174V187H171ZM170 189V190H171ZM188 189H189V187H188ZM214 189H216V188H214ZM213 189V190H214ZM220 189H218V190H220ZM225 189V188H224ZM240 189V188H239ZM255 189H257V188H255ZM263 189V188H262ZM11 190V189H10ZM27 190V189H26ZM25 190V191H26ZM28 190H27V192H28ZM37 190H38V188H37ZM36 190V191H37ZM54 190L55 189H53L51 192H54ZM62 190H64V189H62ZM81 190V189H80ZM109 190V191H108ZM106 192L108 193V192H110V190H111V192L113 191L112 190V188H109ZM121 190H119L120 192H121ZM132 190H130V191H132ZM138 190V189H137ZM174 190V191H175ZM191 190V189H190ZM194 190V189H193ZM193 190H191V191H193ZM196 189H195V195H193V197H189L190 198V200L192 199V198H194V196H196V193L198 194L199 192L197 191ZM204 190V189H203ZM202 190V191H203ZM227 190L229 191L230 189H228L227 188ZM233 190V189H232ZM246 190V189H245ZM260 190H261V188H260ZM8 191V190H7ZM12 191H13V189H12ZM13 191V192H14ZM45 191V190H44ZM48 191V192H49ZM65 191H67V189L65 190ZM64 191V192H65ZM65 192V193H69V192ZM72 191V190H71ZM77 191H79V190H77ZM104 191V190H103ZM129 190H128V192H130ZM148 190L147 189H145V191L144 192H147ZM163 191H164V189H163ZM162 191V192H163ZM169 191V190H168ZM168 191H166L167 193H169ZM211 191V190H210ZM221 191L224 193V191H226V189L223 191L222 189H221ZM238 191H240V190H238ZM252 191H254V190H252ZM262 191V190H261ZM0 192H1V189H0ZM10 192V191H9ZM24 192V191H23ZM30 192H31V190H30ZM40 191H38V193H39ZM50 192V193H51ZM56 192V195H57V191H55ZM54 192V193H55ZM63 192V191H62ZM88 192H89V190H88ZM100 192V191H99ZM117 192V191H116ZM115 192V194H117V195H120L121 193L119 192V193H116ZM128 192H126V193H128ZM135 192H137V191H135ZM159 192V193H160ZM165 192V193H166ZM176 191L175 192H172L173 194L175 193H177ZM208 192V191H207ZM220 191H218V193L216 192V195L217 194H220V196H222V194L223 193H219ZM227 192V191H226ZM231 191H229V193H230ZM246 192V191H245ZM255 192V191H254ZM257 192V191H256ZM5 193V192H4ZM8 193V192H7ZM11 193V192H10ZM15 193V192H14ZM29 193V192H28ZM34 192H32V193H30V194H33ZM60 193H61V191H60ZM64 193V194H65ZM71 193V192H70ZM73 194H75L74 193V191L72 192ZM72 193H71V195H72ZM79 193V192H78ZM77 193V194H78ZM83 193V192H82ZM93 193V192H92ZM131 193V192H130ZM138 194H139V196L138 197H143V195L138 191L137 192ZM142 193H143V191H142ZM148 193H150L149 194V196H151L152 197V194L153 193H151V192H148ZM164 193V192H163ZM164 193V194H165ZM167 193H166V197H167ZM204 193H206V192H203L201 195L202 196H200V195H198V198H197V200L199 199V197H203V195H204ZM240 193H242L241 191H240ZM244 193V192H243ZM9 194V193H8ZM20 194V193H19ZM26 194V193H25ZM24 194V195H25ZM39 194H41V193H39ZM39 194H37V195H39ZM43 194L45 195V194H47V193H44L43 192ZM53 194V193H52ZM59 194V193H58ZM87 193L85 192V195H86ZM101 194V193H100ZM114 194V193H113ZM112 194V195H113ZM122 194L124 195L125 193L124 192H122ZM129 194V193H128ZM134 194H136V193H133V195ZM142 196H141V195ZM145 194V193H144ZM163 194V195H164ZM173 194H171V195H173ZM209 194H211L210 196H212V194L213 193H208L207 195H209ZM234 194V192H231V195H233ZM253 194V193H252ZM13 195H15L16 197H18V195H16V194H13ZM22 195H23V193H22ZM28 195V194H27ZM26 195V196H27ZM35 196H36V194H34ZM70 195V194H69ZM68 195V196H69ZM80 196H81V194H79ZM90 195H92V194H90ZM95 195V194H94ZM102 195V194H101ZM100 195V196H101ZM110 195V194H109ZM129 195H131V194H129ZM148 194H146V195H144V196H147ZM171 195H169L168 194V196H170L171 197ZM206 195V194H205ZM206 195V196H207ZM215 192H214V194H213V196H212V198H214L215 196ZM224 195L225 194H223V198L222 197H220L219 195H217V196H219L220 198H222V199H226L225 197H224ZM230 195V194H229ZM243 196H244V194H242ZM3 196H5V195H3ZM2 196V197H3ZM8 196V195H7ZM20 196H21V194H20ZM29 196V195H28ZM49 196H51V194L49 195ZM53 196V198L55 197H57V196H55V195H52ZM72 196H75V195H72ZM97 196L99 197V193L97 194ZM116 196V195H115ZM120 196H122V195H120ZM126 196H127V194H126ZM153 196H154V194H153ZM155 196H156V194H155ZM162 195L161 194H159V197H161ZM165 196V195H164ZM164 196H162L163 198H164ZM210 196H207V198H209V199H211L210 198ZM235 196H238V193H237V195L235 194L234 195V197H232L231 196V198H235V200H236V197ZM239 196H240V194H239ZM239 196H238V198H239ZM247 196H251V195H248L247 194ZM255 196V195H254ZM15 197V199L17 200L18 198H16ZM23 196H21L20 198H22ZM31 197H33V196H31ZM39 197H40V195H39ZM46 197V195L44 196V198ZM58 197H59V195H58ZM67 197V196H66ZM66 197H65V199H66ZM69 197H71V196H69ZM76 197H77V195H76ZM82 197V196H81ZM89 197V196H88ZM91 197V196H90ZM95 196H93L92 198H94ZM103 197V200H105L104 199V196H102ZM114 196H112V199L110 198V200H112V205L111 206H114V207H112V208H110V209H112V210H110V209H108V208H106V209H104V207H103V209H100V208H98V209H95V212L93 211V212H91L89 215L87 214V215H85L84 213H82L81 211H77V210H71L70 212L68 211V212H60V213H57L56 215H53V214H55V213H53V214H51V215H49L50 213H44L43 211H35V204H33L34 206V208L31 206L32 205V203L30 202H27V201H25V199L24 198H26V197H24L23 199H22V201L24 200L25 202L24 203H28V204H30V206L32 207H25L26 206V204L25 205H23L24 207H21V206H19V209H21V210H23L24 212H26L27 214H29V215H34L35 217L36 216H38L39 218L40 217H42V216H45L44 218L47 220V222H44V223H42L41 221V225L39 224V226L37 225V226H35L36 228L34 229L33 227H30V222L29 223H27V221H26V218H25V220H23L22 218H20L19 216V213H18V215L15 217V221H17V219L19 220V223L17 224L16 222H13L14 221V218H13V221H11L10 219L8 220V219H6V220H8V221H11V223H6V220H5V223L7 224V228H9V234L8 235H10V232H12V233H14L15 231H16V233L18 234L20 231L19 230H21L22 228L21 227H26L27 229L26 230H31V232H32V230L34 229V232H36L37 234L39 233V235H41V237L40 238H38V235L36 236L37 238H35V239H33L32 241H33V243L35 242L37 245H39L38 247H41L40 245H47V244H49V245H47L46 246V248L48 247V248H51V247H49L50 245H56V249H52V250H50L49 251V249L47 248V250L49 251V252H47L46 251V248H45V253L47 254V255H49L50 254V256L51 255H55L56 257L58 256L59 257V260H60V258L61 259H64V257L65 256H63V255H66V254H68V252L70 253V254H72L71 256L73 257V255L74 256H79L80 258H86V259H89L90 261L88 262V263H90L91 261H92V263L94 262L95 264H96V261H97V263L99 264H106V262L108 261H111L110 263H114V264H264V243H263V240H264V238H262L261 239V237H263L264 235H263V233H264V228L262 229V231H263V233H261L262 231L259 229L257 232H259L258 234L259 235H256V236H258L257 237V242L261 239V241H260V244L261 243H263L261 246L257 243L256 244V242H254L253 240H254V238H256V236L254 237V238H251L252 236H254L253 234H251V233H253V232H247V231H249V230H252V227H249V229L248 228H246V229H248L247 231H245V230H241V231H245L244 233L242 232V234H247V235H249V237L248 236H244L245 238H247V239H245L244 238V240H242L243 238H241V235L239 234V236L238 235H235V236H232V235H234V233L233 234H230V235H228V234H221V233H224V232H226V230L228 229L227 227H226V229H225V231L224 232H222V231H220V229H217L218 231H214V230H211L210 228H208L209 226L210 227H212L211 225H213V227H214V225L215 224H213L212 223V221L215 219V221L216 222H222V223H217L216 225H215V228H221L222 230H223V223H225L224 222V220L226 221V219L224 218L222 221H221V218H222V215H221V218H220V216L219 217H216L215 218V211H214V209L215 208H217L215 205V202H214V206H215V208L213 209V206H211V205H213V204H211L210 205V203L208 202V200L209 199H207V202H208V204L206 203V202H204L203 200L205 199L206 200V197H203L204 199H202V201L204 202V204L203 205H201V208L202 209H206L205 211H203V212H206L207 211V206L208 207H210L209 209H213V214H212V212L209 210V213L211 214V215H209V216H207L206 217V215H204L203 214V212H202V216H204V217H202V218H204V219H202L201 217H195L194 215V217H195V219H194V217L192 218V217H190V216H188V217H190L191 219H194L193 221L195 222V220L196 219H199V218H201L200 219V221H201V225L205 222V225H207L206 224V222H209V223H212V224H209V226H203L204 228L201 230V229H198L197 227H198V225H197V221L199 222V220H196V225H195V223L192 221V220H190V218H188L187 217V215L185 216V217H187L188 219H189V222H190V224L189 225H187L186 223V228L184 229V227H182V223L180 224L181 225V227H182V229H180V228H176L177 226L176 225H178V223H180V218H176L177 220H179V222L175 225V226H170V224H172L173 223V225L175 224V222H177L176 220H174L175 222H173V220H172V223H171V221H169L170 222V224H166V223H168V221L166 220V223H164L165 221H162L161 219V221H158V222H155L154 220L152 221V219H151V221L150 220H146V219H144V218H142L140 215H143V216H145L146 217V213L145 212H141L142 210H140V209H137V208H134V207H132V206H130V207H128L129 209H127L125 206H124V204H123V206H122V208L120 207L121 205L120 204H122L123 202H121L120 204H117L116 205V203H114L115 201H114V198H113ZM125 197V196H124ZM129 197V196H128ZM128 197H127V199H128ZM135 197V196H134ZM165 197V198H166ZM197 197V196H196ZM195 197V198H196ZM226 197H227V195H226ZM244 197H246V196H244ZM263 197V196H262ZM4 198V197H3ZM19 198V199H20ZM37 198V197H36ZM43 198V200H45ZM49 198V197H48ZM48 198H46V200L48 199ZM52 198V199H53ZM60 198V197H59ZM75 198V197H74ZM78 198V197H77ZM83 198V197H82ZM100 198V197H99ZM109 198V197H108ZM119 198V197H118ZM121 198V197H120ZM136 198H137V196H136ZM147 198V197H146ZM154 198V197H153ZM156 198V197H155ZM165 198H164V200H165ZM219 198V199H220ZM231 198H229L230 200H233V199H231ZM259 198V197H258ZM9 199V198H8ZM7 199V200H8ZM32 199V198H31ZM50 199V198H49ZM52 199H50V200H52ZM61 199V198H60ZM65 199L63 200V201H65ZM68 199V198H67ZM66 199V200H67ZM73 199V198H72ZM95 199V198H94ZM126 199V198H125ZM148 199V198H147ZM147 199H145L144 198V200H146V201H148ZM157 199V198H156ZM169 199V198H168ZM168 199H166L167 201L165 202L166 204H167V202H171V203H174V205H171L172 207L173 206H175V204H176V202L178 201V203H177V205H178V208H179V206H182L181 204H183V202L181 203V199H178V197L175 199V197H173V198H170L171 200H168ZM186 199H184V200H186ZM219 199L217 198V200H218V202H219V204H220V202L221 201H219ZM221 199V200H222ZM228 198H227V200H225V201H223L222 203L225 205L227 202H228V207L227 206H221L222 208L223 207H227L228 209H226V211H229L230 209H229V202H230V200H229ZM251 199H252V197H251ZM40 200V199H39ZM50 200H48V201H50ZM70 200V199H69ZM77 200V199H76ZM85 200V199H84ZM98 200V199H97ZM107 200V199H106ZM120 200H122V199H120ZM136 200V199H135ZM140 201H141V199H139ZM155 200V199H154ZM153 200V201H154ZM158 200H160V199H158ZM183 200V201H184ZM185 201V205H186V202L187 203H190L191 204V202H188V201ZM193 200V199H192ZM195 200V199H194ZM197 200H195V202L197 201ZM200 200V199H199ZM211 200H213V199H211ZM241 200H243L242 199V197H241ZM240 199H239V201H241ZM245 200H246V198H245ZM260 200V199H259ZM264 199H262V201H263ZM4 201V200H3ZM20 201H21V199H20ZM19 201V202H20ZM21 201V203L20 204H22L23 202ZM33 201V200H32ZM35 201H37L36 199H35ZM53 201V200H52ZM54 201H57V200H54ZM62 201V200H61ZM68 201V200H67ZM78 201H80V200H78ZM81 201H82V199H81ZM119 201V200H118ZM117 201V198H116V202H118ZM127 201V200H126ZM125 201V203H127ZM137 201V200H136ZM149 201H150V199H149ZM180 201V202H179ZM201 200H200V202H202ZM214 201H215V199H214ZM247 201V200H246ZM246 201H244V202H246ZM249 201H250V199H249ZM1 202H2V200H1ZM0 202V203H1ZM7 202V201H6ZM6 202H5V204H6ZM18 202V203H19ZM51 202V201H50ZM49 202V203H50ZM84 202H87V201H84ZM90 202V201H89ZM141 202H143V201H141ZM151 202V201H150ZM150 202H149V204H150ZM212 202V201H211ZM16 203V202H15ZM45 203V202H44ZM47 203V202H46ZM45 203V204H46ZM48 203V204H49ZM55 203V202H54ZM57 203V202H56ZM62 203V202H61ZM60 203V204H61ZM66 203V202H65ZM72 203V202H71ZM92 203H94L93 202V200H92ZM106 203V202H105ZM108 203H111V202H109L108 201ZM119 203V202H118ZM143 203H145V202H143ZM157 203V202H156ZM179 203H181V204H179ZM193 203V202H192ZM199 202H197L196 203V205L198 204ZM205 203L207 204V205H205ZM233 203H235V201H233ZM243 203V202H242ZM19 204V205H20ZM39 204V203H38ZM41 204V203H40ZM43 204V203H42ZM41 204V205H42ZM60 204H59V207H60ZM69 204V203H68ZM75 204H76V202H75ZM97 204V203H96ZM128 204V203H127ZM147 204V203H146ZM148 204V205H149ZM152 204H153V202H152ZM151 204V205H152ZM160 204V203H159ZM158 204V205H159ZM165 204V205H166ZM200 204H202V203H200ZM218 204V203H217ZM241 205L242 206V204H240V202L239 203H237V205ZM8 205V204H7ZM14 205V204H13ZM51 205V204H50ZM57 205V204H56ZM81 205V204H80ZM98 205H100V204H97V207H98ZM107 205V204H106ZM105 204H101V206H106ZM109 205V204H108ZM120 205V206H119ZM137 205V204H136ZM154 205H155V203H154ZM157 205V204H156ZM157 205V206H158ZM176 205V206H177ZM195 205V206H196ZM199 205V204H198ZM221 205V204H220ZM238 205V206H239ZM247 205V207L246 208H250V209H252L251 207H248V205L250 206V204H246ZM2 206V205H1ZM15 206V205H14ZM14 206H13V208H14ZM17 206V205H16ZM62 206V205H61ZM84 206V209H85V207L87 206V205H83ZM110 206V205H109ZM147 206V205H146ZM162 206V205H161ZM168 206V205H167ZM167 206H166V208H167ZM188 206V205H187ZM192 206V205H191ZM204 206V207H203ZM206 206V207H205ZM219 206V205H218ZM257 206H259V205H257ZM262 206L264 207V203L262 204ZM7 207V206H6ZM100 207V206H99ZM123 207H125L126 209H124ZM136 207V206H135ZM138 207H140V206H138ZM142 207V206H141ZM150 207V206H149ZM153 207V206H152ZM156 207V206H155ZM154 207V208H155ZM183 207V206H182ZM185 207V206H184ZM212 207V208H211ZM233 207L235 208V205H233ZM262 207V208H263ZM49 208V207H48ZM61 208V207H60ZM67 208V207H66ZM72 208V207H71ZM77 208V207H76ZM87 208V207H86ZM90 208V207H89ZM88 208V209H89ZM92 208H93V205H92ZM102 208V207H101ZM118 208H120V209H122V210H119ZM151 208V207H150ZM158 209H159V207H157ZM161 208V207H160ZM221 208V209H222ZM224 208V209H225ZM231 208H232V205H231ZM238 208L239 207H236L235 209H237L238 210ZM260 208V207H259ZM258 208V209H259ZM3 209H4V207H3ZM11 209V208H10ZM46 209V208H45ZM50 209H51V207H50ZM58 209V208H57ZM75 209V208H74ZM79 209H80V207H79ZM83 209V208H82ZM83 209V210H84ZM91 209V208H90ZM124 209V210H123ZM156 209V208H155ZM162 209V208H161ZM161 209H159V210H161ZM172 209V208H171ZM173 209H174V207H173ZM193 209V208H192ZM202 209H200V210H202ZM218 209V208H217ZM220 209V211H222L223 210V213L225 212V210L224 209H222L221 210ZM233 209V208H232ZM234 209V210H235ZM240 209V208H239ZM241 209H242V207H241ZM241 209L239 210V211H241ZM254 209H256V208H254ZM253 209V210H254ZM261 209V208H260ZM264 209V208H263ZM2 210V209H1ZM0 210V211H1ZM6 210V209H5ZM26 210V211H25ZM48 210V209H47ZM87 210V209H86ZM148 210V209H147ZM153 210V209H152ZM158 210V211H159ZM179 210H180V208H179ZM187 210V209H186ZM195 211L197 210L196 208L194 209ZM200 210L198 211V212H200ZM216 210V209H215ZM235 211V212H238V211ZM246 210H248V209H246ZM253 210H251V211H246V212H248L247 214H249L250 215V212H252ZM50 211V210H49ZM48 211V212H49ZM65 211V210H64ZM77 211V212H76ZM87 211H90V210H87ZM148 211H151V210H148ZM147 211V212H148ZM153 211H155V213H156V211L157 210H153ZM152 211V212H153ZM164 211V210H163ZM162 211V212H163ZM171 211V210H170ZM169 211V212H170ZM177 211V210H176ZM175 211V212H176ZM183 211V210H182ZM187 211H189V210H187ZM193 211V210H192ZM217 211V210H216ZM219 211V210H218ZM257 211V210H256ZM260 211V210H259ZM6 212H8V210H6ZM85 212V211H84ZM165 212V211H164ZM173 212V211H172ZM191 212V211H190ZM197 212V213H198ZM208 212V211H207ZM231 212V211H230ZM234 211H233V215L232 216H235L234 215V213H235ZM245 212V211H244ZM245 212V213H246ZM1 213H4V212H1ZM17 213V212H16ZM22 213V212H21ZM88 213V212H87ZM145 213V214H144ZM149 213V212H148ZM158 213V212H157ZM159 213H161V212H159ZM165 213H167V211L165 212ZM178 213V212H177ZM188 213V212H187ZM193 213V212H192ZM192 213H190V214H192ZM196 213V212H195ZM194 213V214H195ZM218 215H220L219 214V212H216ZM221 213V212H220ZM239 213V212H238ZM254 214H255V211L253 212ZM264 213V212H263ZM262 213V214H263ZM7 213H4V215H6ZM164 214V213H163ZM169 214H171V212L169 213ZM169 214H168V216H169ZM175 214V213H174ZM180 214H181V210H180ZM231 214H232V212H231ZM244 213H242V215H243ZM247 214H244V216L246 215V216H249V215H247ZM256 214H258V212H256ZM262 214L261 213H259V215H261L262 216ZM1 215V214H0ZM8 215V214H7ZM9 215H11V213H9ZM16 215V214H15ZM24 215V214H23ZM160 215V214H159ZM162 215V214H161ZM160 215V216H161ZM172 215V214H171ZM181 215H183V214H181ZM196 215V214H195ZM224 215H226L225 213H224ZM227 215H228V213H227ZM226 215V216H227ZM258 215V216H259ZM264 215V214H263ZM12 216H13V214H12ZM22 216V215H21ZM154 216V215H153ZM157 216V215H156ZM159 216V217H160ZM176 216V215H175ZM212 216V218L213 219H209L210 217ZM214 216V217H213ZM217 216V215H216ZM229 216V215H228ZM227 216V217H228ZM236 216H237V213H236ZM244 216H243V218H244ZM246 216H245V220L244 219H242V216H240L241 218L239 219L238 218V220H234V221H237V223L240 221V223H239V225L237 224H235L236 225V227L238 226H241V224H243V222L241 223V219H242V221H244V223H245V221L247 220V219H249L250 218V220L251 219H253V218H256V216L255 217H253V215L251 216V217H253V218H251L250 216L248 217V218H246ZM0 217H2V218H4L5 216H3V215H1ZM29 217V216H28ZM38 217H36V218H38ZM170 217V216H169ZM179 217H181L180 215H179ZM185 217H184V220H188V219H185ZM205 217L209 220V221H203V220H206L205 219ZM230 218H231V215L229 216ZM238 217V216H237ZM7 218H8V216H7ZM11 218V219H12ZM31 218V217H30ZM29 218V219H30ZM33 218V217H32ZM155 218V217H154ZM157 218V217H156ZM166 218V217H165ZM172 218H173V216H172ZM218 218V219H217ZM259 218H264V217H259ZM5 219V218H4ZM159 219V218H158ZM170 220H171V218H169ZM217 219V220H216ZM220 219V220H219ZM237 219V218H236ZM260 219V220H261ZM42 220V219H41ZM184 220H182V221H184ZM219 220V221H218ZM257 220V219H256ZM256 220L254 219V221L253 220H251V221H253L252 223L254 224V223H256ZM2 221V223H3V220H1ZM33 221H35V220H33ZM43 221H45V220H43ZM181 221V222H182ZM249 221V220H248ZM247 221V222H248ZM264 221V220H263ZM13 222V223H12ZM161 222V223H160ZM184 222H187V221H184ZM214 222V221H213ZM231 222H232V219H231ZM260 222V221H259ZM97 223H102V224H104V226L103 227H105L106 225H109L111 228L109 229L110 231H111V229H112V227L113 228H115L116 229V232H115V230H114V235H113V233L111 234V235H113V237H109V239H111L110 240V242L109 243H111V245H108V242H107V237L105 238V236L104 237H101V236H103V234L101 235V236H99V235H96V228L99 226V224H98V226H96V224ZM215 223V222H214ZM230 223V222H229ZM233 223V222H232ZM232 223H231V226H229V224H227V223H225V224H227L228 225V227H232ZM248 223H250V222H248ZM252 223H250V224H247V223H245L243 226V229H245V227H246V224H247V226L249 225V226H251V224ZM261 223V222H260ZM260 223H259V225H260ZM102 224L100 225V227H98L99 229H101V228H103L102 227ZM219 224V225H218ZM222 224V225H221ZM234 224V223H233ZM252 224V225H253ZM258 224V223H257ZM5 225V224H4ZM21 225V226H20ZM200 225V224H199ZM201 225H200V227H201ZM221 225V227H218V226H220ZM226 225V226H227ZM234 225V226H235ZM255 225V224H254ZM31 226H32V224H31ZM33 226H34V224H33ZM96 227L95 228V230L93 229V227ZM108 226V227H109ZM184 226V225H183ZM217 226V227H216ZM257 226V225H256ZM262 226V225H261ZM264 226V225H263ZM107 227V228H108ZM178 227H180V226H178ZM199 227V228H200ZM212 227V229H214ZM257 227V228H258ZM6 228V227H5ZM33 228V229H32ZM3 229V228H2ZM24 229V228H23ZM234 229V228H233ZM240 229H242V227H240ZM7 230V229H6ZM105 230L107 231L108 229H106V227H105ZM230 230H232V229H230ZM239 230V229H238ZM257 230V229H256ZM256 230H255V233H257L256 232ZM1 231V230H0ZM3 231V230H2ZM8 231H7V233H8ZM14 231V232H13ZM113 231V230H112ZM235 231V230H234ZM253 231H254V226H253ZM23 232V231H22ZM25 232V231H24ZM33 232V233H34ZM109 232V231H108ZM220 232V233H219ZM227 232H228V230H227ZM230 233H232V231H229ZM240 232V231H239ZM247 232V233H246ZM2 233V232H1ZM111 233V232H110ZM249 233V234H248ZM260 233L263 235H260ZM23 234V233H22ZM100 234V233H99ZM16 235V234H15ZM251 235V236H250ZM7 236V235H6ZM14 236V235H13ZM18 236V235H17ZM28 236V235H27ZM238 236V237H237ZM24 237V236H23ZM22 237V238H23ZM29 237V236H28ZM33 236H31V238H32ZM260 237V239H258ZM14 238V237H13ZM25 238V237H24ZM23 238V239H24ZM249 238V239H248ZM251 238V239H250ZM15 239V238H14ZM253 239V240H252ZM8 240V239H7ZM22 240V239H21ZM27 240H28V238H27ZM249 240H251V241H253V242H250ZM256 241V240H255ZM9 242V241H8ZM14 242V241H13ZM12 242V243H13ZM30 244H31V239H30ZM17 244V243H16ZM28 244V243H27ZM8 245V244H7ZM29 245V244H28ZM35 245V244H34ZM60 245H63L62 246V249L60 248L61 246ZM10 246V250H13V249H11V245H9ZM8 246V247H9ZM27 246V245H26ZM25 246V247H26ZM31 246V245H30ZM58 246V247H57ZM37 247V246H36ZM37 247V248H38ZM43 247V246H42ZM64 247H68L67 249H63ZM1 248V247H0ZM13 248H14V246H13ZM24 248V247H23ZM22 248V249H23ZM34 248V247H33ZM44 248H42V250L44 249ZM108 248H110L111 249V251H109L110 249H108ZM19 249H21V248H19ZM10 250L8 251V253H10ZM30 250V249H29ZM34 250H36V249H34ZM40 250V249H39ZM108 250V251H107ZM3 251V250H2ZM27 251H28V249H27ZM38 251V250H37ZM12 252V251H11ZM25 252V251H24ZM23 252V253H24ZM43 252V251H42ZM4 252H0V264H14V263H12L11 261L13 260H9L8 258H6L7 257V252L5 253V254H3ZM38 253H40V252H38ZM14 254V253H13ZM13 254H12V257H13ZM19 254H22V253H19ZM28 254V253H27ZM35 254V253H34ZM36 254H37V252H36ZM41 254V253H40ZM40 254H39V257H40ZM69 254V255H70ZM11 255V254H10ZM29 255H30V253H29ZM6 256V257H5ZM9 256V255H8ZM20 256V255H19ZM22 256V255H21ZM20 256V257H21ZM43 256H44V254H43ZM49 256V257H50ZM62 256H63V258H62ZM66 256H68V255H66ZM76 256V257H77ZM16 258H17V256H15ZM34 257V256H33ZM35 257H37V256H35ZM57 257V258H58ZM70 257V256H69ZM75 257V258H76ZM10 258V257H9ZM24 258V257H23ZM26 258H27V256H26ZM25 258V259H26ZM31 258V257H30ZM29 257H28V259H30ZM45 258V257H44ZM51 258V257H50ZM75 258H74V261H75ZM32 259V258H31ZM30 259V260H31ZM35 259V258H34ZM40 259V258H39ZM45 259H48V258H45ZM53 259H55V257L53 258ZM71 260H70V263H72V258H70ZM81 259V260H82ZM133 259V260H132ZM50 260H52V259H50ZM69 260V259H68ZM17 261V260H16ZM22 261V260H21ZM44 261V259L42 260V263H44L43 262ZM55 261V260H54ZM53 261V262H54ZM57 261H58V259H57ZM76 261H79V260H76ZM14 262H15V260H14ZM19 262V261H18ZM31 262V261H30ZM38 262H39V260H38ZM52 262V263H53ZM65 262V261H64ZM82 262V261H81ZM16 263V262H15ZM23 263V262H22ZM25 263V262H24ZM34 263H35V261H34ZM37 263V262H36ZM41 263V259H40V262L38 263V264H40ZM60 263H61V261H60ZM67 263H68V261H67ZM70 263H68V264H70ZM25 264H28V263H25ZM32 264V263H31ZM45 264V263H44ZM62 264V263H61ZM80 264V263H79Z\"/></svg>",
    "mask_w": 264,
    "mask_h": 264
}]
</instances>
